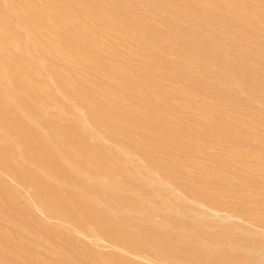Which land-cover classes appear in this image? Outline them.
I'll return each instance as SVG.
<instances>
[{
	"label": "rangeland",
	"instance_id": "obj_1",
	"mask_svg": "<svg viewBox=\"0 0 264 264\" xmlns=\"http://www.w3.org/2000/svg\"><path fill=\"white\" fill-rule=\"evenodd\" d=\"M4 2H5V6H6V8H8V9H16V10H19V9H17V8H20V7H22V5H24L27 1L30 3V4H33V6H35V7H37V8H39V9H41V13H42V15L41 16H44V18L46 17L47 18V20L48 21H45L46 23H38L40 26H38V27H36V25H35V27L34 26H30V28L28 27V28H22L24 31L26 30L27 32H24L22 29H20V28H17L18 26H14V27H5V26H2V20H1V18L2 17H0V89H1V87H2V90L4 91V92H1L0 93V100H1V103H0V109L2 110V111H0V122L2 121V123H0V135H1V137L0 138H3L2 137V135L4 136V138H5V136H6V139H2L3 141H5L6 143L4 144L3 143V141H1V139H0V162H2L1 163V165H0V182L2 183H0V191L2 192H0V194H3V193H7L6 195L5 194H3L4 196H6V197H3V195H0V199H2L1 201L3 202H0V229H1V231L2 232H0V239H2V238H7V239H9V240H4V239H2V240H0L1 242H0V259L2 260V262H1V260H0V264H73V262H74V264H109L108 262H110L111 264H156V256H155V254L154 255H152V252H151V255L149 254V252H150V250H147L146 249V247H140V246H143V244H141V245H137L136 247L134 246V249H132V248H129V246H128V248L127 249H129L130 250V252L131 251H135V253L136 252H138V249L140 248V250H139V253H136V255L135 254H132L133 256H134V258H132L131 257V255H130V252H128L127 253V250H126V247L127 246H124V245H122V244H120V243H118L119 245H117V244H115V246H118L117 248V250H116V248L113 246V247H111L112 246V244L111 243H113L112 241H111V239H115V236H113L114 234H115V232H116V238H117V235L119 236V238H117V241H121V240H123L122 238H126L125 239V241H128L129 242V239L130 238H128L126 235H124V234H121V230H120V233L119 232H117V230L119 229V228H116V230L115 229H113V228H111V227H109L108 228V230H107V228H102V226L100 227V226H98L99 225V222H100V220H96V221H93L94 219H96L95 217H96V215L95 214H97V213H101V210L103 209L104 211H106V210H109V209H111V208H108L107 209V207L105 208V206L104 205H98L97 207L96 206H93L94 208H93V212H97V213H93L91 210H92V206L90 207L91 208V210H90V208L88 209V204L86 205V203H85V206L87 207V208H84V200L85 199H83L82 197H81V195L82 194H86L87 196H88V194H89V196H91L90 198H93L92 200H94V201H102L101 199H103L104 197V195L103 194H101L102 193V191L103 192H105V193H107V191H111L112 193H114V194H118V195H122V196H134V197H137V198H142V200L144 199V197L142 196V195H144L145 196V203H147V208L148 209H152V212L153 211H155L156 213L155 214H157L158 213V217H160V215L162 214V217H166L165 215H167L168 217H171L172 218V216H173V218H176V219H179V220H181V219H183V220H185V221H187V220H190V218L192 219V218H194V216L193 215H195L196 214V212L194 213V211L193 210H197V208H198V206L196 205V204H190V203H188V202H185L183 199H182V197H189V198H191V199H195L197 202H200V203H203V204H205V205H213L212 203H211V201H212V197L215 199V200H217L219 203H222L221 205H222V207L223 208H227V209H231L230 211H231V213H233V212H236V213H233V214H235V216H237V217H239V216H241V217H239V218H241V220L242 221H244V222H246L245 220H250V219H252V220H250L251 222H254L253 221V219H257V218H262V219H264V217H261V216H264V215H262V214H264V212H262V211H264V185H262V184H260L261 182H264V179H262V178H264V177H260V174L259 175H255V177H257V176H259V177H257V178H259V179H256V178H254V174L253 173H255L254 172V170H257V169H259V170H261L262 169V167H264V146H261V143H262V145H264V141H260V142H258L259 140H262V139H264V137H261V136H264V134H259V133H264V127H262L261 125V127L259 126V125H257V124H260V122H262V123H264V120H262V119H264V117H262V116H264V102H261L262 100H264V97H262L261 95H264V92H262V91H264V90H261L262 88L261 87H264V86H262V85H264V83H262V82H264V80H262V78H264V76H262V75H264V74H262V72H264V71H261V70H264V69H262V68H264V65H262V64H264V62H262L261 60H260V57H259V55L261 56V55H264V50H261L260 51V49H264V47H262V46H264V44H262V42L261 41H264V39H262V40H260L261 38H264V33H260V31L262 30V32H264V28H262V27H264V26H262V25H264V23H262V22H264V21H261L260 19L261 18H264V15H261L260 16V14H264V11H262V10H264V9H262V8H264V4H262V3H260L261 1H259V0H251V1H253L252 3H251V1L250 0H245V1H249L248 3H246L245 1H243V0H237V2H235L236 0H234V2H232L233 0H218V1H216V0H213V1H215V2H211V0H204V2L202 1V0H184V2H183V5H186V6H183L184 8L182 9V1H181V5H178L177 6V4H180V2H179V0H178V2L179 3H177V0H173L174 1V3L176 2L177 4L175 5V6H177V7H180L179 9L181 10L180 12H179V10H175V8H174V10H172L173 8L171 7H169V9H168V7L167 6H165V4H166V2H170L169 0H167L166 2H165V0L163 1H160V3H162V5L161 6H163V7H165L166 9H164L163 7H159L158 9L161 11L162 10V12L165 14V15H167L168 14V12H167V10L169 11V17H171V15L173 14L172 12L174 11V14H175V16L176 15H178V18L176 17V20H174L175 19V16H174V18L173 17H171L170 18V20H171V22H170V20L168 19L169 17H168V15L166 16V20H165V18H164V21H166V22H163L162 21V19H161V22H160V20L158 19V17H157V15H153L152 16V14H147V12H145V13H142L139 9H135V10H128V12H127V10L126 9H124V8H120V9H123V11L122 10H120V12H118L119 10H118V6H116V5H114L113 4V2H112V0H14V1H16V2H14V1H12L13 3L11 4L10 3V0H7V1H9V2H7L6 0H3ZM45 1V2H44ZM49 1H50V3H49ZM57 1V2H56ZM80 3H79V2ZM91 1V2H90ZM135 1H137V2H139V3H137L138 4V6L139 5H141V6H149V7H147V8H149L150 9V7H152L151 9H150V12L151 11H153L154 9H156L157 10V7H158V5H160V3H158V4H155V7H154V3H156V2H153L152 3V1H150L149 3L148 2H144L143 0H135ZM154 1H156V0H154ZM159 1V0H158ZM172 1V0H171ZM173 1L171 2L172 4H174L173 3ZM209 1V2H208ZM219 1H220V3H219ZM229 1V3H227ZM240 1V2H239ZM60 2V3H59ZM165 2V3H164ZM193 2V3H192ZM196 2V3H195ZM201 4H200V3ZM216 2H217V5H218V3H219V6L221 5V2L225 5V6H222V10H223V12H222V10H220V8H219V10L220 11H218V7L219 6H217V5H215L216 4ZM239 2V3H238ZM242 2V3H241ZM245 2V3H244ZM256 2H259V3H256ZM262 2H264V1H262ZM49 3V4H48ZM57 3V4H56ZM107 3V4H106ZM164 3V4H163ZM170 3V4H171ZM188 3V4H187ZM211 3H215L214 4V6H212V4ZM255 5V7L256 8H254V7H252V5ZM52 4V5H51ZM104 4H106V5H104ZM152 4H153V6H152ZM169 3H167L166 5H168ZM209 4V5H208ZM231 4H235L234 6L233 5H231ZM239 4V5H238ZM241 4H243V5H245V6H243V8L245 7V9L246 8H248V6H249V9L250 8H253V9H250V10H248V9H246V10H248V12L250 13V12H252L251 10H253V11H255L256 9H258L257 11H255L254 12V14L252 13V15L250 14V17H248V18H246V17H242L243 16V13H242V11L240 10L239 11V7L240 8H242L241 6ZM257 4H260V5H257ZM10 5V6H9ZM50 5V6H49ZM157 5V6H156ZM188 5H190V6H188ZM201 5H203V6H206L205 7V9H204V7L203 6H201ZM251 5V6H250ZM0 6L2 7V6H4V3L2 2V0H0ZM45 6V7H44ZM49 6V7H48ZM93 6V7H92ZM102 6V7H101ZM114 6V7H113ZM198 6H201V7H198ZM237 7L236 9H234V7ZM262 6V7H261ZM154 7V8H153ZM212 7V8H211ZM223 7H225V10H226V12H230L231 10V14L229 13V14H227L226 12H225V10L223 9ZM116 10H115V9ZM162 8V9H161ZM200 8V9H199ZM204 9V11H203V9ZM208 8H209V10L210 9H213V11H209L208 10ZM8 9L5 11V9H3L2 11L4 12V14L3 15H1V16H6V14L8 15L9 14V12H8ZM47 9V10H46ZM75 9V10H74ZM262 9V10H261ZM103 10V11H102ZM105 10V11H104ZM115 10V11H114ZM164 10V11H163ZM166 10V11H165ZM199 10V11H198ZM201 10H202V12L203 13H201ZM216 10V11H215ZM237 12H235V11ZM125 11V12H124ZM132 11H133V15L131 14L132 13ZM172 11V12H171ZM207 11H209L208 13H204V12H207ZM216 13H215V12ZM8 12V13H7ZM68 13V15H67V13ZM135 12V13H134ZM139 12H141V13H139ZM211 12V13H210ZM217 12H219V14L221 15V14H224V16L223 15H221L222 17H219L218 15V13ZM225 12V13H224ZM260 12V13H259ZM56 13V14H55ZM83 13V14H82ZM138 13V14H137ZM167 13V14H166ZM172 13V14H171ZM200 13H201V15H203V14H206V15H203L202 16V18H201V15H200ZM240 13H242V14H240ZM257 15H259V16H257ZM259 13V14H258ZM52 15V17H51V15ZM112 14L114 15V16H112ZM128 14V15H127ZM134 14H135V16H134ZM190 14V15H189ZM195 16H194V15ZM207 14H208V16H209V18H207ZM211 14H212V17L213 16H216V17H213V18H216L215 20H213V19H211L212 17H210L211 16ZM237 14H240V15H236ZM58 15V16H57ZM67 15V16H66ZM92 15H94V17L92 16ZM127 15V16H126ZM149 16V18H150V23H151V25H153V26H142V28H140L141 27V25H140V23L138 24V22L140 21V19L139 20H137L139 17L141 18V16H142V18H141V20L143 19V17L144 18H146L147 16ZM151 15V16H150ZM193 15V16H192ZM255 15V16H254ZM23 16H25L26 17V15H25V13H23V14H21L20 16H18V20H17V22H20V21H22L21 19H22V17ZM137 16V17H136ZM182 16V17H181ZM228 16V17H227ZM244 16H246V15H244ZM253 16V17H252ZM64 17V18H63ZM133 17H135V18H137V19H134ZM184 17H186V18H184ZM255 17H256V20H254L255 19ZM258 17H260V18H258ZM88 18H90V19H88ZM148 17H147V19H149ZM153 18V19H152ZM160 18V17H159ZM195 18H197V19H195ZM206 20H205V19ZM222 18H224V19H222ZM230 18V19H229ZM252 20V22H254L255 24L253 25V23H250L251 22V20ZM252 18H254V19H252ZM67 19V20H66ZM121 19V20H120ZM146 19V20H147ZM156 19H158V20H156ZM190 21L191 20V22H189L188 20ZM220 20L221 21V23H223L224 24V22H222L223 20L224 21H226V22H228V20H225V19H229V22H231V21H233V20H231V19H234L235 20V23L233 22V24H230L229 23V25H226V24H224V25H226L225 27H224V25L223 24H221L219 21L217 22V20ZM244 19V20H243ZM249 19V20H248ZM51 22H50V21ZM72 20H75V21H78V24L79 25H71L70 23L72 22ZM116 20V21H115ZM143 20H145V19H143ZM154 22V20H156L155 22L158 24L157 26L159 27V24H164V23H166L165 24V26L164 27H166V25L167 26H169V28L168 29H165L164 27H162V26H160V28L162 27V28H164V29H162V31L164 30V31H167V32H162L161 33V31H158V34H159V36L160 37H163L161 40H160V37L159 36H157V34L156 35H154V32L153 31H155V32H157V30H161L160 28H158V27H156L154 24H153V22ZM169 20V21H168ZM179 20V22L180 23H183V21H184V23L183 24H185V27L182 29V28H179L176 24H175V22H177ZM185 20H187V21H185ZM195 20V21H194ZM208 20H210V22L208 21ZM262 20H264V19H262ZM114 21V22H113ZM135 21H137L136 23H137V25H135L136 23H135ZM172 21H173V25H171L172 24ZM182 21V22H181ZM195 23V25H194V23ZM248 21H250V22H248ZM258 21H260V23L258 22ZM16 22V21H15ZM113 22V23H112ZM134 24H133V23ZM197 22V23H196ZM198 22H201V23H204V25L203 24H200L199 23V25H198ZM237 22V23H236ZM170 23V24H169ZM239 23V24H238ZM262 23V24H261ZM16 24V23H15ZM53 24V25H52ZM191 24H193V26L192 27H190V25ZM206 24L208 25V26H206ZM213 25V26H211V25ZM238 24V25H237ZM244 24H247V25H244ZM257 24V25H256ZM259 24V25H258ZM110 25V26H109ZM114 25V26H113ZM171 25V26H170ZM217 25H218V27L220 28L221 27V29H219L218 30V28H217V30L221 33V35H220V33L218 32V31H216V29H214V28H216L217 27ZM233 25V26H232ZM260 25H261V27H260ZM79 26V27H78ZM82 26L84 27V28H82ZM173 26H175V28H174V30L173 31H175L176 30V28H178L176 31H177V34H175V32L173 33V31H171L172 30V28H173ZM199 26V27H198ZM206 26V27H205ZM210 26V27H209ZM214 26H216V27H214ZM229 26V27H228ZM232 26V27H231ZM244 26V27H243ZM245 26H246V28H245ZM250 26V27H249ZM255 26V27H254ZM259 28H257V27ZM107 27V28H106ZM188 27V28H187ZM194 27H196V28H194ZM200 29V30H204V27H205V30L206 31H204L203 32V30L202 31H200L198 28ZM201 27V28H200ZM212 27V28H211ZM227 27V28H226ZM102 28V29H101ZM150 28H152V29H150ZM154 28H155V30H154ZM156 28H158L157 30H156ZM167 28V27H166ZM193 28V29H192ZM226 29V31H228V32H230V33H228V34H226V35H228V36H230L229 34H231V36L233 37V34H234V36L235 37H242V36H239V35H243L244 36V39H246L245 37L247 36L246 34H251V35H248V37H247V39L246 40H248V39H251V40H249V42H250V46L252 47H250L249 46V48L247 47L246 48V46L247 45H245V44H242V45H244L243 46V48L242 47H240L239 48V46L237 45L238 43L236 42V41H233L232 43H235L236 42V44H231V43H229V45L227 44L228 42H226V44L225 45H223L224 43H221V41L223 42L224 41V39H221V38H224V35H225V33H227V32H225L224 30H222V29ZM231 28H232V30H231ZM260 28H261V30H260ZM31 29V30H30ZM35 29V30H34ZM110 29V30H109ZM129 29V30H128ZM145 29H146V31H145ZM182 29V30H181ZM191 29V30H190ZM211 29H213V32H212V30ZM228 29V30H227ZM230 29V30H229ZM235 29H237V30H235ZM255 31H254V30ZM1 30H2V32H1ZM97 30H99V31H97ZM131 30V31H130ZM249 30V31H248ZM30 33H29V32ZM45 31V32H44ZM127 31V32H126ZM132 31H134V32H132ZM142 31V32H141ZM179 31V32H178ZM215 31H216V34H215ZM222 31V32H221ZM234 31H235V33H234ZM236 31H237V33H236ZM240 31H242V32H240ZM145 32V33H144ZM148 32H149V34H148ZM168 32H170V33H168ZM173 34H175V35H173ZM197 34H196V33ZM207 32V33H206ZM210 34H209V33ZM232 32V33H231ZM245 32V33H244ZM256 32H258V33H256ZM24 33H26V34H29L28 36H25V34ZM122 33V35H117V34H121ZM133 33H135V34H133ZM161 33V34H160ZM167 35H166V34ZM180 33H182L183 34V36H184V38H183V36L180 34ZM192 33V34H191ZM203 33V34H202ZM204 33H206V34H204ZM213 33V34H212ZM218 33V34H217ZM222 33H224V34H222ZM253 33H256L259 37L257 38V35L256 34H254L255 35V37L258 39V41L260 40V42H261V45H260V42H258L257 40H256V38H253L254 37V35H253ZM260 33V34H259ZM33 36H32V35ZM111 34H112V36H111ZM125 34H128V35H125ZM153 34V38L154 39H152L151 38V35ZM163 34H164V36H163ZM179 34V35H178ZM186 36H185V35ZM202 36V38L199 36ZM207 34H209L210 35V39H212V41H210V40H207V39H209V38H207ZM165 35L167 36V37H165ZM168 35H171V36H168ZM192 35V36H191ZM203 35H205V37H203ZM214 35H218V37H220V38H217L216 36H214ZM253 35V36H252ZM95 36V37H94ZM116 36H117V38H116ZM127 36V37H126ZM139 36V37H138ZM157 36V37H156ZM182 38H181V37ZM223 36V37H222ZM250 36H251V38H250ZM27 37H29V38H27ZM134 38L132 41H131V39L130 38ZM188 37V38H187ZM191 37H193V38H191ZM200 37V38H199ZM215 37V38H214ZM32 38V39H31ZM110 38V39H109ZM140 38H142V41H139V39ZM165 38V39H164ZM173 39V40H168V39ZM176 38V39H175ZM204 38L206 39V40H204ZM216 38H217V40H216ZM253 38V39H252ZM27 39H29V40H27ZM112 39V40H111ZM143 39L146 41V40H148L149 42H145V41H143ZM189 39V40H188ZM191 39H192V41H191ZM221 39V40H220ZM100 40V41H99ZM115 40V41H114ZM141 40V39H140ZM164 40V41H163ZM178 40V41H177ZM187 41V42H189V41H191L192 43H196V44H193L192 45V43L191 42H189V44H187V42H185V41ZM197 42H196V41ZM201 40V41H200ZM203 40L204 41H206L205 43L203 42ZM216 40V41H215ZM99 41V42H98ZM117 41V42H116ZM131 41V42H130ZM150 41H151V43H150ZM170 41H174L173 43L172 42H170ZM182 41V42H181ZM212 42V44L210 43V42ZM257 41V42H256ZM16 44H15V43ZM33 42V43H32ZM53 42V43H52ZM56 42V43H55ZM125 42V43H124ZM139 42H141V43H144L145 42V44L147 43V45H145V44H141V43H139ZM166 42H168V43H166ZM186 44H185V43ZM203 42V43H202ZM207 42L209 43V44H207ZM216 42H217V47L219 46V44H220V46L219 47H221V48H223V50L225 49L226 50V48L227 47H225L226 45L227 46H229L228 48H227V50H229L228 52L227 51H222L221 50V48L219 49V47H218V49H216L217 50V52H215L216 50H214L215 49V47L216 46H214L213 44H215L216 45ZM220 42V43H219ZM254 44H253V43ZM108 44V45H106V44ZM159 43V44H158ZM181 43V45H179ZM5 44H7L8 45V47H10V48H12V50L13 51H15V54H18L16 57H14V58H12V59H6L5 57H4V46H5ZM27 44V45H26ZM55 44L57 45V47L55 46ZM94 44V45H93ZM136 44H141L142 45V47H138ZM148 44H150V45H148ZM174 44H175V46L177 47H175L174 46ZM177 44V45H176ZM205 44H207V45H205ZM222 44V45H221ZM4 45V46H3ZM12 45H14V46H12ZM19 46V47H21V49H19V47H17V46ZM54 45V46H53ZM111 45V46H110ZM113 45V46H112ZM136 45V46H135ZM167 45V46H166ZM178 45H179V47H178ZM182 45H183V47H182ZM191 45V46H190ZM195 45H197V46H195ZM209 45V46H208ZM213 46L212 48L213 49H211V48H209V47H211V46ZM232 45V46H231ZM235 46V48H233L232 50H231V48L232 47H234ZM236 45L238 46V48L236 47ZM241 45V44H240ZM33 46V47H32ZM106 46V47H105ZM108 46V47H107ZM144 46V47H143ZM167 47L166 48V50H165V48L164 47ZM180 46L182 47V48H185L184 50H182V48L180 49ZM193 46H195V47H197V49L196 48H193ZM201 46V47H200ZM207 46V47H206ZM225 48H224V47ZM31 47V48H30ZM97 47V48H96ZM105 47V48H104ZM118 47H120V48H118ZM163 47V48H162ZM186 47H187V51H186ZM260 49H259V48ZM262 47V48H261ZM14 48H15V50H14ZM25 48H27V49H25ZM34 48V49H33ZM59 48V49H58ZM107 48H110L112 51H110L109 49L107 50ZM116 48H118V49H120V50H118V49H116ZM153 48V49H152ZM170 48V49H169ZM190 48H191V50L192 49H195V52L196 53H193V55H192V53H190L191 51H190ZM255 48H257V49H255L256 51H257V53H254V52H256L254 49ZM149 49V50H148ZM189 49V50H188ZM202 49V50H201ZM237 51L238 49H242L243 51L244 50H246L245 52H244V56H242V54L243 53H241V51H237L238 52V57H242L244 60H248L247 62H245L244 63V65L243 66H245V67H241L240 65H237L234 61H235V57H237V54L235 55V53H237L235 50ZM247 49L249 50L248 52H247ZM22 52H21V51ZM97 50H101V53L100 52H97ZM174 50V51H173ZM200 50L202 53H204L205 52V50H206V52L204 53V55H202L201 54V52L199 53L198 51ZM231 50V51H230ZM252 52H251V51ZM34 51V52H33ZM110 51V52H109ZM127 51V52H126ZM137 51V52H136ZM159 51V52H158ZM170 51V52H169ZM214 53H213V52ZM242 51V52H243ZM258 51H260V53L258 52ZM24 52V53H23ZM31 53L30 54V56H29V54L28 53ZM129 52V53H128ZM168 52V53H167ZM186 52V53H185ZM188 52V53H187ZM194 52V51H193ZM239 52L241 53V55L239 54ZM252 54H251V53ZM28 55H27V54ZM54 53V54H53ZM126 53V54H125ZM174 53V54H173ZM190 53V54H189ZM206 53H209V55H214V56H212V57H214V58H211V60L208 58V56H207V54ZM218 55H216V54ZM219 53V54H218ZM225 56V57H227V59L229 58V60H231V61H228V60H226V63L224 64V65H227V66H223L222 64V62H225L222 58H221V55L222 54ZM227 53H229V54H227ZM230 53H231V55H230ZM234 53V54H233ZM248 53V54H247ZM195 54L196 55H198L197 57L195 56ZM202 55V57H203V59H202V57H201V55ZM227 54V55H226ZM232 54L235 56H233V57H231L232 56ZM250 54H251V56H250ZM27 55V56H26ZM42 55V56H41ZM111 55V56H110ZM193 57H192V56ZM229 55H230V57H229ZM249 55V56H248ZM166 56V57H165ZM253 56H255V57H253ZM32 57V58H31ZM112 57V58H111ZM136 57V58H135ZM139 57V58H138ZM177 57V58H176ZM196 57V58H195ZM198 57H200L199 59H198ZM217 57H218V59H217ZM256 57H257V59H256ZM38 58H39V60L41 59V62H42V64L39 62V60H38ZM47 58V59H46ZM160 58V59H159ZM222 59V62H220V60ZM252 58H255V59H252ZM1 59H3V60H1ZM35 59H37V60H35ZM119 60L118 61V63H117V60ZM138 59V60H137ZM179 59H181V60H179ZM220 62V63H218L217 62V60ZM233 59V60H232ZM47 60V61H46ZM127 60V61H126ZM163 60V61H162ZM209 60L211 61V62H213L212 64H211V62H209ZM214 60V61H213ZM255 60V61H254ZM76 61V62H75ZM116 61V62H115ZM171 61V62H170ZM251 62V63H248V62ZM40 63L41 65H42V67H38L37 65H38V63ZM128 62V63H127ZM136 62V63H135ZM203 62H205L206 64H203ZM231 62L233 63V66H232V64H231ZM256 62V63H255ZM70 63V64H69ZM117 63V64H116ZM200 63L201 64H203L202 65V67L200 66ZM209 63V64H208ZM219 65H218V64ZM222 63V64H221ZM230 63V64H229ZM246 63H248V65L249 64H253L254 65V70L252 71V73L254 72L255 74H253L254 75V77L256 78V79H254V77H253V79L252 80H250L251 78H252V74H250V72H248V69H247V67L246 66H248ZM262 63V64H261ZM8 64V65H7ZM121 64V65H120ZM145 64V65H144ZM192 66H191V65ZM220 64L222 65V67L220 66ZM259 64H261V65H259ZM4 65V66H3ZM53 65H55V66H53ZM185 65V66H184ZM209 65V66H208ZM211 65H213L212 67H211ZM214 65H215V67H214ZM229 65H230V67H233V68H231V70H233V71H230L229 70V72H231V74H229V72H228V68H230L229 67ZM235 65V66H234ZM135 66V67H134ZM188 66H191V67H189V68H191L192 69V67L194 68V69H192V70H194V72H192L191 73V69H189L188 68ZM196 66H199V67H197L196 68ZM218 66H220V67H218ZM240 66V67H239ZM261 66H262V68H261ZM74 67V68H73ZM128 67V68H127ZM139 67V68H138ZM206 67V68H205ZM209 67L211 68V70H209ZM224 67H225V69H224ZM228 67V68H227ZM235 67V68H234ZM237 67H239V68H237ZM258 67V68H257ZM260 67V68H259ZM42 68L44 69L43 71H42ZM81 68V69H80ZM184 68V69H183ZM196 68V69H195ZM202 68V69H201ZM220 68H222V69H224V70H227V72L226 71H224L223 72V70L222 69H220ZM242 68V69H241ZM139 69V70H138ZM142 69V72L140 71ZM188 69V70H187ZM212 69H214V71L212 70ZM237 69V70H236ZM244 69H246V70H244ZM16 70V71H15ZM87 70V71H86ZM137 70V71H136ZM190 70V71H189ZM203 72H202V71ZM222 70V71H221ZM239 70V72H240V74L241 75H237L236 73H238L239 74V72H237ZM78 71V72H77ZM144 71V72H143ZM154 73H153V72ZM200 71V72H199ZM218 71H221V73H218L217 75L215 74V73H217ZM242 71V72H241ZM63 72V73H62ZM146 72V73H145ZM152 72V73H151ZM160 72H162V73H160ZM225 72H226V74H229L228 76L226 75V78H225V80H223L224 78H222L221 80H217L216 78H219V77H221L220 76V74H224L225 75ZM234 72V73H233ZM259 74H258V73ZM18 73V74H17ZM191 73V74H190ZM194 73H196V74H194ZM202 73V74H201ZM212 73V74H211ZM257 73V74H256ZM49 75V77H50V79L48 78V76L47 75ZM139 74V75H138ZM152 74V75H151ZM154 74H156V76L154 75ZM199 74L202 76V75H204V76H199ZM213 74H215V76H216V78H214V75ZM222 74V75H223ZM233 74H235L234 76H233ZM243 74V75H242ZM250 74V75H249ZM76 75H79L78 77L76 76ZM85 75H87V76H85ZM138 75V76H137ZM158 75V76H157ZM193 75V76H192ZM210 75H211V78L214 80H212V79H210ZM213 75V76H212ZM247 75H249V76H247ZM256 75V76H255ZM260 75H261V78H259L260 77ZM47 76V77H46ZM77 78H76V77ZM144 76V77H143ZM161 76V77H160ZM192 78H191V77ZM197 76H198V78L199 79H201V83H197ZM230 76H232V77H230ZM237 76V77H236ZM247 77V78H250V76H251V78L250 79H246V81L244 80V78L243 77ZM257 76H259V77H257ZM31 77V78H30ZM38 77V78H37ZM81 77V78H80ZM121 79H120V78ZM225 77V76H224ZM235 77V78H234ZM240 77H241V79H240ZM245 77V78H246ZM46 78H48V79H46ZM83 78V79H82ZM112 78V79H111ZM190 78H191V80H190ZM194 78V79H193ZM207 78H209L211 81L210 82H212L211 84H210V82H209V80L207 79ZM229 78H233L234 79V81L236 80V78H238L239 80H237V81H235V83H233V79H230V81H227V80H229ZM27 79V80H26ZM121 81H120V80ZM145 79V80H144ZM169 79V80H168ZM196 79V80H195ZM257 79H260V80H262V81H260V80H257ZM31 80H36V82L38 83V81L40 82V84L43 86H41V85H37V84H33V81H31ZM51 80H52V84H51ZM83 80V81H82ZM223 80V81H222ZM242 80L245 82L244 83V85H243V83H242ZM247 80H249L248 82L249 83H247ZM50 81V82H49ZM149 81H151V83L149 82ZM163 81V82H162ZM217 81V82H216ZM222 82V84H219L218 82ZM232 81V89H231V86L230 85H228V82H231ZM239 81H241V82H239ZM26 83V84H24V83ZM45 82V83H44ZM47 82V83H46ZM95 82V83H94ZM118 82V83H117ZM148 82V83H147ZM153 82V83H152ZM167 82V83H166ZM209 82V84H207ZM215 82H216V84H215ZM220 82V83H221ZM224 82H225V84H224ZM236 82H237V85H236ZM260 83V85L258 84V83ZM21 83H23V84H21ZM30 83V84H29ZM32 83V84H31ZM34 83H35V81H34ZM44 83V84H43ZM55 83V84H54ZM252 83V84H251ZM253 83L254 84H256V85H258V87H256L255 85H253ZM28 84V85H27ZM46 84V85H45ZM84 84V85H83ZM121 84H122V86H121ZM141 84V85H140ZM143 84V85H142ZM147 84V85H146ZM148 84H150V87H148ZM151 84L153 85V86H151ZM212 84H214V85H212ZM234 84V85H233ZM248 85V84H251L252 86H254L252 89L254 90V88H255V91H256V89H258L259 88V90H257L256 92V94H255V91H253L251 88H250V90H249V87H251L250 85H249V87L247 86L246 87V85ZM44 85H45V87H44ZM81 85V86H80ZM99 85V86H98ZM106 85V86H105ZM140 85V86H139ZM202 85H207V86H205V87H207L206 88V90L207 91H205L204 89H205V87L203 88V90H204V92H203V90H202ZM226 85H228L227 86V88H226ZM241 87H240V86ZM23 86V87H22ZM28 87V89H27V87ZM37 86V87H36ZM61 88H60V87ZM104 86V87H103ZM108 86V87H107ZM210 86V87H209ZM219 86V87H218ZM236 86H238L237 87V90L238 89H242L243 88V86H244V88L241 90V91H243L242 93H240L241 91H237L236 90ZM261 86V87H260ZM24 87H25V92L23 91V89H24ZM40 88V90H38L39 88ZM123 87V88H122ZM200 87V88H199ZM215 87V88H214ZM240 87V88H239ZM246 87V88H245ZM23 88V89H22ZM36 88V89H35ZM43 88V89H42ZM45 88V89H44ZM48 88L50 89V91L51 92H49V90H48ZM118 88V89H117ZM160 88V89H159ZM218 88V89H217ZM229 88V89H228ZM235 88V89H234ZM31 89H32V91H34L35 93V99H34V94L32 95V91H31ZM41 89H42V91H43V93L41 92ZM198 89V90H197ZM199 89H200V91H199ZM215 89L219 94H216V91H215V93H212V95H211V92H214L213 90ZM246 89H248V90H246ZM29 90H30V93L29 94H27L28 92H29ZM46 90V91H45ZM98 90V91H97ZM105 90V91H104ZM141 90V91H140ZM179 90V91H178ZM219 90V91H218ZM40 91V92H39ZM48 91V92H47ZM60 94H58L57 92ZM103 91L104 93H101V92ZM142 91L144 92V93H142ZM151 91V92H150ZM189 91H191V92H189ZM249 91V92H248ZM258 91H260V92H262V94L260 95L261 97H262V100H261V97H260V99H259V94H260V92H258ZM24 92V93H23ZM32 92V93H31ZM110 92V93H109ZM146 92V93H145ZM194 92V93H193ZM196 92V93H195ZM206 92V93H205ZM210 92V93H209ZM221 92H224V94L223 93H221ZM227 92H228V95H230V93L229 92H231V94L233 95V93H235L236 92V94H234L233 96L232 95H230V96H227L226 94H227ZM239 92V93H238ZM252 93L253 95H255V98L257 99H255L254 98V96L250 93L249 95L248 94H245V93ZM40 93V94H39ZM47 93H49V95H50V93H51V96H48L47 95ZM95 93V94H94ZM113 93H114V95H113ZM122 93V94H121ZM136 93V94H135ZM203 93H205V95L203 94ZM30 94L32 95V96H30ZM38 94V95H37ZM42 94H44V95H42ZM46 94V95H45ZM105 94V95H104ZM156 94H158V97H157V95ZM162 96H161V95ZM165 94V95H164ZM191 94V95H190ZM193 94H194V96L196 97H193ZM202 94H203V96H202ZM207 94V95H206ZM215 96H214V95ZM238 94V96H236V98H232V97H235V95H237ZM242 94L244 95V98H245V100L244 101H242V98H243V96H242ZM42 95V96H41ZM54 95H56V97L54 96ZM96 95V96H95ZM117 95H119L120 96V99H119V97L118 98H116V96ZM208 95L210 96L209 98H208ZM218 95H220V96H218ZM227 96V97H229V98H227V97H224V96ZM239 95H241V97L242 98H240L239 97ZM247 95V96H246ZM253 96L252 98L251 97H248V96ZM57 96L59 97V99L57 98ZM126 96H128V98L126 97ZM133 96V97H132ZM155 96V97H154ZM159 96H160V98H159ZM213 96V97H212ZM218 96V100L216 99V97ZM221 96H223L222 98H221ZM31 97V98H30ZM33 97V98H32ZM51 97V98H50ZM53 97V98H52ZM82 97V98H81ZM126 97V98H125ZM144 97V98H143ZM203 97V98H202ZM219 97H220V99H219ZM239 97V98H238ZM37 98V99H36ZM49 98V99H48ZM125 98V99H124ZM164 98V99H163ZM188 98V99H187ZM198 98V99H197ZM207 98V99H206ZM225 98L226 99H228V100H225ZM232 98V99H231ZM238 98V99H237ZM51 99V100H50ZM65 99V100H64ZM129 99V100H128ZM141 99V100H140ZM205 99V100H204ZM236 99V100H235ZM258 99L260 100L259 102H260V104L262 103V105H260L259 104V102H257L258 101ZM81 100V101H80ZM85 100V101H84ZM107 100L109 101V102H107ZM136 100H137V102H136ZM144 100V101H143ZM225 100V101H224ZM239 100H241V101H239ZM114 101L116 102L115 104H114ZM122 101V102H121ZM188 101V102H187ZM194 101H195V103H194ZM199 101L201 102V103H199ZM205 101V102H204ZM207 101H209V102H207ZM213 101H214V103L216 104L217 102V104H216V106H214L215 107V109L213 108V105H215L214 103H213ZM226 102V101H228L227 103H229V101H230V103H232L233 104V106L231 107V106H229L228 105V109L229 108H233L234 106L236 107V106H238L239 105V107H242V105H244V107H245V105H246V107H245V109L244 110H246V108H248V110L247 111H245V112H243L242 110V108H244V107H242V108H239V107H237V108H239L238 110H237V108H233L234 110L232 111L233 113H231V110L232 109H229V110H227L226 108H227V103H225V105L226 106H223L224 104L222 103V102ZM233 101H236V102H233ZM237 101H239L240 103H238ZM255 101V102H254ZM54 102V103H53ZM60 102V103H59ZM62 102H64V103H62ZM74 103V105H73V103ZM111 102H113V103H111ZM120 102V103H119ZM131 102V103H130ZM136 102V103H135ZM253 102V103H252ZM62 103V104H61ZM67 103V104H66ZM110 103V104H109ZM123 103V104H122ZM130 103V104H129ZM135 103V104H134ZM147 103V104H146ZM164 103H168V104H165V105H163ZM177 104V106H176V104ZM187 105H186V104ZM189 103H190V105H189ZM199 103V104H198ZM212 103H213V105H212ZM234 103H237L236 105L234 104ZM242 103V104H241ZM18 104H20V105H18ZM108 104V105H107ZM119 104L121 105V107H123V106H127L128 108H132V109H128L126 106L124 107V109H122L120 106H119ZM138 104V105H137ZM197 104H198V107H197ZM207 104V105H206ZM209 104H211L210 106H209ZM223 104V105H222ZM30 105H32V106H30ZM65 105V106H64ZM69 105V106H68ZM113 105V106H112ZM116 105H117V108H116ZM133 105V106H132ZM223 106L222 108H224V107H226L224 110L223 109H221V107H219L218 108V106ZM241 105V106H240ZM7 106V107H6ZM76 106L78 107V109L76 108ZM110 106H112V108L113 107H115V108H111ZM135 106H139L138 108L137 107H135ZM172 106V107H171ZM174 106H175V109L173 110L172 108H174ZM195 106V107H194ZM70 107V108H69ZM144 107V108H143ZM171 108V110H170V108ZM206 107V108H205ZM208 107V108H207ZM8 108H9V111H8ZM41 108H42V110H41ZM110 108V109H109ZM129 110V112H128V114H127V109ZM134 108V109H133ZM136 108V109H135ZM142 108V109H141ZM180 108V109H179ZM210 108V109H209ZM212 108V109H211ZM252 109V112L254 111L255 113L258 111V110H260V111H258L256 114H254V112L252 113V115H253V117H254V120L255 121H250V118H248V117H250V115H247V113H249V110L250 109ZM261 108V109H260ZM10 109H12V110H14V112L15 113H9V112H11V110ZM24 109V110H23ZM38 110V112L39 111H43L42 113L41 112H39V113H41V114H37L38 112H37V110ZM82 110L81 111V113L83 114L82 116L83 117H80V112L78 111V110ZM115 109H117V111L115 110ZM121 111H119V110ZM139 109V110H138ZM195 109V110H194ZM203 109H205V110H203ZM217 109H219L218 110V112L219 111H221V112H219V113H217L218 115H215V116H217V117H215L214 116V114H216L215 112H217ZM241 109V110H240ZM254 109V110H253ZM74 112L73 114L71 113L72 111ZM124 110H126V111H124ZM145 110V111H144ZM164 110V111H163ZM189 111L188 113H186L187 111ZM193 110V112H191ZM211 110V111H210ZM45 111V112H44ZM46 111H48V112H50V115L52 116V118H51V116H48L49 115V113L48 112H46ZM55 113H54V112ZM70 111V112H69ZM77 111H78V113H77ZM115 111V112H114ZM146 111H148V112H146ZM166 111V112H165ZM176 111V112H175ZM198 112V113H196V112ZM230 112L231 113V115H230V113L228 114V113H226L227 114V116H228V118H231V120L232 119H234L235 117V120H232V122H231V120H230V122H231V124H230V122H229V120H227V116H226V114H225V112ZM240 111V112H239ZM13 112V111H12ZM53 112V113H52ZM67 112V113H66ZM113 112L114 113H116V114H113ZM119 113V115H118V113ZM170 112H173V113H170ZM184 112V113H183ZM199 112L201 113V114H199ZM203 112V113H202ZM208 113V117H210V120H211V122H209L210 120H209V118L207 117V115H206V113ZM242 112L244 113V114H242ZM29 113V114H28ZM100 113V114H99ZM122 113V114H121ZM154 113V114H153ZM220 113H221V115L223 116V114H224V116L222 117L221 115H220ZM235 113V114H234ZM241 113V114H240ZM260 113H261V115H260ZM27 114L28 115H30V114H34L33 116H27ZM35 114H37L38 116H36ZM43 114V115H42ZM44 114H45V116H44ZM48 114V115H47ZM55 116V114H57V116H59L58 118H60L59 120H58V118L57 119H54L53 118V115ZM165 114V115H164ZM189 114H191V115H193V116H195V114H197L196 116H198V119H197V117H193V116H191V115H189ZM245 114H246V117H245ZM41 115H42V117L44 118H42L41 117ZM89 115V116H88ZM106 115H108V116H106ZM199 115H201V118L199 117ZM204 115H206V117L208 118V120L209 121H204L203 119H205V116ZM210 115V116H209ZM239 117H238V116ZM242 115H244V118L246 119V121H245V119H242L243 117H242ZM252 115H251V120H253L252 119ZM258 115H260V116H258ZM13 116V118H14V120L16 119V121H17V123H13L12 124V122H11V124L8 122L7 123V120L9 119V117H12ZM48 118H47V117ZM63 116V117H62ZM64 116H65V118H64ZM77 116V117H76ZM110 116H111V118H110ZM118 117V119L116 118L115 119V117ZM135 116V118H134V120H132L133 119V117ZM170 116V117H169ZM191 118H190V117ZM212 116H214V117H212ZM226 116V117H225ZM257 118H260V117H262L260 120H256V117ZM30 117H33L32 119L30 118ZM61 117H62V119H63V122L65 121L67 124H69L68 123V120H69V122H71L72 123V120H74L75 121V123H76V125L78 124L79 126H83L84 128H86V130L83 132L84 133V135L85 134H87V135H85V136H83L82 135V132L80 133V132H78L77 130H75L76 129V125H72V124H75L74 123V121H73V123L72 124H70V129H69V127H68V125H66L65 124V122L62 124V125H64L65 126V128H64V126H62L60 123H62L61 121H62V119H61ZM86 117V118H85ZM89 117V118H88ZM113 117V118H112ZM124 117H127V122L126 123H128V127H126L127 125H125L124 123H125V121H123L125 118ZM128 117H130V119L132 120V122L131 121H128L129 119H128ZM139 117V118H138ZM144 118V119H142V118ZM173 119H172V118ZM186 117V118H185ZM219 117H220V120H221V124H223L222 122H224L223 120L224 119H226V122H229V124L231 125H229V124H223V129H226V130H228V131H226V132H223V131H225V130H223L222 131V127L220 126V128H219V125H221L220 124V122H216L215 120H217V119H219ZM241 117V118H240ZM5 118V119H4ZM29 118V119H28ZM56 118V117H55ZM83 118V119H82ZM122 118V119H121ZM182 118V119H181ZM215 118V119H214ZM222 118V119H221ZM22 119H23V123H22ZM31 119V120H30ZM33 119H34V121H33ZM111 119V120H110ZM142 119V120H141ZM147 119L149 120V121H147ZM162 119V120H161ZM38 120V121H37ZM39 120H40V123H39ZM42 120L44 121V123L42 122ZM58 120V121H57ZM88 120V121H87ZM91 120V121H90ZM102 120V121H101ZM136 120H139V121H142L141 123H143V124H140L139 123V121L138 122H136ZM144 120V121H143ZM168 120V121H167ZM174 120V121H173ZM27 121V122H26ZM46 121H49L48 123L46 122ZM85 121V122H84ZM89 122V123H87V122ZM94 121H96V122H98V123H100L98 126H97V124H96V122H94ZM111 121V122H110ZM115 121V122H114ZM119 121H121V123H122V121H123V125L125 126V128H124V126L119 122ZM133 121H135V122H133ZM145 121H147V123L145 122ZM219 121V120H218ZM233 121H234V123H233ZM250 121V122H249ZM26 122V123H25ZM36 122V123H35ZM41 122H42V124H41ZM52 122V123H51ZM112 122H114V123H112ZM145 122V123H144ZM168 122V123H167ZM171 122V123H170ZM194 123V125L192 124V123ZM198 122V123H197ZM226 122H224V123H226ZM237 122V123H236ZM243 122V125H244V128H243V126L242 127H238V126H240V124ZM244 122H245V124H244ZM248 122V126H247V123ZM259 122V123H258ZM22 123V124H21ZM24 123L25 124H28L29 126H31V128L33 129V130H37L36 132H38V134H40L39 132H42V134H40L39 136H41L42 138H44V140L47 142L46 144H48V146L46 145V148L47 147H51V149L50 150H52L53 152H51L48 148V150L50 151V153H51V155H53V153H54V155L53 156H51L48 152H45V151H48L46 148L44 149V148H42L43 150H45V151H43L42 149H38V148H36L35 149V147L32 145V143L30 142V140H28L27 138H24L25 140L27 139V141H25V140H23V137L21 138V133L23 132H25V129L23 128V126L22 125H24ZM39 123V124H38ZM50 123V124H49ZM86 123H87V125H86ZM94 123V124H93ZM101 123H102V125H101ZM116 123V124H115ZM120 125H119V124ZM129 123L131 124L132 123V125H135V128L137 129V131H136V133L134 132L136 129L133 127V129H132V127L131 126H129ZM134 123V124H133ZM138 123V124H137ZM184 123H186L187 125H185L184 126ZM196 123H197V125H196ZM200 123L203 125V127L204 126H206V127H204V129L205 130H203L204 131V135L206 136H204L203 134H201L202 135V137H201V135L199 136V138H198V140H197V138H195L197 135H199L200 133H202V132H200V131H202L201 129H203L202 127L199 129V125H200ZM218 123V124H217ZM233 123V124H232ZM252 124V127H253V129H251L250 128V132L248 131V130H245L246 129V127L245 126H247V127H250L251 126V124ZM257 123V124H256ZM4 124H6V128L4 127ZM46 124L48 125H50V127H49V125L47 126V127H49L48 128V130H47V127H46ZM53 124H55V125H53ZM57 124V125H56ZM88 124H89V127H88ZM108 124V125H107ZM112 124H113V126H112ZM149 124V125H148ZM158 124H159V126H158ZM161 124V125H160ZM168 124V125H167ZM176 124H178V125H176ZM191 124V125H190ZM238 125V126H235V125ZM12 125V126H11ZM32 125H33V127H32ZM44 127H43V126ZM52 125V126H51ZM61 125V126H60ZM94 125V126H93ZM105 125H107V127L106 128H104L105 127ZM139 125L141 126V127H139ZM155 125V126H154ZM174 125V126H173ZM193 125V126H192ZM201 125V126H202ZM217 125H218V128H217ZM225 125H226V128H225ZM15 126H16V128H15ZM40 126H41V128H40ZM54 126V129L53 128H51V127H53ZM55 126H58L59 128H61V127H63V128H61V129H56V131H55V128H58V127H55ZM147 126V127H146ZM152 126V128L150 129V127ZM155 128H154V127ZM156 126H158V127H161L160 128V130H159V128H158V132L157 133H155L157 130H155L156 129ZM162 126H164V127H162ZM169 126V127H168ZM190 129H188L187 127ZM191 126V127H190ZM199 126V127H198ZM209 126H210V128H209ZM211 126H212V129H214V132L212 133V131L213 130H211ZM258 126V127H257ZM13 127V128H12ZM18 127V128H17ZM20 127V128H19ZM43 127V128H42ZM114 128V129H112V128ZM147 128V129H145V128ZM215 127V128H214ZM230 127V129H228ZM231 127H234L233 129H231ZM237 127V128H236ZM31 128H30V130H31ZM67 128V129H66ZM75 128V129H74ZM78 128V127H77ZM99 128V129H98ZM109 128V132L106 130V129H108ZM154 128V133H153V131H152V129ZM180 128V129H179ZM185 128V129H184ZM193 128V129H192ZM240 128H241V130H242V128H243V131L241 132V130H240ZM257 128L259 129V130H257ZM16 129V130H15ZM43 129V130H42ZM47 130V133L46 132H44V131H46ZM51 129V131L50 132H52L53 131V133H51L50 134V132H49V130ZM92 129V130H91ZM120 130L121 132H118V131H116V130ZM127 129H129V130H127ZM130 129H132V130H130ZM150 129V130H149ZM187 129V130H186ZM193 130V132L196 134V133H198L197 135H195L193 132H192V130ZM211 130V132H209V131H207V130ZM215 129H216V131H215ZM217 129L219 130L220 129V131H217ZM249 129V128H248ZM255 129H256V131H255ZM10 131V132H8V131ZM22 132H21V131ZM59 130H60V133H59ZM111 130H113V132L111 131ZM125 130V131H124ZM134 130V131H133ZM163 131V133H164V136L162 135L163 133H162V131ZM194 130H196V131H194ZM200 130V131H199ZM229 130H231V131H233L232 132V135L233 134H237L238 136H231V134H230V132L231 131H229ZM234 130H236L235 131V133H234ZM255 131L254 133H255V135H253L254 133H253V131ZM3 131H5V133L3 132ZM64 131H66V133L64 132ZM134 132L135 134H139V136H138V134H137V136L135 135V137H134V134H131L132 132ZM145 131V132H144ZM152 131V132H151ZM259 131V132H258ZM62 132V133H61ZM68 132V133H67ZM76 132L78 133L77 135H76ZM100 132V133H99ZM105 132H107V133H105ZM127 132V133H126ZM161 132V133H160ZM167 132V133H166ZM172 132V133H171ZM174 132H175V134H174ZM188 132H189V134H188ZM223 132V133H222ZM7 133V134H6ZM22 133V134H23ZM63 133H65V134H63ZM126 133V134H125ZM129 133V134H128ZM151 133V134H150ZM153 133V134H152ZM183 133V134H182ZM226 133V134H225ZM230 135H229V134ZM240 133H242L241 135H239ZM245 133H248V134H252L251 135V137H250V135H248V134H245ZM55 134H57V135H55ZM68 135V136H71V138H75V137H77L78 139H79V141L81 140L82 141V146H80L79 144L78 145H75V146H73V147H71V150H70V148H65V145H64V148L63 147H60L59 146V149H58V147H56L57 145H60V144H57V140L58 139H60L61 137H63V136H59V135ZM114 134H115V136H114ZM119 134V135H118ZM121 134H122V136H121ZM124 134V135H123ZM158 134V135H157ZM161 134V136H159ZM208 134H212L211 136H213V137H211L210 135H208ZM215 136H214V135ZM217 134H219V135H217ZM248 135V136H244V135ZM257 134H259V138L258 137H256L257 136ZM13 135V136H12ZM19 135V136H18ZM52 137V140H54V139H56V138H54L53 139V136H56L57 137V140L55 141V142H52V140L50 139V137ZM74 135V136H73ZM133 135V136H132ZM143 135V136H142ZM155 135H157V136H155ZM172 135H174V136H172ZM187 135V136H186ZM194 135V136H193ZM223 135L225 136V137H223ZM83 137V138H81V137ZM92 136V137H91ZM127 136V137H126ZM146 137V139H145V137ZM208 136L210 137V138H208ZM240 136L242 137L241 139H240ZM244 136V137H243ZM17 137V138H16ZM60 137V138H59ZM85 137H86V139H85ZM87 137H89V138H91V139H88ZM102 137V138H101ZM110 137H112L113 139L114 138H116V137H118V140H111L112 138H110ZM133 137V138H132ZM160 137H165V138H160ZM175 137V138H174ZM218 137L221 139H223V140H226V144L224 143V142H222L221 140H219L218 139ZM236 137H238L239 138V140L236 138ZM41 138V139H42ZM50 140H49V139ZM100 138V139H99ZM122 140H121V139ZM128 140H127V139ZM158 138H160V139H158ZM259 140H258V139ZM103 139V141H101ZM119 139L122 141H119ZM139 139H143V140H139ZM158 139V140H157ZM167 139V140H166ZM171 139H173V140H171ZM181 139H184V140H182V142H181ZM213 139H214V141H213ZM235 139H237V140H235ZM252 139V140H251ZM254 139H256V140H254ZM15 141V143H14V141ZM19 140V141H18ZM20 140H21V142H20ZM113 141V143L111 142V141ZM126 140V141H125ZM131 140H135V142L133 141V143L134 144H132V142H131ZM199 140H200V142H199ZM206 140V141H205ZM241 140H243V141H241ZM258 140V141H257ZM7 141H10L9 143L11 144H8L7 143ZM22 141H23V143H22ZM44 141V142H45ZM85 143H84V142ZM89 141H91V142H89ZM95 141H98L99 143H100V146L99 145H95V144H99V143H96ZM104 141H106V143H104ZM116 141V142H115ZM130 141V142H129ZM158 141V142H157ZM160 141H162V142H160ZM165 143H164V142ZM188 143H187V142ZM231 142V145H233V148H231L232 146L230 145V143L229 142ZM253 141H255V143L253 142ZM29 142V143H28ZM118 142H120L119 144H118ZM160 142V143H159ZM168 142V143H167ZM209 142V144L207 145L206 143H208ZM216 142H219V143H216ZM237 142H238V144H237ZM251 142V143H250ZM258 144H257V143ZM13 143V144H12ZM26 144V146H25V144ZM52 143V144H51ZM89 145H88V144ZM90 143H92V144H90ZM95 143V144H94ZM111 145H110V144ZM126 143H128L126 146H125V144ZM136 143V144H135ZM140 143V144H139ZM183 145H181V144ZM214 143V144H213ZM223 143V144H222ZM259 143H260V145H259ZM55 144H57L56 146H55ZM86 144H87V147H86ZM103 144H104V146H103ZM131 144V145H130ZM142 144V145H141ZM159 144V145H158ZM167 144H169V145H167ZM210 144H212V145H210ZM217 145L218 146V150L216 149V147L217 146H213V145ZM225 144V145H224ZM234 144H235V146H234ZM9 145H10V147H9ZM18 145V146H17ZM21 145V146H20ZM54 145V146H53ZM95 145V146H94ZM107 145V146H106ZM109 145V146H108ZM118 145V146H117ZM119 145H120V147H119ZM130 145V146H129ZM133 145V147L134 146H136V147H134L133 149H134V151L132 152V148H129V147H131ZM139 145V146H138ZM144 145L145 146H147V147H144ZM153 145L155 146L156 145V148L157 147H159V148H157V150H156V148L155 147H153ZM163 145H165V146H163ZM169 146V147H167V146ZM171 145V146H170ZM246 145V147L244 148V146ZM251 145V146H250ZM5 146V147H4ZM14 146H15V148H14ZM24 146H25V148H24ZM98 146V147H97ZM103 146V147H102ZM137 146H138V151H137ZM140 146H142L144 149H142V147H140ZM213 146V147H212ZM226 146V147H225ZM236 146H239L240 148H242V150L238 147H236ZM7 147V148H6ZM9 147V148H8ZM55 147L57 148V149H55ZM86 149H84V148ZM116 147V148H115ZM166 147V148H165ZM170 147H171V150H174L175 151V149H176V153H177V150L179 151V154H181L182 153V155H179V154H175V152H173V151H171L170 150ZM179 147V148H178ZM228 147H230V149L228 148ZM249 147V149L248 150H251V151H248V150H246L247 148ZM254 148V149H251V148ZM259 149H258V148ZM4 148H6V150L4 149ZM17 148V149H16ZM34 148V149H33ZM53 148V149H52ZM60 148H61V150H60ZM62 148H63V152H64V149H68L67 151L65 150V154H63V152H62ZM72 148H75V151H73L74 149H72ZM129 148V149H128ZM153 148V149H152ZM182 148H184V149H186V151L184 150V149H182ZM191 148H193L192 150H191ZM199 148V149H198ZM211 148V149H210ZM228 148V149H227ZM236 148L237 149H240V151H238L237 152V150H236ZM257 148V149H256ZM2 149V150H1ZM9 149V150H8ZM20 149V150H19ZM28 149H29V151H28ZM37 149L39 150V154H37L36 152H37ZM76 149H78V150H82V151H85V153L84 152H82V151H78V150H76ZM88 149H93L92 151L94 152H92V151H90V150H88ZM95 149V150H94ZM117 149V150H116ZM146 149H147V152H146ZM199 150V155L197 156L196 154H194L193 155V153L192 152H194V153H197V152H195V151H197V150ZM205 150V151H203V150ZM13 152H12V151ZM16 150V151H15ZM101 150V151H100ZM120 150V151H119ZM142 150V151H141ZM148 150H149V152H148ZM170 152H169V151ZM227 150V151H226ZM236 150V151H235ZM254 150V151H253ZM258 150V151H257ZM261 150V152H259ZM5 153H4V152ZM9 151V152H8ZM17 151H19V152H17ZM30 151H31V153H30ZM36 151V152H35ZM100 151V152H99ZM108 152V153H106V152ZM188 151L190 152V153H188ZM201 151H203V153H201ZM223 151H224V153H223ZM248 151V152H247ZM41 152V153H40ZM44 152L46 153V154H44ZM68 152V153H67ZM69 152H72L73 154H72V156L74 155V157H75V154H76V157L78 158H74V157H72V156H70L69 155ZM93 154V156H96L95 158H97V156H98V158L100 159V161L102 162V164H101V162L100 161H98V160H96L95 158H93V156L90 154ZM97 152V154H95ZM134 152H135V154L137 155H135L134 154ZM142 152H144V153H142ZM155 152V153H154ZM187 153V154H185V153ZM219 152H221V153H219ZM229 153V152H231V153H229L228 155H226L225 153ZM240 152V153H239ZM244 152H246V153H248V156H247V154L246 153H244ZM252 152H254V153H252ZM22 155H21V154ZM29 153L31 154V155H29ZM47 153L49 154V156H48V158L46 157L47 156ZM80 155L81 154V157H79L78 156V154ZM99 153V154H98ZM103 153V155L105 156V157H103V155H101ZM110 153L112 154V156H110ZM116 153L117 154H119V155H116ZM127 153V154H126ZM152 153V154H151ZM156 153H158L157 154V156H156ZM185 155H184V154ZM235 153H237V154H235ZM256 153H258V154H256ZM15 154L16 155H18L19 154V157H18V159H16L17 157L15 156ZM35 154V155H34ZM41 154V155H40ZM57 156H56V155ZM63 154V155H62ZM67 154V155H66ZM86 154H89V155H86ZM139 154H140V156H139ZM142 154V155H141ZM169 154H171V156L169 155ZM173 154V155H172ZM192 155V156H194L195 158H193L192 156L191 157H189V155ZM206 154V156H205V158H207V157H210V158H208V159H205V158H203L204 157V155ZM214 156H213V155ZM231 154H233V156L231 155ZM255 155L256 157H254L253 155ZM4 155H5V157H4ZM8 155H9V157H8ZM33 155H34V157H33ZM36 155H38L39 156V158H38V161L40 162V163H38L37 162V157H36ZM45 155V156H44ZM65 155V156H64ZM136 157H134V156ZM164 155V156H163ZM166 155V156H165ZM188 155V156H187ZM216 155H218V156H216ZM239 155H241L240 157L242 158H244L245 160H247V161H244L243 159L242 160H240L241 158L240 157H238ZM252 155V156H251ZM259 155V158H260V155L262 156V158H258L257 156ZM8 158H7V157ZM11 156H12V158H11ZM60 156H62V157H60ZM69 156V157H68ZM99 156H101V157H99ZM113 156H115V157H113ZM177 157V159H175V157ZM178 156H179V160H181L182 162H178ZM201 156H203L202 158H201ZM216 156V157H215ZM221 156H227L228 158H230L229 160H228V158L226 157V159H225V157H221ZM237 156V157H236ZM249 156L252 158H258V160H257V162L260 160L261 162H256L255 164L254 163H252V162H254V161H256V159L254 160V159H249ZM14 157H16V158H14ZM22 157V158H21ZM40 157H41V160H40ZM54 158V157H57V158H54V159H52V158ZM67 157L69 158V159H67ZM87 159H89V160H87ZM106 157H108V159L106 158ZM119 157V158H118ZM137 157H139V158H137ZM185 157H187V158H185ZM199 157H200V159H199ZM235 157V158H234ZM47 158V159H46ZM51 158V159H50ZM61 158V159H60ZM71 158V159H70ZM81 158H83L82 160H81ZM127 158V159H126ZM131 159L130 161L128 160V159ZM144 158V159H143ZM188 158H190V159H195V160H197V158H198V161L200 162V161H206L207 163L211 160V158H212V160L209 162V165H207V166H204V164H202V166L199 164V162H198V164L197 165H199V167H197V168H199L197 171H196V169L197 168H194V166L196 167V165L194 164V163H197V162H194L195 160H189ZM213 158H215V161H214V159ZM216 158L218 159V161L216 160ZM220 158V159H219ZM10 159V160H9ZM12 159H15L16 161H18L17 163H19V161L21 162V160L20 159H22V162L20 163V165L19 164H17L16 163V161H13ZM24 159L26 160V161H24ZM46 159V160H45ZM48 159H49V161L51 160V162H49L48 161ZM59 160V161H57V162H55V160ZM74 159V160H73ZM90 159H92V160H90ZM170 159H172V160H170ZM189 160L188 161V163H186L187 162V160ZM222 159V160H221ZM31 160V162H29ZM34 160H36V162L34 161ZM63 160V162H61ZM69 160H71V165L69 166ZM77 160V161H76ZM96 160V161H95ZM104 160H107L108 162H105ZM111 160H114V161H111ZM119 160V161H118ZM123 160H126L127 161V165H125L124 167L123 166H121L122 164L124 165L125 163H121V162H123ZM150 160H151V162H150ZM173 160H174V163H176V164H174V163H172L173 162ZM209 160V161H208ZM240 160V161H239ZM251 161V163H249L248 161ZM24 161V162H23ZM32 161H34V164L35 165H33V162ZM49 163H48V162ZM89 161V162H88ZM116 161H118V163L120 164H117V162ZM135 161V162H134ZM184 161H185V163H184ZM222 161H223V166L221 165V163H222ZM10 162H11V164H10ZM27 162V163H26ZM44 162H46V165H45V163ZM54 162V163H53ZM65 162V163H64ZM75 162H77V163H75ZM96 162V164H94ZM114 164H113V163ZM125 162V161H124ZM130 162H131V165L129 166V164H130ZM205 162V163H206ZM217 162H218V164H217ZM232 162H236V163H232ZM25 165V163H26V165H27V167H26V165L24 166L23 164ZM30 163H32V164H29ZM38 163V164H37ZM56 163H57V165L59 164V166H61V165H63L64 167H62L61 166V168H63L65 171H66V176L69 178H66L65 180H64V178H65V176L63 177L62 176V178L60 177V176H57V175H55V174H53L54 172L53 171H55L56 172V170H57V168L59 169V167H57L56 166ZM82 163V165H84V164H86V166H84V167H81L80 168V164ZM88 163H90V164H88ZM100 164L102 167H104V166H109V167H112L113 165L116 167V168H114V167H112V169L110 168V169H106V167L103 169L101 166L99 167L98 166V164ZM105 163V164H104ZM129 163V164H128ZM143 163V164H142ZM151 165H149V164ZM219 163H220V165H219ZM232 163V164H231ZM237 163H239L238 164V166L236 167V165H237ZM243 163V165H245V164H249V165H246L245 167L247 168L246 169V173H247V175H248V177L250 178V179H253L252 181H254V182H256V180H257V182H258V180L260 181V182H258L257 184L258 185H260L259 187H260V189H259V191H256V190H254V189H251V188H247V192H245L246 191V189L244 190V191H241V190H237V192H235V191H233V189L232 188H228V186H225V187H223V188H220L219 189V193H220V195L221 194H223V192H224V194H225V190L227 191V193H226V196L228 195V196H231V197H229L230 199L228 200H224V199H220L219 198V194L217 193V195L218 196H216V194L215 193H213V192H209V191H206V188H204V186L205 187H210L211 185L213 186V184H216V180H215V178L216 177H214L215 175H213L212 174V176H213V179H210V178H212V176H211V173H215V174H217V173H219L221 170V172L220 173H222L223 172V170H224V173H225V171H226V173H227V176L228 175H230V173H233L234 175L233 176H236L237 174V177H239V176H241L242 174H244V170H245V168L243 169V167L241 168L240 167V165ZM43 164H44V166H43ZM48 164H49V166H48ZM73 164H75V166L77 167H79V168H76V169H74V165ZM78 164V165H77ZM88 164V165H87ZM92 164H94V166L95 165H97V166H95L96 168H94V166L92 165ZM108 164H110V165H108ZM153 164L157 167V168H155V167H153ZM157 164V165H156ZM162 164V165H161ZM180 164V165H179ZM191 164V165H190ZM193 164V165H192ZM210 164L212 165H215V167H213V165L211 166L212 168H213V170L212 169H210V167H208V166H210ZM224 164H227V165H224ZM234 164H236V165H234ZM255 165L256 166V168H254L255 166H253V165ZM258 164V165H257ZM262 164V165H261ZM2 165H3V168H4V170H5V168L7 169V172L9 173V176H10V180L11 179H14V181L16 182L15 184H13L12 182H14L13 180H11V182H10V180H7L8 178H9V176L7 175V172H6V175H5V172H4V170L2 169ZM13 165V166H12ZM22 165V166H21ZM37 165H38V167H40L39 169H38V167H37ZM40 165V166H39ZM55 165V166H54ZM81 165V166H82ZM135 165V166H134ZM176 168V169H174V167ZM190 165V166H189ZM206 165V164H205ZM253 166V167H251V166ZM47 166V167H46ZM54 167V168H52V167ZM91 166H93V168L94 169H91ZM161 166V167H160ZM177 166H180V167H183L182 169H185V170H183V172H182V170H180L179 169V167L177 168ZM193 166V167H192ZM217 166V167H216ZM228 168H233L231 171L229 170V172H228V170H226L227 169V167ZM230 166V167H229ZM260 166V167H259ZM33 168L34 167V169L36 170V172H35V170H29V168ZM50 167V168H49ZM56 167V168H55ZM118 167H119V169L121 168V170H120V172H118ZM131 168V171H133V172H129V170L128 169H130ZM136 169H134V168ZM186 167V168H185ZM204 167H208V169H210V170H208L207 168H204ZM218 167H220V168H222L221 170H220V168L218 169ZM9 168V169H8ZM28 168V169H27ZM31 168V169H32ZM85 168V169H84ZM99 168V169H98ZM103 169L102 171L100 170V169ZM114 168V169H113ZM127 169L126 171L124 170V169ZM137 168H139V169H137ZM144 168V169H143ZM158 168H160L161 170H164L163 172H160V171H157L158 170ZM194 170L195 169V171L197 172H194L192 169ZM203 169V170H200V169ZM217 168V169H216ZM230 168V169H231ZM239 168V169H238ZM248 168H251V169H249V170H252L253 171V175L252 174H250V172L249 171H247L248 170ZM17 169V170H16ZM41 169H42V174L40 173V171H41ZM50 169V170H49ZM56 169V170H55ZM70 172H72V173H70L69 174V171ZM84 169V170H83ZM118 169V170H117ZM154 169V170H153ZM172 169H174V170H172ZM189 169H190V171L193 173L192 175H189L191 172L189 171ZM207 169V170H206ZM243 169V170H242ZM254 169V170H253ZM53 170V171H52ZM77 170V171H76ZM82 170V171H81ZM105 170H107V172L105 171ZM111 170H114L116 173L118 172V173H120L119 174V177H117L118 176V174H116V173H114V171H113V173L115 174V175H113V173H111L112 171ZM117 170V171H116ZM122 170H124V172L125 173H123V171ZM141 170H142V172H141ZM166 170H168V171H166ZM172 170V171H171ZM175 170H177V171H181V172H176ZM201 171V173H205V174H202L203 176V178L202 177H200V175H201V173H200V171ZM235 170H238L239 172L241 171H243L242 172V174H241V172L239 173L238 171H236L235 172ZM17 171V172H16ZM79 171V172H78ZM81 171V172H80ZM145 173H144V172ZM154 171V172H153ZM188 171L190 172L189 174H188ZM198 171H199V176H198ZM203 171V172H202ZM251 171V172H252ZM258 171V170H257ZM35 172V173H34ZM38 172H39V174L40 175H38ZM83 172H86V173H83ZM106 172V173H105ZM109 172V173H108ZM167 172H169V173H167ZM176 172V173H175ZM185 172V173H184ZM187 172V173H186ZM207 172V173H206ZM210 172V173H209ZM2 173H3V175H2ZM46 173V174H45ZM94 173V174H93ZM103 173V175H100V174H102ZM132 175H131V174ZM153 174V176H152V174ZM167 173V174H166ZM172 173V174H171ZM176 175H180V177H178V176H176ZM229 173V174H228ZM256 173H259V172H256ZM16 174V175H15ZM24 174H26L27 175V179H26V175L24 176ZM45 174V175H44ZM74 174L76 175V176H74ZM81 174V175H80ZM90 174V175H89ZM110 174H111V176H110ZM197 174V175H196ZM207 174V176H205ZM208 174L211 176H208ZM236 174V175H235ZM4 175H5V177H4ZM44 175V176H43ZM47 175L48 176H50L51 177V179H50V177H47ZM70 175H72L71 177H70ZM84 175V176H83ZM92 175H95V176H92ZM97 175V176H96ZM136 175V177H134ZM157 175V176H156ZM168 175V176H167ZM185 176V177H187L186 179L183 177V176ZM196 175V176H195ZM232 175V174H231ZM252 175V176H251ZM82 176V178H80ZM103 176V177H102ZM129 176H130V178L131 179H129ZM140 178H139V177ZM149 176H152V177H149ZM159 176V177H158ZM182 176V177H181ZM189 176L191 177V178H189ZM205 176V177H204ZM252 178H251V177ZM261 176H264V175H261ZM8 177V178H7ZM45 177H47L45 180H44V178ZM59 177V178H58ZM78 177V178H77ZM98 177H100V178H98ZM101 177L103 178V179H101ZM147 177H149V179H146ZM170 177V178H169ZM3 178V179H2ZM5 178H6V180L7 181H5ZM25 178V179H24ZM29 178H30V180H29ZM49 178V179H48ZM55 178H58V182H56L57 180H54ZM74 178H76V181L74 180ZM86 180H88V181H86ZM91 180H90V179ZM94 178H96V179H94ZM127 178V179H126ZM135 180H133V179ZM152 178H154V179H152ZM161 178L163 179V180H161ZM169 178V180H167ZM171 178H173V179H171ZM175 178L176 179H178L177 181L179 182V180H183V179H185L184 181H180L179 183H175L176 181H175ZM188 178H189V180H188ZM200 179V180H202V182L201 181H198V180H196V179ZM204 178L206 179L207 178V180H204ZM21 179V180H20ZM40 180L41 182V184L39 183V181L38 180ZM62 179V180H61ZM68 179V180H67ZM79 179H81V180H84V181H86V183H88V184H92L93 186H94V190H84L82 187H81V183H78L77 184V181L79 180ZM98 179V180H97ZM138 179V180H137ZM165 179V180H164ZM190 179L192 180V181H190ZM196 181H195V180ZM256 179V180H255ZM27 180H29V182L27 181ZM53 180V181H52ZM63 180L65 181L63 184H62V186H61V183L63 182ZM69 182V184H67L68 182ZM122 180H127V182H123ZM129 180H130V182H129ZM150 180H151V182H150ZM214 180V181H213ZM8 181H9V184H7L8 183ZM48 181H49V183H48ZM52 181V182H51ZM70 181H72L73 183H71ZM91 183H90V182ZM122 181V182H121ZM132 181V182H131ZM155 181V182H154ZM169 181H173V183L172 182H169ZM189 183H191V182H193V183H191V184H189ZM195 181V182H194ZM199 182V183H196V182ZM31 182V183H30ZM67 182V183H66ZM76 182V183H75ZM93 182V183H92ZM166 182H168V183H166ZM181 182H183L184 184L183 185H179V184H181ZM204 182V183H203ZM205 182H207V183H205ZM11 183V184H10ZM44 183V184H43ZM129 183H131V184H129ZM134 183V184H133ZM188 183V184H187ZM208 183H212L211 185L209 184L208 185ZM16 184H17V186H19V187H17L16 186ZM32 184V185H31ZM51 184V185H50ZM52 184H54V185H52ZM59 184V185H58ZM75 184H77V185H79L78 187L77 186H75ZM95 184H96V187H95ZM139 184V185H138ZM142 184L144 185V187L146 186V187H148V189L150 190V192H149V190L146 188V189H144V187H142ZM176 184V185H175ZM197 184H198V186H199V184H200V187L199 188H196L194 185H196L197 186ZM4 185V186H3ZM9 185H11L12 187H14L15 189H13L12 187H10ZM24 185V186H23ZM34 185V186H33ZM44 185V186H43ZM50 185V186H49ZM65 185H66V187H65ZM128 185V186H127ZM155 185V186H154ZM161 186V187H159V186ZM166 187H165V186ZM170 185V188H171V190H170V188L168 187ZM175 187H174V186ZM185 185L187 186V187H185ZM202 185V186H201ZM56 186H58V187H56ZM116 186V187H115ZM132 186V187H131ZM140 186V188H138ZM173 186V187H172ZM181 186H184V187H181ZM6 187H7V189H6ZM50 187V188H49ZM68 187V189H69V191L70 190H74L72 187H75V189H76V187H77V189H76V191H78V188L80 189V191H79V197L78 196H76L77 195V193L78 192H76L75 193V195H73L72 196V194L70 195L69 194V192H68V189H63V188H67ZM84 187V186H83ZM135 187L136 188H138V189H144V190H140V193L142 192L143 194H141V195H139L140 193H138L139 192V190H136L135 189ZM151 187H155V189L154 190H152V188ZM201 187H203L205 190H203V188H201ZM18 188V189H17ZM33 188V189H32ZM56 188H57V190H56ZM96 188V189H95ZM133 188H134V190H135V192L134 191H132L133 190ZM160 188H162L163 190L164 189H168V190H165V191H162ZM177 188V189H176ZM183 188V189H182ZM185 188V189H184ZM187 188H190V190L189 189H187ZM23 191V193L24 194H26V195H24L23 193H22V191ZM25 189V190H24ZM37 189V190H36ZM102 189V191H100ZM193 189V190H192ZM250 189H251V192H248V191H250ZM31 190H33L32 192H31ZM36 190V191H35ZM62 190H63V193H61L62 192ZM65 190V191H64ZM67 190V191H66ZM99 190V192H97ZM122 190V191H121ZM220 190L221 191H223V192H220ZM233 191V192H231V191ZM5 191V192H4ZM8 191H11V192H8ZM15 191H17V192H15ZM21 192V195H19L20 193L19 192ZM25 191V192H24ZM38 191H40V194H38L39 192ZM55 191V192H54ZM81 191H83V192H81ZM84 191H85V193H84ZM136 191H138V192H136ZM154 191H158V192H154ZM167 191V192H166ZM178 193H177V192ZM228 191H229V194H228ZM254 191H256V192H254ZM13 192H15V195H13L14 193ZM37 192V193H36ZM66 192V193H65ZM89 192V193H88ZM145 192H147L148 194H149V197L148 198H146L148 195L145 193ZM152 192V193H151ZM190 192H192V193H194V194H192V193H190ZM258 192V193H257ZM31 193V194H30ZM68 194L67 196L68 197H65L66 195H64V197H63V194ZM99 194L98 196L97 195H95V194ZM151 193V194H150ZM156 194L154 197H153V194ZM159 193L161 194V195H159ZM162 193L165 195V196H167V199L170 201V204H167V205H162L161 203H159V198H161V197H164V198H166L164 195H162ZM167 193H169V195H167ZM230 193H231V195H230ZM232 193H234V194H232ZM242 193V194H241ZM245 193H247V194H249V195H246ZM255 194V195H252V194ZM28 194V195H27ZM34 196H33V195ZM236 194V195H235ZM238 194V195H237ZM17 195V196H16ZM23 195V196H22ZM43 195V196H42ZM45 195V196H44ZM55 195V196H54ZM62 195V198L60 197ZM101 195V196H100ZM103 195V196H102ZM183 195V196H182ZM252 195V196H251ZM10 196V197H9ZM16 196V197H15ZM27 196H29V197H27ZM36 197V198H38V199H36V198H33V197ZM42 196V197H41ZM100 196V197H99ZM151 196V197H150ZM157 196V197H156ZM161 196V197H160ZM173 196V197H172ZM193 196H195L194 198H193ZM232 196H233V198H232ZM234 196H236V197H234ZM250 196V197H249ZM253 196H258V199L257 200H259V201H255L254 200V202L257 204V205H260V207H258V206H253V205H256V204H252V206H251V204L250 203H245V202H250L249 200H251L252 199V197ZM3 197V198H2ZM243 197H245V198H247V197H249V199L246 201L245 200V198H243ZM10 198V199H9ZM22 198H25V199H22ZM29 200V199H31V200H27V199ZM45 198V199H44ZM66 198H68V199H66ZM81 198H82V200H81ZM150 198H152V199H150ZM237 198H239L240 200L241 199H243V200H241V201H239V199H237ZM253 198H255V197H253ZM34 199H36V202H37V204H39V203H42V204H39V205H37L36 204V202H34L33 200ZM65 199V200H64ZM74 199H76V201L77 200H79V201H75ZM139 199V200H140ZM148 199V200H147ZM156 199H158L157 201V203L156 204H158L159 203V205H155V203H153V202H156ZM235 199V201L236 202H240V204L241 203H243L242 205H243V207L245 208V209H248L249 211V213H247V210L245 211V209H244V212L242 211L243 210V208H242V210L241 209H237V208H235V209H237L238 210V212H237V210H235V209H233V205H235L236 203H234V204H232V200H234ZM256 199V198H255ZM260 199H261V202H260ZM7 200V201H6ZM10 202H9V201ZM41 202H40V201ZM70 200V201H69ZM74 201V203L72 202V203H70L71 201ZM151 201V202H149V203H151V205L148 203V201ZM152 200H154V201H152ZM172 200V201H171ZM245 200V201H244ZM253 200V199H252ZM27 203H26V202ZM51 201V202H50ZM66 201V202H65ZM83 203H81V202ZM207 201V202H206ZM209 201V202H208ZM234 201V202H235ZM244 201V202H243ZM48 202H50V203H48ZM68 202V203H67ZM80 203V205L79 204H77V203ZM173 202V203H172ZM229 202H231L230 203V205H232V206H230L229 205ZM1 203H2V205H1ZM26 203V204H25ZM47 203V204H46ZM52 203H55L54 204V206H53V204ZM101 203H103V201L101 202ZM176 203V206H174V204ZM177 203H179L180 205H182V206H180V205H177ZM183 203V204H182ZM228 203V204H227ZM258 203H260V204H258ZM5 206H4V205ZM9 204H10V206H9ZM12 204H16L15 206L14 205H12ZM64 204V205H63ZM81 204L83 205L82 206V208H84L83 210H82V208L80 207L81 206ZM192 206L191 207V209H188L186 206ZM247 205V206H244V205ZM249 204V205H248ZM31 205V206H30ZM35 206V208L34 207H32V206ZM62 205H63V208H62ZM75 205V207L73 208V206ZM195 205V206H194ZM226 205V207H224ZM238 205H239V203H238ZM30 207V208H27V207ZM41 206H42V208H41ZM67 207V209H66V207ZM70 206V207H69ZM78 206V207H77ZM159 206V207H158ZM185 206V207H184ZM8 208L9 210H6L5 208ZM10 207V208H9ZM16 207H19V208H16ZM31 207H32V209H31ZM36 207H39L38 209L36 208ZM51 207V208H50ZM55 207H56V209H55ZM155 207H157V209L155 208ZM181 207V208H180ZM182 207H184V208H182ZM195 209H194V208ZM235 207V206H234ZM252 207V208H251ZM257 209H256V208ZM262 207V208H261ZM4 208V209H3ZM15 208L16 210H13V209ZM23 208V209H22ZM47 208H48V210H49V212L47 211ZM54 208V209H53ZM62 208V209H61ZM71 208V209H70ZM97 208H99V210L97 209ZM159 208V209H158ZM192 208H193V210H192ZM258 208H261V209H258ZM6 210V211H8V214H6L7 212L6 211H4L5 213H3V210ZM18 209H21L20 211L18 210ZM25 209H30L29 211L31 212L32 210H34V211H32V213H31V218H33L31 221H27L26 219V217H27V214H26V212H25ZM39 209H42L43 210V212H44V214H45V216L42 214L43 212H42V210L40 211ZM52 209V210H51ZM76 209V210H75ZM87 209V210H86ZM95 209V210H94ZM106 209V210H105ZM154 209V210H153ZM162 209H164V210H162ZM179 209H181L180 211H182V212H180L179 211ZM23 210V211H22ZM63 210V211H62ZM85 210V211H84ZM102 210V211H103ZM166 210V211H165ZM169 210H170V213L171 212H173L172 214H170L169 213ZM172 210V211H171ZM183 210H185V211H183ZM233 210V211H232ZM243 212H241V211ZM253 210H254V212H253ZM256 210H258L257 212H259V214H252V213H257L256 212ZM10 211V212H9ZM11 211H13V215H12V213H11ZM22 211V212H21ZM51 211H53V212H51ZM56 211V212H55ZM57 211H58V213H57ZM68 213H67V212ZM71 211V212H70ZM79 211H81V212H79ZM14 212H16V213H14ZM23 212H25V213H23ZM42 212V213H41ZM62 212H64V213H62ZM69 212H70V214H69ZM87 212V213H86ZM89 212H90V214H92L93 213V215L92 216H94V219L92 220V218H91V215L89 214ZM110 212H111V210H109V211H106V213L107 214H110ZM180 212V213H179ZM184 212V213H183ZM185 212H187L186 214H185ZM248 214V216H250L251 215V217H248L247 218V214ZM262 212V213H261ZM12 215H10V214ZM23 213V214H22ZM36 213V214H35ZM48 213H49V215H48ZM53 213V214H52ZM61 213V214H60ZM78 213V217H77V221L75 220V218H76V216H75V214H77ZM112 213H113V211H112ZM112 213H111V215H112ZM183 213V214H182ZM238 213H239V216H238ZM245 213V214H244ZM261 213V214H260ZM30 214V213H29ZM35 214V215H34ZM52 214V215H51ZM58 214H60V215H62V216H59ZM89 214V215H88ZM241 214H244V215H241ZM6 215H8V216H10L9 217V219H8V217L6 216ZM19 216V218H20V216H21V220L22 221H20V219L18 218V216ZM43 215V216H42ZM50 215L51 216H55L56 215V217L58 218V219H56L55 217H50ZM68 215V216H67ZM170 215H172V216H170ZM190 215V216H189ZM255 216V217H253V216ZM256 215H258V217L256 216ZM260 215V216H259ZM16 216V217H15ZM42 216V217H41ZM47 216H49L50 218H48ZM87 216V217H86ZM175 216V217H174ZM187 218H186V217ZM244 216H246L245 218H243ZM41 217V218H40ZM43 217H45V218H47L46 220H45V218H43ZM65 217V218H64ZM74 217V218H73ZM83 219H81V218ZM94 222V224L93 223H91V224H89V222L91 221L89 218ZM162 217H160V218H162ZM182 217V218H181ZM189 217V218H188ZM196 217V216H195ZM3 219V221H1L2 219ZM16 218H18V220H16ZM197 218V217H196ZM11 219H13L12 221H11ZM15 219V220H14ZM42 219V220H41ZM79 219H80V221H79ZM244 219V220H243ZM7 220V221H6ZM10 220V221H9ZM24 220V221H23ZM49 220H51L50 222H48ZM54 220H56V222L54 221ZM260 220V219H259ZM13 221H15V222H18L19 224H23L22 226H19V224L17 225L15 222H13ZM27 221V222H26ZM33 221V222H32ZM41 221H43L44 223H42ZM46 221V222H45ZM65 221V222H64ZM247 221V222H248ZM32 222V223H31ZM48 222V224L49 225H47V224H45V223H47ZM87 222V223H86ZM196 222H198V221H196ZM204 222H206L207 223V225H209V223H211L209 226L212 228V227H214L215 226V224H217L216 222H214V221H204ZM244 222H239V223H236V222H233V221H229V222H222L220 225H222V228H225L226 226L227 227H229V226H231L232 224H234L235 223V225L237 224L238 226L239 225H241V227L243 228V226H245L244 227V229H249L250 231L252 230H254V228H251L250 226L252 225L250 222H246L245 224H244ZM15 223V224H14ZM62 223V224H61ZM74 223H76V224H74ZM85 224V227H86V229H87V231L85 232V227L83 226V228L81 227L82 226V224ZM198 223H201V222H198ZM203 223V222H202ZM206 223H203V225L204 224H206ZM34 225V227H33V225ZM63 224H65V225H63ZM81 226H80V225ZM91 225V226H88V225ZM93 224V225H92ZM97 224V225H96ZM101 224V223H100ZM247 224H250V226H248ZM30 225V226H29ZM68 225V226H67ZM74 225V230H73V228H72V226ZM76 225V226H75ZM77 225H79V227L77 226ZM211 225H213V226H211ZM219 225V224H218ZM218 225H216L215 227H216V229H212L214 232V234H218V233H216V232H218L219 231V234L220 233H222V229H220L221 227L220 226H218ZM225 225V226H224ZM247 225V226H246ZM19 226V227H18ZM92 226H94V227H92ZM137 226V225H136ZM141 226H142V224H141ZM173 226H175V227H170L168 230H170V234H175V233H177V227H176V225H173ZM218 226V227H217ZM224 226V227H223ZM3 229H2V228ZM8 227V228H7ZM96 227V228H95ZM135 227V226H134ZM143 227H145V226H142V228ZM220 227V228H219ZM247 227V228H246ZM249 227V228H248ZM253 227V226H252ZM82 228V229H81ZM93 228L97 231V232H94L93 231ZM97 228H98V230H97ZM102 228V229H101ZM140 226L138 225L137 226V229L138 230H140ZM175 228V229H174ZM11 229V230H10ZM85 229V230H84ZM99 229H101V232H100V230ZM107 231H106V230ZM111 229H113V231H111ZM136 229V228H135ZM135 229H133V230H135ZM136 229V230H137ZM20 230V231H19ZM24 230H26V231H24ZM36 230V231H35ZM39 230V231H38ZM84 230V231H83ZM92 230V231H91ZM102 230H104V233L105 232H107L108 233V235L107 234H104V233H102ZM135 230V231H136ZM168 230H166L168 233H169V231ZM23 231V232H22ZM28 231H30V232H28ZM43 231V234H44V232L46 233V235L44 236L41 232ZM52 231V232H51ZM83 231V232H82ZM109 231H111L110 232V234H109ZM141 231H142V229H141ZM230 231H232V230H230ZM229 231V232H230ZM14 232V233H13ZM19 232V233H18ZM24 232H26V233H24ZM39 232V233H38ZM54 232V233H53ZM76 232V233H75ZM85 232V234L87 233H89L87 236L85 235V234H83ZM136 232H140V231H136ZM97 233V234H96ZM100 233H101V236H102V238H101V236H100ZM123 233V232H122ZM141 233V232H140ZM11 234V235H10ZM18 234V235H17ZM112 234V235H111ZM230 234L233 236V238H231L230 237ZM230 234L228 233L227 235V237L226 238H224V237H222V235L220 234L219 235V240H221V242H223V244L221 243V244H219V242L220 241H216L215 243H212V245H211V248H212V250L213 251H215V252H219V251H217V250H220V252H223V251H225V248H226V250L227 251H230L232 248H233V252H235L234 250V248L236 247V250L238 249V248H240V247H242V248H240V249H238V252H253L254 251V249H251V247L252 248H254V244H256L257 242V240H255L256 239V237L255 236H251L250 235V237H248V236H245L244 237V235L243 234H239L237 231H235V230H233V232H230ZM239 236H238V235ZM23 235L26 237V239H25V237H23ZM49 235V236H48ZM78 235V236H77ZM82 235H83V237H82ZM89 235H90V237H89ZM94 235H99L100 236V238L102 239V241H104V242H101V241H99V242H94V240L92 239L93 237H94ZM237 235V236H236ZM241 235V236H240ZM14 236V237H13ZM48 237V239L50 240H46L47 239V237ZM50 236H52V237H50ZM81 236V237H80ZM110 236V237H109ZM123 236V237H122ZM221 236V237H220ZM243 236V237H242ZM88 237V238H87ZM122 237V238H121ZM246 237H248V238H246ZM253 237H255V238H253ZM14 238V239H13ZM19 238V239H18ZM32 238V239H31ZM53 239V241H51L52 239ZM80 238H82V240L80 239ZM86 238V239H85ZM91 238V239H90ZM110 238V239H109ZM230 238V239H229ZM246 238V239H245ZM16 239H18V240H16ZM25 239V240H24ZM119 239H121V240H119ZM239 239V240H238ZM253 239L255 240V241H253ZM16 240V241H15ZM22 240V241H21ZM29 240V241H28ZM30 240L32 241V242H30ZM36 241V243H35V241ZM69 240V241H68ZM91 242H90V241ZM108 240H110V241H108ZM230 240H232L231 242L234 244V242H235V240H236V242H235V244H234V246L232 245V243H230ZM237 240L239 241L238 243L241 245H238L237 244ZM240 240H242V242L240 241ZM245 240H247V241H250L251 242V240L254 242V244H252V245H254V246H252L251 244H246L245 242L243 243V241H245ZM63 241L65 242V243H63ZM89 241V242H88ZM106 241H108V242H110L109 244H107L106 243ZM116 241V239H115V241L114 242H117ZM226 241H229L228 243L226 242ZM4 242H6V244L4 243ZM10 242V243H9ZM13 242V243H12ZM21 242H23V243H21ZM55 242V243H54ZM122 242H124V240L122 241ZM11 245H9V244ZM38 243V244H37ZM103 243V244H102ZM104 243H106V244H104ZM218 243V244H217ZM226 243V244H225ZM9 245L8 247H6V246H4V247H2V245ZM14 244H16L15 246H16V248L17 247H19L18 248V250L15 248V250L13 251V246H14ZM22 244V245H21ZM91 244H94V245H91ZM111 244V245H110ZM114 244V243H113ZM228 244H230V245H228ZM246 244V245H245ZM13 245V246H12ZM26 247H24V246ZM56 245H58V246H56ZM98 245H102V246H100V247H98ZM109 245V246H108ZM214 245V247H212ZM247 245L249 246V247H247ZM251 245V246H250ZM83 246V247H82ZM92 246V247H91ZM145 246V245H144ZM229 246H231V247H229ZM240 246V247H239ZM5 247H6V249H5ZM23 247V248H22ZM63 247V248H62ZM101 247H103L104 249H101ZM219 247V248H218ZM95 248H96V250H98V251H96L95 250ZM107 248V249H106ZM109 248V249H108ZM125 248V249H124ZM142 248H143V250H142ZM218 248V249H217ZM21 249V250H20ZM35 249V250H34ZM76 249V250H75ZM101 249V250H100ZM115 249V250H114ZM119 249H121V250H119ZM146 249V250H145ZM223 249V250H222ZM247 249V250H246ZM248 249H249V251H248ZM117 253H115L114 251ZM128 250V251H129ZM222 250V251H221ZM68 251V252H67ZM124 251V252H123ZM30 252H31V254H30ZM82 252H86V253H83V254H81ZM122 252V253H121ZM126 252V253H125ZM144 252H146V253H144ZM237 252V251H236ZM33 253V254H32ZM39 253V254H38ZM80 253V254H79ZM124 253V254H123ZM36 254V255H35ZM71 254V255H70ZM85 254V255H84ZM108 254V255H107ZM119 254V255H118ZM127 254H128V256H127ZM19 255V256H18ZM75 255V256H74ZM118 255V257H116ZM147 255V256H146ZM150 255V256H149ZM73 256V257H72ZM153 256V257H152ZM2 257V258H1ZM21 257V258H20ZM88 257H89V259H88ZM99 259H97V258ZM125 257H126V260H125ZM148 257V258H147ZM150 257V258H149ZM46 260H45V259ZM91 258V259H90ZM110 258H112V259H110ZM121 258V259H120ZM138 258V259H137ZM153 258V259H152ZM11 261H10V260ZM93 259V260H92ZM102 259V260H101ZM108 259V260H107ZM131 261L132 263H130L129 261ZM131 259H133V261L131 260ZM145 261H144V260ZM31 260V261H30ZM87 262H86V261ZM90 260V261H89ZM98 260V261H97ZM115 260V261H114ZM142 260V261H141ZM150 261V263H148V261ZM153 262H152V261ZM29 261L30 262H32V263H29ZM46 261V262H45ZM120 263H119V262ZM8 262V263H7ZM146 262V263H145Z\"/></svg>",
	"mask_w": 264,
	"mask_h": 264
},
{
	"label": "bare ground",
	"instance_id": "obj_2",
	"mask_svg": "<svg viewBox=\"0 0 264 264\" xmlns=\"http://www.w3.org/2000/svg\"><path fill=\"white\" fill-rule=\"evenodd\" d=\"M6 1H7V0H6ZM12 1H14V0H10V3H11V4L13 3ZM25 1H26V0H25ZM81 1H82V0H81ZM81 1H80V2H81ZM83 1H84V0H83ZM143 1L149 3V2L152 1V0H143ZM160 1H162V0H159V1H158V0L154 1V0H153L152 3H153V2H156V3H154V7H155V4L160 3ZM163 1H164V0H163ZM166 1H167V0H165V2H166ZM169 1H170V2H166V4H167V3H169V4H168V5L165 4V6H167V7L169 6L170 8L172 7V8H173L172 10H174V8H175V10L177 9V10H179V12H180V11H181V10H180L181 8H180V7H177V6H178V5H181V1H182V9L184 8L183 6H186V5H183L184 0H179L180 4H177V3H179L178 0H177V3H176V2L174 3V1L172 0L174 4L171 3V2H172L171 0H169ZM189 1H190V0H189ZM197 1H198V0H197ZM202 1L204 2V0H202ZM216 1H218V0H216ZM243 1H245V0H243ZM250 1H251V0H250ZM255 1H256V0H255ZM259 1H261L260 3L264 4V2H262V1H264V0H259ZM2 2L4 3V6H2V7L0 6V17H2V18H1V20H2V26H5V27L8 28V27H14V26L16 25V26H18L17 28L22 29V28H28V27L30 28V26H34V27H35V25H36V27H38V26H40L38 23L41 24L43 21H44L43 23H46L45 21H48L46 17L44 18V16H41V15H42V13H41V9H39V8H37V7H35V6H33V4H30L28 1H27L24 5H22V7L17 8V9H19V10H16V9H11V10H10V9L6 8V6H5V2H4L3 0H2ZM7 2H9V1H7ZM14 2H16V1H14ZM44 2H45V1H44ZM56 2H57V1H56ZM78 2H79V1H78ZM80 2H79V3H80ZM90 2H91V1H90ZM112 2H113L114 5L118 6V7H117L118 10H119L118 12H120V10L123 11V9H120V8H124V9H126L127 12H128V10L139 9L142 13L147 12V14H148V13H149V14H152V16H153V15H154V16L157 15V17L159 16L160 18L158 17V19L160 20V22H161V19H162L163 22H166V21H164V18H165V20H166V19L169 17V11H168V10H167L168 14L166 13V14L168 15V17L166 18L167 15H165V14L162 12V10L160 11V10L158 9V8L162 5V3H160V5H158L157 10L154 9L153 11L150 12V9H151L152 7H150V9H149V8H147V7H149V6H147V7H146V6L144 7V6H141V5L138 6L137 3H139V2H137V1H135V0H112ZM136 2H137V3H136ZM165 2H164V3H165ZM208 2H209V1H208ZM211 2H215V1L211 0ZM232 2H234V0H233ZM235 2H237V0H236ZM239 2H240V1H239ZM239 2H238V3H239ZM245 2L248 3L249 1H245ZM245 2H244V3H245ZM252 2H253V1H251V3H252ZM49 3H50V1H49ZM49 3H48V4H49ZM59 3H60V2H59ZM164 3H163V4H164ZM170 3H171V4H170ZM192 3H193V2H192ZM195 3H196V2H195ZM199 3H200V2H199ZM219 3H220V1H219ZM219 3H218V5H217V2H216V4H215V3H211V4H212V6H214V4L217 5V6H219ZM227 3H229V1H228ZM241 3H242V2H241ZM251 3H250V4H251ZM256 3H259V2H256ZM56 4H57V3H56ZM106 4H107V3H106ZM106 4H104V5H106ZM139 4H140V3H139ZM176 4H177V6H175ZM187 4H188V3H187ZM200 4H201V3H200ZM248 4H249V3H248ZM252 4H253V3H252ZM252 4H251V5H252ZM51 5H52V4H51ZM208 5H209V4H208ZM231 5H233V4H231ZM234 5H235V4H234ZM234 5H233V6H234ZM238 5H239V4H238ZM241 5H242V6H241L242 8L239 7V11L241 10L242 13H243V16H242V17H246V18L250 17V14H251V15H252V13L254 14V12L257 11V10L259 9V8H258V9H256L255 11H253L254 9H253V8H250V9H253V10H251L252 12L249 13V12H248V10H250V9H249V6H248V8H246V9H248V10H246L245 7L243 8V6H245L246 4H245V5L241 4ZM251 5H250V6H251ZM257 5H260V4H257ZM9 6H10V5H9ZM49 6H50V5H49ZM49 6H48V7H49ZM120 6H121V7H120ZM152 6H153V4H152ZM156 6H157V5H156ZM188 6H190V5H188ZM201 6H203V5H201ZM201 6H198V7H201ZM222 6H225V5L221 2V5L218 7V11L222 10V9H221ZM44 7H45V6H44ZM92 7H93V6H92ZM101 7H102V6H101ZM113 7H114V6H113ZM119 7H120V8H119ZM154 7H153V8H154ZM161 7H163V6H161ZM169 7H168V9H169ZM203 7H204V9H205L206 6H203ZM220 7H221V8H220ZM252 7L256 8L255 5H252ZM261 7H262V6H261ZM117 8H116V9H117ZM163 8L166 9L165 7H163ZM179 8H180V9H179ZM211 8H212V7H211ZM219 8H220V10H219ZM236 8H237V7L235 6L234 9H236ZM3 9H5V11L8 9L9 14H8V15L6 14V16H1V15L4 14V12L2 11ZM114 9H115V8H114ZM116 9H115V10H116ZM161 9H162V8H161ZM199 9H200V8H199ZM202 9H203V8H202ZM204 9H203V11H204ZM223 9L225 10V7H223ZM262 9H264V8H262ZM262 9H261V10H262ZM46 10H47V9H46ZM74 10H75V9H74ZM115 10H114V11H115ZM175 10H174V11H175ZM208 10H209V8H208ZM210 10L213 11V9H210ZM210 10H209V11H210ZM259 10H260V9H259ZM102 11H103V10H102ZM104 11H105V10H104ZM163 11H164V10H163ZM165 11H166V10H165ZM174 11H173V12L171 11V12L173 13V14L171 13V14H172L171 17H173V18H174V16H175ZM198 11H199V10H198ZM209 11L204 12V13H208ZM215 11H216V10H215ZM215 11H214V12H215ZM231 11H232V10H231ZM231 11H230V12H229V11L226 12V10H225V12H226L227 14H229V13L231 14ZM234 11H235V10H234ZM236 11H237V10H236ZM236 11H235V12H236ZM262 11H264V10H262ZM8 12H7V13H8ZM124 12H125V11H124ZM141 12H139V13H141ZM222 12H223V10H222ZM225 12H224V13H225ZM237 12H238V11H237ZM237 12H236V13H237ZM23 13H25L26 17L23 16L22 19H21L22 21L17 22V20H18V16H20V15L23 14ZM66 13H67V12H66ZM128 13H129V12H128ZM134 13H135V12H134ZM201 13H203L202 10H201ZM201 13H200V15H201ZM210 13H211V12H210ZM215 13H216V12H215ZM217 13L219 14V12H217ZM242 13H240V14H242ZM259 13H260V12H259ZM259 13H258V14H259ZM55 14H56V13H55ZM82 14H83V13H82ZM131 14L133 15V11H132ZM137 14H138V13H137ZM240 14H237V15H240ZM255 14H256V13H255ZM50 15H51V14H50ZM67 15H68V13H67ZM67 15H66V16H67ZM127 15H128V14H127ZM127 15H126V16H127ZM173 15H174V16H173ZM178 15H179V14H178ZM178 15L175 16V19H174V20H176V17L178 18ZM189 15H190V14H189ZM193 15H194V14H193ZM193 15H192V16H193ZM203 15H206V14H203ZM203 15H201V18H202ZM221 15L224 16V14H221ZM221 15L219 14L218 16H219V17H222ZM235 15H236V14H235ZM237 15H236V16H237ZM244 15H246V16H244ZM256 15H257V14H256ZM261 15H264V14H260V16H261ZM57 16H58V15H57ZM92 16L94 17V15H92ZM112 16H114V15L112 14ZM134 16H135V14H134ZM146 16H147V15H146ZM150 16H151V15H150ZM194 16H195V15H194ZM240 16H241V15H240ZM247 16H248V17H247ZM254 16H255V15H254ZM257 16H259V15H257ZM51 17H52V15H51ZM136 17H137V16H136ZM144 17H145V16H144ZM144 17H143V19H145V20H143V19L141 20L142 16H141V18L139 17L138 19L135 18V17H133V18H134V19H137V20L140 19V21L138 22V24L140 23V25H141L140 28H142V26H147V27H148V26H153V25H151V23H150V18H149V16H147L149 19H147V17H146V18H144ZM155 17H156V16H155ZM157 17H156V18H157ZM171 17H169L168 19L170 20ZM181 17H182V16H181ZM210 17H212V14H211ZM213 17H216V16H213ZM213 17H212L211 19L215 20L216 18H213ZM227 17H228V16H227ZM252 17H253V16H252ZM63 18H64V17H63ZM184 18H186V17H184ZM207 18H209L208 14H207ZM250 18H251V17H250ZM250 18H249V19H250ZM258 18H260V17H258ZM88 19H90V18H88ZM146 19H147V20H146ZM152 19H153V18H152ZM158 19H156V20H158ZM195 19H197V18H195ZM204 19H205V18H204ZM209 19H210V18H209ZM222 19H224V18H222ZM229 19H230V18H229ZM229 19H225V20H228V22H226V21H224V20H223L222 22H224V24H226V25H229V23H230V24H233V22L235 23V20H234V19H231V20H233V21H231V22H229ZM249 19H248V20H249ZM252 19H254V18H252ZM262 19H264V18H261L260 20H261V21H264V20H262ZM66 20H67V19H66ZM120 20H121V19H120ZM156 20H154V22H153L152 20H151V21L153 22V24L155 23L154 25H155L156 27H158V26H157V25H158V24H157L158 22H157V23L155 22ZM169 20H168V21H169ZM187 20H188V19H187ZM187 20H185V21H187ZM205 20H206V19H205ZM243 20H244V19H243ZM250 20H251V19H250ZM254 20H256V17H255ZM15 21H16V22H15ZM49 21H50V20H49ZM115 21H116V20H115ZM188 21H189V20H188ZM194 21H195V20H194ZM208 21L210 22V20H208ZM215 21H216V20H215ZM218 21L221 23V21H220L219 19L217 20V22H218ZM256 21H257V20H256ZM50 22H51V21H50ZM113 22H114V21H113ZM113 22H112V23H113ZM136 22H137V21H135V23H136ZM170 22H171V20H170ZM181 22H182V21H181ZM189 22H191V20H190ZM192 22H193V21H192ZM248 22H250V21H248ZM258 22L260 23V21H258ZM15 23H16V24H15ZM43 23H42V24H43ZM132 23H133V22H132ZM183 23H184V21H183ZM183 23H180L179 20H178L177 22H175V24H176L179 28H182V29L185 27V24H183ZM193 23H194V22H193ZM196 23H197V22H196ZM199 23L204 25V23H201V22H198V25H199ZM236 23H237V22H236ZM250 23H253V25L255 24L254 22H252V20H251ZM262 23H264V22H262ZM262 23H261V24H262ZM70 24L73 25V26H74V25H79V24H78V21H75V20H72V22H71ZM133 24H134V23H133ZM165 24H166V23H164L163 25H162V24H159V27H158V28H160V26L164 27ZM169 24H170V23H169ZM221 24H223V23H221ZM224 24H223V25H224ZM238 24H239V23H238ZM238 24H237V25H238ZM52 25H53V24H52ZM135 25H137V23H136ZM167 25H168V24H167ZM167 25H166L167 28L164 27L165 29H168V28H169V26H167ZM171 25H173V21H172V24H171ZM171 25H170V26H171ZM189 25H190V24H189ZM194 25H195V23H194ZM210 25H211V24H210ZM226 25H224V27H225ZM244 25H247V24H244ZM256 25H257V24H256ZM258 25H259V24H258ZM109 26H110V25H109ZM113 26H114V25H113ZM192 26H193V24L190 25V27H192ZM206 26H208V25L206 24ZM206 26H205V27H206ZM211 26H213V25H211ZM229 26H230V25H229ZM229 26H228V27H229ZM232 26H233V25H232ZM232 26H231V27H232ZM262 26H264V25H262ZM78 27H79V26H78ZM153 27H154V26H153ZM162 27L160 28L161 30H157L158 28H156L157 32L153 31V32H154V35L157 34V36H159L158 31H161V33L164 31V30L162 31V29H164V28H162ZM198 27H199V26H198ZM198 27H197V28H198ZM205 27H204V30L202 29L203 32L206 31V30H205ZM209 27H210V26H209ZM214 27H216V26H214ZM243 27H244V26H243ZM249 27H250V26H249ZM254 27H255V26H254ZM256 27H257V26H256ZM260 27H261V25H260ZM82 28H84V27L82 26ZM106 28H107V27H106ZM174 28H175V26H173V28H172L171 31H173ZM187 28H188V27H187ZM194 28H196V27H194ZM200 28H201V27H200ZM211 28H212V27H211ZM217 28H218V30L221 29V27L219 28L218 25H217V27L214 28V29H216V31H218ZM226 28H227V27H226ZM245 28H246V26H245ZM257 28H258V27H257ZM262 28H264V27H262ZM101 29H102V28H101ZM150 29H152V28H150ZM177 29H178V28H176V30H177ZM182 29H181V30H182ZM192 29H193V28H192ZM198 29H199V28H198ZM258 29H259V28H258ZM22 30H23V29H22ZM30 30H31V29H30ZM34 30H35V29H34ZM109 30H110V29H109ZM128 30H129V29H128ZM154 30H155V28H154ZM176 30H175V31H176ZM190 30H191V29H190ZM199 30H200V29H199ZM202 30H200V31H202ZM211 30H212V32H213V29H211ZM222 30H224L225 32H227V33H225L224 38H221V39H224L223 42L221 41V43H224L223 45H225L226 42H228V43H227L228 45H229V43H231V44H236V42H237V43H238L237 45L239 46V48H240V47L243 48L244 45H242V44L247 45L246 48H247V47L249 48V46H250V42H249V40H251V39H248V40H246V39H247L248 35H251L250 33H249V34H246V35H247V36L245 37L246 39H244V36H243V35H239V36H242V37H235L234 34H233V37H232L231 34H229L230 36L226 35V34H228V33H230V32L226 31L225 28L222 29ZM227 30H228V29H227ZM229 30H230V29H229ZM231 30H232V28H231ZM235 30H237V29H235ZM253 30H254V29H253ZM260 30H261V28H260ZM23 31H24V30H23ZM97 31H99V30H97ZM130 31H131V30H130ZM145 31H146V29H145ZM167 31H168V30H167ZM167 31H164V32H167ZM175 31H173V33H174ZM216 31H215V34H216ZM248 31H249V30H248ZM254 31H255V30H254ZM1 32H2V30H1ZM24 32H27V31L25 30ZM28 32H29V31H28ZM44 32H45V31H44ZM126 32H127V31H126ZM132 32H134V31H132ZM141 32H142V31H141ZM178 32H179V31H178ZM218 32H219V31H218ZM221 32H222V31H221ZM240 32H242V31H240ZM29 33H30V32H29ZM144 33H145V32H144ZM155 33H156V34H155ZM161 33H160V34H161ZM168 33H170V32H168ZM171 33H172V32H171ZM173 33H172V34H173ZM195 33H196V32H195ZM206 33H207V32H206ZM206 33H204V34H206ZM208 33H209V32H208ZM219 33H220V32H219ZM231 33H232V32H231ZM234 33H235V31H234ZM236 33H237V31H236ZM242 33H243V32H242ZM244 33H245V32H244ZM256 33H258V32H256ZM256 33H253V35L256 34ZM260 33L262 34V33H264V32H262V30H261ZM260 33H259V34H260ZM24 34H25V36H28V35H29V34H26V33H24ZM133 34H135V33H133ZM148 34H149V32H148ZM165 34H166V33H165ZM175 34H177V31L175 32ZM175 34H173V35H175ZM180 34L183 36L182 33H180ZM191 34H192V33H191ZM196 34H197V33H196ZM202 34H203V33H202ZM209 34H210V33H209ZM209 34L206 35L207 38L210 37ZM212 34H213V33H212ZM217 34H218V33H217ZM222 34H224V33H222ZM261 34H260V35H261ZM31 35H32V34H31ZM117 35H118V36H119V35H122V33H121V34H117ZM125 35H128V34H125ZM166 35H167V34H166ZM166 35H165V37H167ZM178 35H179V34H178ZM184 35H185V34H184ZM198 35H199V34H198ZM220 35H221V33H220ZM253 35H252V36H253ZM256 35H257V34H256ZM260 35H259V36H260ZM29 36H30V35H29ZM32 36H33V35H32ZM111 36H112V34H111ZM152 36H153V34L151 35V38L154 39L155 37L153 38ZM157 36H156V37H157ZM163 36H164V34H163ZM168 36H171V35H168ZM185 36H186V35H185ZM191 36H192V35H191ZM199 36H200V35H199ZM208 36H209V37H208ZM214 36H216V35H214ZM259 36L257 35V38H258ZM261 36H262V35H261ZM94 37H95V36H94ZM126 37H127V36H126ZM138 37H139V36H138ZM159 37H160V36H159ZM180 37H181V36H180ZM200 37L202 38V36H200ZM200 37H199V38H200ZM203 37H205V35H203ZM216 37H217V38H220V37H218V35H217ZM222 37H223V36H222ZM27 38H29V37H27ZM116 38H117V36H116ZM129 38H130V37H129ZM162 38H163V37H160V40H161ZM181 38H182V37H181ZM183 38H184V36H183ZM187 38H188V37H187ZM191 38H193V37H191ZM207 38H206V39H207ZM214 38H215V37H214ZM217 38H216V40H217ZM250 38H251V36H250ZM253 38H256L255 35H254ZM253 38H252V39H253ZM257 38H256V40L258 41ZM31 39H32V38H31ZM109 39H110V38H109ZM130 39H131V41H132L134 38H130ZM140 39H141V40H140ZM140 39H139V41H142V38H140ZM164 39H165V38H164ZM175 39H176V38H175ZM206 39L204 38V40H206ZM221 39H220V40H221ZM262 39H264V38H261L260 40H262ZM27 40H29V39H27ZM111 40H112V39H111ZM168 40H173V39H170V38H169ZM188 40H189V39H188ZM204 40H203V42L205 43L206 41H204ZM207 40L212 41V39H210V38L207 39ZM216 40H215V41H216ZM260 40H259L258 42H260ZM99 41H100V40H99ZM99 41H98V42H99ZM114 41H115V40H114ZM131 41H130V42H131ZM143 41H145V40L143 39ZM146 41L149 42L148 40H146ZM146 41H145V42H146ZM163 41H164V40H163ZM177 41H178V40H177ZM184 41H185V40H184ZM191 41H192V39H191ZM191 41H189V42H191ZM195 41H196V40H195ZM200 41H201V40H200ZM210 41H209V42H210ZM233 41H236V42H235V43H232ZM257 41H256V42H257ZM116 42H117V41H116ZM145 42H144V43L139 42V43H141V44H145ZM170 42L173 43L174 41H170ZM181 42H182V41H181ZM185 42H187V41H185ZM185 42H184V43H185ZM189 42H187V44H189ZM196 42H197V41H196ZM203 42H202V43H203ZM261 42H262V44H264V41H261ZM261 42H260V45H261ZM14 43H15V42H14ZM32 43H33V42H32ZM52 43H53V42H52ZM55 43H56V42H55ZM124 43H125V42H124ZM150 43H151V41H150ZM166 43H168V42H166ZM191 43H192V42H191ZM210 43L212 44V42H210ZM219 43H220V42H219ZM252 43H253V42H252ZM15 44H16V43H15ZM105 44H106V43H105ZM141 44H139V45L136 44V45H137L138 47H142ZM151 44H152V43H151ZM158 44H159V43H158ZM185 44H186V43H185ZM193 44H196V43H192V45H193ZM207 44H209V43L207 42ZM207 44H205V45H207ZM240 44H241V45H240ZM253 44H254V43H253ZM26 45H27V44H26ZM93 45H94V44H93ZM106 45H108V44H106ZM136 45H135V46H136ZM145 45H147V43H146ZM148 45H150V44H148ZM176 45H177V44H176ZM179 45H181V43H180ZM179 45H178V47H179ZM213 45L216 46L214 50L218 49V47L220 46V44H219V46L217 47V45H218L217 42H216V45H215V44H213ZM221 45H222V44H221ZM237 45H236V47L238 48ZM3 46H4V45H3ZM12 46H14V45H12ZM16 46H17V45H16ZM19 46H20V45H19ZM19 46H17V47H19ZM53 46H54V45H53ZM55 46L57 47L56 44H55ZM110 46H111V45H110ZM112 46H113V45H112ZM150 46H151V45H150ZM166 46H167V45H166ZM166 46L164 47L165 50H166V48H167ZM174 46H175V44H174ZM190 46H191V45H190ZM195 46H197V45H195ZM195 46H193V48H196V49H197V47H195ZM208 46H209V45H208ZM210 46H211V45H210ZM229 46H230V45H229ZM229 46L226 45L225 47L228 48ZM231 46H232V45H231ZM233 46H234V45H233ZM251 46H252V45H251ZM251 46H250V47H251ZM32 47H33V46H32ZM105 47H106V46H105ZM105 47H104V48H105ZM107 47H108V46H107ZM143 47H144V46H143ZM151 47H152V46H151ZM175 47H176V46H175ZM182 47H183V45H182ZM182 47L180 46V49H181ZM200 47H201V46H200ZM206 47H207V46H206ZM212 47H213V46H211V47H209V48L213 49ZM223 47H224V46H223ZM225 47H224V48H225ZM262 47H264V46H262ZM262 47H261V48H262ZM12 48H13V47H12ZM12 48L8 47V45L5 44V46H4V57H5L6 59H12V58H14V57H16V56L18 55V54H15V51H13ZM30 48H31V47H30ZM96 48H97V47H96ZM118 48H120V47H118ZM118 48H116V49H118ZM162 48H163V47H162ZM176 48H177V47H176ZM220 48H221V47H219V49H220ZM227 48H226V50H225V49L223 50V48H221V50H222V51H227V52H228L229 50H227ZM229 48H230V47H229ZM233 48H235V46L232 47L231 50H232ZM251 48H252V47H251ZM258 48H259V47H258ZM19 49H21V47H19ZM25 49H27V48H25ZM33 49H34V48H33ZM58 49H59V48H58ZM108 49H109L110 51H112L110 48H107V50H108ZM152 49H153V48H152ZM169 49H170V48H169ZM184 49H185V48H182V50H184ZM219 49H218V50H219ZM253 49H254V48H253ZM255 49H257V48H255ZM255 49H254V50H255ZM259 49H260V48H259ZM14 50H15V48H14ZM118 50H120V49H118ZM148 50H149V49H148ZM188 50H189V49H188ZM201 50H202V49H201ZM231 50H230V51H231ZM234 50H235V49H234ZM238 50L241 51V53H243L242 56H244V52H245L246 50H244V51H243L242 49H241V50L238 49ZM238 50H237V51H238ZM261 50H264V49H260V51H261ZM20 51H21V50H20ZM110 51H109V52H110ZM173 51H174V50H173ZM184 51H185V50H184ZM186 51H187V47H186ZM190 51H191L190 53H192V55H193V53H196V52H195V49H192V50H191V48H190ZM193 51H194V52H193ZM197 51H198V50H197ZM199 51H200V50H199ZM199 51H198V52H199ZM235 51H236V50H235ZM237 51H236V52H237ZM242 51H243V52H242ZM248 51H249V50L247 49V52H248ZM250 51H251V50H250ZM255 51H256V50H255ZM260 51H258V52L260 53ZM21 52H22V51H21ZM33 52H34V51H33ZM97 52H100V53H101V50H100V51L97 50ZM112 52H113V51H112ZM126 52H127V51H126ZM136 52H137V51H136ZM158 52H159V51H158ZM169 52H170V51H169ZM200 52H201V51H200ZM200 52H199V53H200ZM202 52H203V51H202ZM202 52H201V54L204 55V53L206 52V50H205L204 53H202ZM212 52H213V51H212ZM215 52H217V50H216ZM251 52H252V51H251ZM251 52H250V53H251ZM23 53H24V52H23ZM128 53H129V52H128ZM167 53H168V52H167ZM185 53H186V52H185ZM187 53H188V52H187ZM190 53H189V54H190ZM213 53H214V52H213ZM241 53L239 52L240 55H241ZM245 53H246V52H245ZM254 53H257V51L254 52ZM26 54H27V53H26ZM28 54H29V56H30L31 53L29 52ZM28 54H27V55H28ZM53 54H54V53H53ZM125 54H126V53H125ZM173 54H174V53H173ZM201 54H200V55H201ZM206 54H207V56L209 55V53H206ZM215 54H216V53H215ZM218 54H219V53H218ZM221 54H222V53H221ZM227 54H229V53H227ZM227 54H226V55H227ZM233 54H234V53H233ZM233 54H232L231 57L234 56ZM236 54H237V57L234 56V57H235V61H234V62H235L237 65H240V66L242 67V66L244 65V63L247 62L248 60H244L245 58L243 59L242 57H238V56H239V55H238V52L235 53V55H236ZM247 54H248V53H247ZM251 54H252V53H251ZM251 54H250V56H251ZM27 55H26V56H27ZM192 55H191V56H192ZM202 55H201V57H202ZM216 55H217V54H216ZM230 55H231V53H230ZM230 55H229V57H230ZM41 56H42V55H41ZM110 56H111V55H110ZM195 56L197 57L198 55L195 54ZM212 56H214V55H209L208 58L211 60V58H214V57H212ZM217 56H218V55H217ZM248 56H249V55H248ZM165 57H166V56H165ZM192 57H193V56H192ZM196 57H195V58H196ZM210 57H211V58H210ZM231 57H230V58H231ZM234 57H233V58H234ZM253 57H255V56H253ZM259 57H260V60H261L262 62H264V55H261V56L259 55ZM31 58H32V57H31ZM111 58H112V57H111ZM135 58H136V57H135ZM138 58H139V57H138ZM176 58H177V57H176ZM199 58H200V57H198V59H199ZM221 58H222L225 62H222V59H221ZM221 58H220V59H221L220 62L223 63V64L221 63L223 66H227V65H224V64L226 63V60L231 61V60H229V58L227 59V57H225L223 54L221 55ZM46 59H47V58H46ZM159 59H160V58H159ZM202 59H203V57H202ZM214 59H215V58H214ZM217 59H218V57H217ZM217 59H216V60H217ZM252 59H255V58H252ZM256 59H257V57H256ZM1 60H3V59H1ZM35 60H37V59H35ZM38 60H39V58H38ZM38 60H37V61H38ZM116 60H117V59H116ZM137 60H138V59H137ZM179 60H181V59H179ZM210 60H209V62H211ZM232 60H233V59H232ZM257 60H258V59H257ZM46 61H47V60H46ZM118 61H119V60H117V63H118ZM126 61H127V60H126ZM162 61H163V60H162ZM213 61H214V60H213ZM254 61H255V60H254ZM39 62L42 64L41 59L39 60ZM75 62H76V61H75ZM115 62H116V61H115ZM170 62H171V61H170ZM217 62L220 63L218 60H217ZM37 63H38V62H37ZM40 63H38V65H37L38 67H42V65H41ZM117 63H116V64H117ZM127 63H128V62H127ZM135 63H136V62H135ZM212 63H213V62H211V64H212ZM218 63H217V64H218ZM248 63H251V62L249 61ZM248 63H246V64L248 65ZM255 63H256V62H255ZM69 64H70V63H69ZM203 64H206V63L203 62ZM203 64L200 63V66L202 67ZM208 64H209V63H208ZM221 64H220V66L222 67ZM229 64H230V63H229ZM231 64H232V66H233V63H232V62H231ZM261 64H262V63H261ZM261 64H259V65H261ZM7 65H8V64H7ZM120 65H121V64H120ZM144 65H145V64H144ZM190 65H191V64H190ZM218 65H219V64H218ZM262 65H264V64H262ZM3 66H4V65H3ZM53 66H55V65H53ZM184 66H185V65H184ZM191 66H192V65H191ZM191 66H188V68L191 67ZM203 66H204V65H203ZM208 66H209V65H208ZM212 66H213V65H211V67H212ZM220 66H218V67H220ZM234 66H235V65H234ZM240 66H239V67H240ZM134 67H135V66H134ZM197 67H199V66H196V68H197ZM214 67H215V65H214ZM229 67H230V65H229ZM239 67H237V68H239ZM243 67H245V66H243ZM246 67H247V69H248V72H250V74H252V75L255 74L254 72L252 73V71L254 70V65H253V64H249V65L246 66ZM73 68H74V67H73ZM127 68H128V67H127ZM138 68H139V67H138ZM196 68H195V69H196ZM202 68H203V67H202ZM202 68H201V69H202ZM205 68H206V67H205ZM215 68H216V67H215ZM222 68H223V67H222ZM222 68H220V69H222ZM227 68H228V67H227ZM231 68H233V67L228 68V72H229V70H230V71H233V70H231ZM234 68H235V67H234ZM257 68H258V67H257ZM259 68H260V67H259ZM261 68H262V66H261ZM80 69H81V68H80ZM183 69H184V68H183ZM189 69H191V68H189ZM192 69H194V68L192 67ZM192 69H191V70H192ZM224 69H225V67H224ZM224 69H222L223 72H224V71L227 72V70H224ZM241 69H242V68H241ZM262 69H264V68H262ZM43 70H44V69L42 68V71H43ZM138 70H139V69H138ZM187 70H188V69H187ZM209 70H211L210 67H209ZM212 70L214 71V69H212ZM222 70H221V71H222ZM236 70H237V69H236ZM244 70H246V69H244ZM15 71H16V70H15ZM86 71H87V70H86ZM136 71H137V70H136ZM140 71L142 72V69H141ZM189 71H190V70H189ZM201 71H202V70H201ZM221 71H218V72L215 73V74L217 75L218 73H221ZM261 71H264V70H261ZM77 72H78V71H77ZM143 72H144V71H143ZM152 72H153V71H152ZM152 72H151V73H152ZM192 72H194V70H192L191 73H192ZM199 72H200V71H199ZM202 72H203V71H202ZM226 72H225V75H224L223 73H222L223 75L220 74L221 77H219V78H216L215 74H213V75H214V78H216L217 80H221L222 78H224L223 80H225L226 75L228 76L229 74H231V72H229V74H226ZM228 72H227V73H228ZM237 72H239V70H238ZM241 72H242V71H241ZM62 73H63V72H62ZM145 73H146V72H145ZM153 73H154V72H153ZM160 73H162V72H160ZM191 73H190V74H191ZM233 73H234V72H233ZM257 73H258V72H257ZM257 73H256V74H257ZM17 74H18V73H17ZM194 74H196V73H194ZM201 74H202V73H201ZM211 74H212V73H211ZM236 74H237V75H241L240 72H239V74H238V73H236ZM250 74H249V75H250ZM258 74H259V73H258ZM262 74H264V72H262ZM46 75H47V74H46ZM138 75H139V74H138ZM138 75H137V76H138ZM151 75H152V74H151ZM154 75L156 76V74H154ZM204 75H205V74H204ZM204 75H202V76H204ZM213 75H212V76H213ZM231 75H232V74H231ZM234 75H235V74H233V76H234ZM242 75H243V74H242ZM249 75H247V76H249ZM47 76H48V78L50 79L49 75H47ZM47 76H46V77H47ZM76 76L78 77L79 75H76ZM76 76H75V77H76ZM85 76H87V75H85ZM157 76H158V75H157ZM192 76H193V75H192ZM199 76H201V75L199 74ZM202 76H201V77H202ZM224 76H225V77H224ZM255 76H256V75H255ZM262 76H264V75H262ZM77 77H76V78H77ZM143 77H144V76H143ZM160 77H161V76H160ZM190 77H191V76H190ZM230 77H232V76H230ZM236 77H237V76H236ZM242 77H243V76H242ZM245 77H246V76H245ZM245 77H243L245 81H246V79H250V78H251V76H250V78H247V77L245 78ZM253 77H254V75L252 76V78H251L250 80H252ZM257 77H259V76H257ZM30 78H31V77H30ZM37 78H38V77H37ZM48 78H46V79H48ZM78 78H79V77H78ZM80 78H81V77H80ZM119 78H120V77H119ZM191 78H192V77H191ZM191 78H190V80H191ZM234 78H235V77H234ZM259 78H261V75H260ZM82 79H83V78H82ZM111 79H112V78H111ZM120 79H121V78H120ZM120 79H119V80H120ZM193 79H194V78H193ZM196 79H197V80H196ZM196 79H195V80L197 81L198 84L202 82L201 79L198 78V76H197ZM207 79H208L209 82H210V81H211L210 79H212V78H211V75H210V79H209V78H207ZM226 79H227V78H226ZM230 79H233V78H229V80H227V81H230ZM240 79H241V77H240ZM254 79H256V78L254 77ZM26 80H27V79H26ZM144 80H145V79H144ZM168 80H169V79H168ZM212 80H213V79H212ZM223 80H222V81H223ZM237 80H239V79L236 78L235 81H237ZM257 80H260V79H257ZM262 80H264V78H262ZM262 80H260V81H262ZM31 81H33V80H31ZM34 81H35V83H34ZM34 81H33V84H37V85L39 84V85H41L39 81H38V83L36 82V80H34ZM82 81H83V80H82ZM120 81H121V80H120ZM200 81H201V82H200ZM213 81H214V80H213ZM213 81H212V82H213ZM232 81H233V83H235L234 79H233ZM232 81H231V82H228V85L231 86V89H232V87H233V86L231 85V84H232ZM248 81H249V80H247V83H249ZM49 82H50V81H49ZM149 82L151 83V81H149ZM162 82H163V81H162ZM209 82H208L207 84H209ZM212 82H210V84H211ZM216 82H217V81H216ZM216 82H215V84H216ZM220 82H221V81H220ZM220 82H218V83H219V84H222V82H221V83H220ZM239 82H241V81H239ZM23 83H24V82H23ZM23 83H21V84H23ZM44 83H45V82H44ZM44 83H43V84H44ZM46 83H47V82H46ZM52 83H53V82H52V80H51V84H52ZM94 83H95V82H94ZM117 83H118V82H117ZM147 83H148V82H147ZM152 83H153V82H152ZM166 83H167V82H166ZM230 83H231V84H230ZM242 83H243V85H244L245 82L242 80ZM257 83H258V82H257ZM257 83H256V84H257ZM262 83H264V82H262ZM24 84H26V83H24ZM29 84H30V83H29ZM31 84H32V83H31ZM54 84H55V83H54ZM210 84H209V85H210ZM224 84H225V82H224ZM251 84H252V83H251ZM251 84H248V85L245 84L246 87H247V86L249 87V85L251 86V87H249V90H250V88L252 89V88L254 87V86H252ZM256 84L253 83V85H255L256 87H258V85H256ZM258 84L260 85V83H258ZM27 85H28V84H27ZM45 85H46V84H45ZM45 85H44V87H45ZM83 85H84V84H83ZM140 85H141V84H140ZM140 85H139V86H140ZM142 85H143V84H142ZM146 85H147V84H146ZM212 85H214V84H212ZM216 85H217V84H216ZM228 85H226V88H227ZM233 85H234V84H233ZM236 85H237V82H236ZM41 86H42V85H41ZM80 86H81V85H80ZM98 86H99V85H98ZM105 86H106V85H105ZM121 86H122V84H121ZM151 86H153V85L151 84ZM205 86H207V85H202V87H201L202 90H203V88H204ZM239 86H240V85H239ZM262 86H264V85H262ZM22 87H23V86H22ZM26 87H27V86H26ZM36 87H37V86H36ZM42 87H43V86H42ZM59 87H60V86H59ZM103 87H104V86H103ZM107 87H108V86H107ZM148 87H150V84H148ZM209 87H210V86H209ZM218 87H219V86H218ZM228 87H229V86H228ZM237 87H238V86L235 87L236 90H237ZM240 87H241V86H240ZM240 87H239V88H240ZM246 87H245V88H246ZM256 87H255V88H256ZM260 87H261V86H260ZM38 88H39V87H38ZM60 88H61V87H60ZM122 88H123V87H122ZM199 88H200V87H199ZM206 88H207V87H205V89H204L205 91H207ZM214 88H215V87H214ZM229 88H230V87H229ZM229 88H228V89H229ZM235 88H234V89H235ZM243 88H244V86H243ZM243 88H242V89H243ZM255 88H254V90H253V89H252V90L255 91ZM261 88H262L261 90H264V87H261ZM22 89H23V88H22ZM27 89H28V87H27ZM27 89H26V90H27ZM35 89H36V88H35ZM42 89H43V88H42ZM42 89H41V92L43 93L44 90L42 91ZM44 89H45V88H44ZM117 89H118V88H117ZM159 89H160V88H159ZM207 89H208V88H207ZM217 89H218V88H217ZM242 89H238V90L241 91ZM26 90H25V87H24L23 91L25 92ZM38 90H40V88H39ZM48 90H49V92H51L49 88H48ZM197 90H198V89H197ZM204 90H203V92H204ZM212 90H213V89H212ZM232 90H233V89H232ZM238 90H237V91H238ZM246 90H248V89H246ZM257 90H259V88L256 89V91H257ZM31 91H32V89H31ZM45 91H46V90H45ZM97 91H98V90H97ZM104 91H105V90H104ZM140 91H141V90H140ZM178 91H179V90H178ZM199 91H200V89H199ZM213 91H214V92H211V95H212V93H215L216 90L214 89ZM218 91H219V90H218ZM256 91H255V94L257 93ZM1 92H4V91L2 90V87H1V89H0V93H1ZM24 92H23V93H24ZM32 92H33V93H32ZM32 92H31V93H32V95H33L35 92H34V91H32ZM39 92H40V91H39ZM47 92H48V91H47ZM56 92H57V91H56ZM100 92H101V91H100ZM150 92H151V91H150ZM189 92H191V91H189ZM242 92H243V91H241L240 93H242ZM248 92H249V91H248ZM258 92H260V91H258ZM262 92H264V91H262ZM262 92H260V94L258 95V96H259V99H260L261 96L264 97V95H261ZM29 93H30V90H29V92H28L27 94H29ZM57 93H58V92H57ZM59 93H60V92H59ZM59 93H58V94H59ZM101 93H104V92L102 91ZM109 93H110V92H109ZM142 93H144V92L142 91ZM145 93H146V92H145ZM193 93H194V92H193ZM195 93H196V92H195ZM205 93H206V92H205ZM205 93H203V94L205 95ZM209 93H210V92H209ZM221 93L224 94V92H221ZM229 93H230V95H232L231 92H229ZM238 93H239V92H238ZM244 93H245V92H244ZM250 93H251V92H250ZM250 93H245V94H248V95H249ZM252 93H253V92H252ZM252 93H251V94H252ZM39 94H40V93H39ZM94 94H95V93H94ZM121 94H122V93H121ZM135 94H136V93H135ZM203 94H202V96H203ZM216 94H219V93L216 91ZM234 94H236V92L233 93V95H234ZM32 95L30 94V96H32ZM37 95H38V94H37ZM42 95H44V94H42ZM42 95H41V96H42ZM45 95H46V94H45ZM47 95H48V96H51V93H50V95H49V93H47ZM59 95H60V94H59ZM104 95H105V94H104ZM113 95H114V93H113ZM156 95H157V97H158V94H156ZM160 95H161V94H160ZM164 95H165V94H164ZM190 95H191V94H190ZM206 95H207V94H206ZM213 95H214V94H213ZM224 95H225V94H224ZM224 95H223V96H224ZM226 95H227V96H230V95H228V92H227ZM233 95H232V96H233ZM252 95H253V94H252ZM260 95H261V96H260ZM0 96H1V95H0ZM54 96L56 97V95H54ZM95 96H96V95H95ZM114 96H115V95H114ZM161 96H162V95H161ZM214 96H215V95H214ZM218 96H220V95H218ZM218 96L216 97V99L218 98ZM223 96H221V98H222ZM227 96H224V97H227ZM236 96H238V94L235 95V97H232V98H236ZM242 96H243V98L241 97V95H239V97L242 98V101H244V100H245L244 95L242 94ZM246 96H247V95H246ZM253 96H254V98H255V95H253ZM253 96L250 95V96H248V97H251V98H252ZM33 97H34V99H35V94H34ZM33 97H32V98H33ZM118 97H119V99H120V96H119V95L116 96V98H118ZM126 97L128 98V96H126ZM126 97H125V98H126ZM132 97H133V96H132ZM154 97H155V96H154ZM193 97H195L194 94H193ZM209 97H210V96L208 95V98H209ZM212 97H213V96H212ZM224 97H223V98H224ZM239 97H238V98H239ZM262 97H261V100H262ZM30 98H31V97H30ZM50 98H51V97H50ZM52 98H53V97H52ZM57 98L59 99L58 96H57ZM81 98H82V97H81ZM125 98H124V99H125ZM143 98H144V97H143ZM159 98H160V96H159ZM195 98H196V97H195ZM202 98H203V97H202ZM223 98H222V99H223ZM227 98H229V97H227ZM232 98H231V99H232ZM238 98H237V99H238ZM36 99H37V98H36ZM48 99H49V98H48ZM163 99H164V98H163ZM187 99H188V98H187ZM197 99H198V98H197ZM206 99H207V98H206ZM219 99H220V97H219ZM243 99H244V100H243ZM255 99H256V98H255ZM259 99H258L257 102L260 101ZM50 100H51V99H50ZM64 100H65V99H64ZM128 100H129V99H128ZM140 100H141V99H140ZM204 100H205V99H204ZM217 100H218V99H217ZM225 100H228V99L225 98ZM225 100H224V101H225ZM235 100H236V99H235ZM256 100H257V99H256ZM80 101H81V100H80ZM84 101H85V100H84ZM143 101H144V100H143ZM224 101L222 102L224 105H223V104H222V105H223V106H226L225 103H227L228 101H226V102H224ZM239 101H241V100H239ZM239 101H237V102L240 103ZM107 102H109V101L107 100ZM121 102H122V101H121ZM136 102H137V100H136ZM136 102H135V103H136ZM187 102H188V101H187ZM204 102H205V101H204ZM207 102H209V101H207ZM233 102H236V101H233ZM254 102H255V101H254ZM261 102H264V100H262ZM0 103H1V100H0ZM53 103H54V102H53ZM59 103H60V102H59ZM62 103H64V102H62ZM62 103H61V104H62ZM72 103H73V102H72ZM111 103H113V102H111ZM115 103H116V102L114 101V104H115ZM119 103H120V102H119ZM130 103H131V102H130ZM130 103H129V104H130ZM135 103H134V104H135ZM194 103H195V101H194ZM199 103H201V102L199 101ZM199 103H198V104H199ZM213 103H214V101H213ZM213 103H212V105H213ZM217 103H218V102H217ZM217 103H216V104H217ZM229 103H230V101H229ZM229 103H227V108H226V107L222 108V107H223L222 105H221V106H218V108L221 107V109H223V110H224L225 108H226L227 110L232 109V110H231V113H233V112H232V111L234 110L233 108H237V107H239V105H238V106H236V107L234 106L233 108H229V109H228V105H229V106H231V105L233 106L232 103H230L231 105H230ZM252 103H253V102H252ZM64 104H65V103H64ZM66 104H67V103H66ZM109 104H110V103H109ZM122 104H123V103H122ZM146 104H147V103H146ZM165 104H168V103H164L163 105H165ZM175 104H176V103H175ZM185 104H186V103H185ZM198 104H197V107H198ZM214 104H215V103H214ZM216 104L213 105V108H214V109H215L214 106H216ZM234 104L236 105L237 103H234ZM241 104H242V103H241ZM259 104H260V102H259ZM18 105H20V104H18ZM73 105H74V103H73ZM107 105H108V104H107ZM137 105H138V104H137ZM186 105H187V104H186ZM189 105H190V103H189ZM206 105H207V104H206ZM210 105H211V104H209V106H210ZM260 105H262V103H261ZM30 106H32V105H30ZM64 106H65V105H64ZM68 106H69V105H68ZM112 106H113V105H112ZM112 106H110V107L112 108ZM119 106L121 107L120 104H119ZM125 106H126V105H125ZM125 106H123V107H121V108L124 109ZM132 106H133V105H132ZM176 106H177V104H176ZM232 106H231V107H232ZM240 106H241V105H240ZM6 107H7V106H6ZM126 107H127V106H126ZM135 107H137V106H135ZM138 107H139V106H138ZM138 107H137V108H138ZM171 107H172V106H171ZM194 107H195V106H194ZM210 107H211V106H210ZM216 107H217V106H216ZM242 107H244V105H242ZM242 107H239V108H242ZM245 107H246V105H245ZM245 107L242 108V109H243V110H242L243 112H245V111L248 110V108H246V110H244ZM69 108H70V107H69ZM76 108L78 109L77 106H76ZM113 108H115V107H113ZM113 108H112V109H113ZM116 108H117V105H116ZM127 108H128V107H127ZM127 108H126V109H127ZM143 108H144V107H143ZM169 108H170V107H169ZM205 108H206V107H205ZM207 108H208V107H207ZM239 108H237V110H238ZM109 109H110V108H109ZM128 109L130 110V109H132V108H128ZM128 109H127V110H128ZM133 109H134V108H133ZM135 109H136V108H135ZM141 109H142V108H141ZM172 109L174 110V109H175V106H174V108H172ZM179 109H180V108H179ZM209 109H210V108H209ZM211 109H212V108H211ZM249 109H250V108H249ZM260 109H261V108H260ZM10 110H11V112H9L10 114H11V113H15L14 110H12V109H10ZM23 110H24V109H23ZM36 110H37V109H36ZM41 110H42V108H41ZM115 110L117 111V109H115ZM118 110H119V109H118ZM129 110L127 111V114H128V112H129ZM138 110H139V109H138ZM170 110H171V108H170ZM194 110H195V109H194ZM203 110H205V109H203ZM218 110H219V109H217V112H215L216 114H214V116H215V115H218L217 113L221 112V111L218 112ZM240 110H241V109H240ZM253 110H254V109H253ZM255 110H256V109H255ZM255 110H254V111H255ZM0 111H2V110L0 109ZM8 111H9V108H8ZM12 111H13V112H12ZM71 111H72V110H71ZM78 111L80 112V117H83V116H82V115H83V114H82L83 112L81 113L82 110L79 109ZM78 111H77V113H78ZM119 111H120V110H119ZM124 111H126V110H124ZM144 111H145V110H144ZM163 111H164V110H163ZM186 111H187V110H186ZM210 111H211V110H210ZM254 111H253V112H254ZM258 111H260V110H258ZM258 111H257V112H258ZM37 112H38V110H37ZM39 112H41V111H39ZM39 112H38L37 114H41L43 111H42L41 113H39ZM44 112H45V111H44ZM46 112H48V111H46ZM53 112H54V111H53ZM53 112H52V113H53ZM69 112H70V111H69ZM114 112H115V111H114ZM114 112H113V114H116V113H114ZM120 112H121V111H120ZM146 112H148V111H146ZM165 112H166V111H165ZM175 112H176V111H175ZM188 112H189V111H187L186 113H188ZM191 112H193V110H192ZM195 112H196V111H195ZM224 112H225V111H224ZM239 112H240V111H239ZM243 112H242V114H244ZM253 112H252V109H250V110H249V113H247V115H250V117H248V118H250V121H251V122H252V121H255V120H254V117H253V115H252ZM257 112H256V113H257ZM260 112H261V111H260ZM48 113H49V115H48V114H47V115H48V116H51V115H50V112H48ZM54 113H55V112H54ZM66 113H67V112H66ZM71 113L73 114L74 112L72 111ZM117 113H118V112H117ZM170 113H173V112H170ZM183 113H184V112H183ZM196 113H198V112H196ZM202 113H203V112H202ZM205 113H206V112H205ZM226 113H228V112H225V114H226ZM229 113H230V112H229ZM229 113H228V114H229ZM231 113H230V115H231ZM245 113H246V112H245ZM256 113L254 112V114H256ZM28 114H29V113H28ZM28 114H27V116H33V115H34V114H33V115H32V114L28 115ZM37 114H35V115L38 116ZM99 114H100V113H99ZM121 114H122V113H121ZM153 114H154V113H153ZM199 114H201V113L199 112ZM234 114H235V113H234ZM240 114H241V113H240ZM42 115H43V114H42ZM42 115H41V117H42ZM52 115H53V114H52ZM73 115H74V114H73ZM118 115H119V113H118ZM128 115H129V114H128ZM164 115H165V114H164ZM189 115H191V114H189ZM196 115H197V114H195V116H193V115H191V116H193V117H197V119H198V116H196ZM206 115H207V117H208V113H206ZM206 115H204V116H205V119H203V120H204V121H205V120H206V121H209V120H210V117H208V118H209V120H208V118L206 117ZM220 115H221V113H220ZM251 115H252V119H253V120H251ZM260 115H261V113H260ZM260 115H258V116H260ZM44 116H45V114H44ZM88 116H89V115H88ZM106 116H108V115H106ZM209 116H210V115H209ZM214 116H212V117H214ZM218 116H219V115H218ZM221 116H222V115H221ZM223 116H224V114H223ZM223 116H222V117H223ZM226 116H227V114H226ZM226 116H225V117H226ZM228 116H229V115H228ZM228 116H227V120H229V122H230L231 118H228ZM237 116H238V115H237ZM261 116H262V115H261ZM46 117H47V116H46ZM55 117H56V118H55ZM58 117H59V116H57V114H55V116L53 115V118H54V119H57ZM62 117H63V116H62ZM62 117H61V119H62ZM76 117H77V116H76ZM114 117H115V116H114ZM169 117H170V116H169ZM189 117H190V116H189ZM199 117L201 118V115H199ZM215 117H217V116H215ZM238 117H239V116H238ZM242 117H243L242 119H245V118H244V115H242ZM245 117H246V114H245ZM255 117H256V116H255ZM262 117H264V116H262ZM262 117H260V118H257V117H256V120H260ZM30 118L32 119L33 117H30ZM42 118H43V117H42ZM47 118H48V117H47ZM51 118H52V116H51ZM64 118H65V116H64ZM64 118H63V119H64ZM85 118H86V117H85ZM88 118H89V117H88ZM110 118H111V116H110ZM112 118H113V117H112ZM116 118L118 119V117H115V119H116ZM124 118H125V119H124L123 121L126 120L124 124L127 125L126 127H128V123H126V122H127V117H124ZM134 118H135V116L133 117L132 120H134ZM138 118H139V117H138ZM141 118H142V117H141ZM171 118H172V117H171ZM185 118H186V117H185ZM190 118H191V117H190ZM235 118H236V117H235ZM235 118L232 119V120H235ZM240 118H241V117H240ZM4 119H5V118H4ZM28 119H29V118H28ZM31 119H30V120H31ZM43 119H44V118H43ZM59 119H60V118H58V120H59ZM63 119H62V121H61L62 123H60L61 125L67 120V119H66V120L64 119L65 121L63 122ZM82 119H83V118H82ZM121 119H122V118H121ZM128 119H129L128 121H131V122H132V120L130 119V117H128ZM142 119H144V118H142ZM142 119H141V120H142ZM172 119H173V118H172ZM181 119H182V118H181ZM214 119H215V118H214ZM221 119H222V118H221ZM58 120H57V121H58ZM110 120H111V119H110ZM161 120H162V119H161ZM218 120H219V121H218ZM232 120H231V122H232ZM262 120H264V119H262ZM33 121H34V119H33ZM37 121H38V120H37ZM44 121H45V120H44ZM44 121L42 120L43 123H44ZM73 121H74V120H72V123H73ZM87 121H88V120H87ZM87 121H86V122H87ZM90 121H91V120H90ZM101 121H102V120H101ZM123 121H122V123H123ZM138 121H139V120H136V122H138ZM143 121H144V120H143ZM147 121H149V120L147 119ZM147 121H145V122L147 123ZM167 121H168V120H167ZM173 121H174V120H173ZM215 121H216V122H220V124H221L220 117H219V119H217V120H215ZM223 121L226 122V119H224ZM235 121H236V120H235ZM245 121H246V119H245ZM250 121H249V122H250ZM260 121H261V120H260ZM8 122H9L10 124H11V122H12V124H13V123H17L16 119L14 120L13 116H12V117H9V119L7 120V123H8ZM23 122H24V121H23V119H22V123H23ZM26 122H27V121H26ZM26 122H25V123H26ZM42 122H41V124H42ZM46 122L48 123L49 121H46ZM84 122H85V121H84ZM94 122H96V121H94ZM110 122H111V121H110ZM114 122H115V121H114ZM114 122H112V123H114ZM119 122L121 123V121H119ZM133 122H135V121H133ZM141 122H142V121H139L140 124H143V123H141ZM145 122H144V123H145ZM209 122H211V120H210ZM224 122H222V123H223V124H226V125L229 124V122H226V123H224ZM231 122H230V124H231ZM0 123H2V121H1ZM22 123H21V124H22ZM25 123H24V125H22L23 128L25 129V132L23 133V132L20 130V131L23 133V134L21 133V138L23 137V140H25L24 138H27L28 140H30V142H31L32 145L35 147V149H36V148H38V149H42V148H44V149H45V148H46V145L48 146V144H46L47 142L44 140V138L41 137L42 135L39 136L40 134H42V132H39L40 134H38V132H36L37 130H36V131L33 130V129L31 128V126H29L28 124H25ZM35 123H36V122H35ZM39 123H40V120H39ZM39 123H38V124H39ZM51 123H52V122H51ZM68 123H69V124H67V123L65 122V124L68 125V127H69L70 124H72V123L69 122V120H68ZM74 123H75V121H74ZM87 123H89V122H87ZM87 123H86V125H87ZM97 123H98V122H96V124H97ZM122 123H121V124H122ZM167 123H168V122H167ZM170 123H171V122H170ZM191 123H192V122H191ZM197 123H198V122H197ZM197 123H196V125H197ZM211 123H212V122H211ZM233 123H234V121H233ZM233 123H232V124H233ZM236 123H237V122H236ZM240 123H241V122H240ZM258 123H259V122H258ZM49 124H50V123H49ZM49 124H48V125H49ZM65 124H64V125H65ZM89 124H90V123H89ZM89 124H88V127H89ZM93 124H94V123H93ZM99 124H100V123H98L97 126H98ZM115 124H116V123H115ZM118 124H119V123H118ZM133 124H134V123H133ZM137 124H138V123H137ZM192 124L194 125V123H192ZM217 124H218V123H217ZM223 124L219 125V128H220V126L222 127ZM230 124H229V125H230ZM244 124H245V122H244ZM246 124H247V126H248V122H247ZM250 124H251V123H250ZM256 124H257V123H256ZM261 124H262V125H261ZM13 125H14V124H13ZM48 125L46 124V127H47ZM53 125H55V124H53ZM56 125H57V124H56ZM61 125H60V126H61ZM64 125H62V126H64ZM72 125H76V123H75V124H72ZM101 125H102V123H101ZM107 125H108V124H107ZM107 125H105L104 128H106ZM119 125H120V124H119ZM122 125H123V124H122ZM135 125H136V124H135ZM135 125H132V123H131V124L129 123V126H131L132 129H133V127L135 128ZM148 125H149V124H148ZM160 125H161V124H160ZM167 125H168V124H167ZM176 125H178V124H176ZM185 125H187V124L184 123V126H185ZM190 125H191V124H190ZM193 125H192V126H193ZM201 125H202V124L200 123V125H199L200 127H199V126H198V127H199V129H200L201 127H202L203 129H201L202 131L199 130L200 132H202V133H200L199 135H197L198 133L195 134V133L193 132V130H192L193 128L191 129L192 132H193L195 135H197L195 138H197V137L199 138V136H200L201 134L204 135V131H203V130H205L204 127H206V126L203 127V125H202V126H201ZM226 125H225V128H226ZM241 125H242L243 128H244L243 122L240 124V126H238L237 124H236L235 126L242 127ZM257 125H259V126L261 125L262 127H264V123H262V122H260V124H257ZM11 126H12V125H11ZM42 126H43V125H42ZM51 126H52V125H51ZM76 126H77L78 128H77V127H76V129L74 128L75 130H77V131L80 132V133L82 132V135H83V136L87 135V134L84 135V133H83V132L86 130V128H84L82 125L79 126L78 124H77ZM93 126H94V125H93ZM112 126H113V124H112ZM123 126H124V125H123ZM136 126H137V125H136ZM154 126H155V125H154ZM154 126H153V127H154ZM158 126H159V124H158ZM158 126H156V129H155V130H157V131H156L155 133H157V132L160 130V128H161V127H158ZM173 126H174V125H173ZM187 126H188V125H187ZM187 126H186V127H187ZM230 126H231V125H230ZM247 126H245V127H246L245 130H248V131H249L250 128L252 127V124H251L250 127H247ZM261 126H260V127H261ZM0 127H1V126H0ZM4 127L6 128V124H4ZM32 127H33V125H32ZM43 127H44V126H43ZM43 127H42V128H43ZM49 127H50V125H49ZM49 127H47V130H48ZM55 127H58V126H55ZM113 127H114V126H113ZM139 127H141V126L139 125ZM146 127H147V126H146ZM162 127H164V126H162ZM168 127H169V126H168ZM190 127H191V126H190ZM223 127H224V126H223ZM223 127H222V131L225 130V131H223V132L228 131V130H226V129H223ZM253 127H254V126H253ZM253 127H252L251 129H253ZM257 127H258V126H257ZM7 128H8V127H7ZM7 128H6V129H7ZM12 128H13V127H12ZM15 128H16V126H15ZM17 128H18V127H17ZM19 128H20V127H19ZM30 128H31V130H30ZM40 128H41V126H40ZM51 128L54 129V126L51 127ZM61 128H63V127H61ZM61 128H59V127H58V128H55V131H56V129H61ZM64 128H65V126H64ZM64 128H63V129H64ZM111 128H112V127H111ZM124 128H125V126H124ZM144 128H145V127H144ZM151 128H152V126L150 127V129H151ZM154 128H155V127H154ZM154 128L152 129V131L154 130ZM158 128H159V130H158ZM187 128H188V127H187ZM209 128H210V126H209ZM214 128H215V127H214ZM217 128H218V125H217ZM233 128H234V127H231V129H233ZM236 128H237V127H236ZM243 128H242V130H241V128H240L241 132L243 131ZM248 128H249V129H248ZM0 129H1V128H0ZM66 129H67V128H66ZM69 129H70V127H69ZM98 129H99V128H98ZM112 129H114V128H112ZM125 129H126V128H125ZM132 129H130V130H132ZM135 129H136V128H135ZM145 129H147V128H145ZM150 129H149V130H150ZM161 129H162V128H161ZM179 129H180V128H179ZM184 129H185V128H184ZM188 129H189V128H188ZM228 129H230V127H229ZM15 130H16V129H15ZM42 130H43V129H42ZM45 130H46V129H45ZM47 130L44 131V132L47 133ZM61 130H62V129H61ZM91 130H92V129H91ZM106 130L108 131L109 128L106 129ZM127 130H129V129H127ZM155 130H154V131H155ZM186 130H187V129H186ZM189 130H190V129H189ZM211 130H213V131H212V133H213V132H214V129H212V126H211ZM211 130L208 129L207 131L211 132ZM257 130H259V129L257 128ZM7 131H8V130H7ZM50 131H51V129L49 130V132H50ZM111 131L113 132V130H111ZM116 131L121 132L119 129L116 130ZM124 131H125V130H124ZM133 131H134V130H133ZM136 131H137V129H136L134 132L136 133ZM152 131H151V132H152ZM154 131H153V133H154ZM161 131H162V130H161ZM163 131H164V130H163ZM163 131H162V133H163ZM194 131H196V130H194ZM215 131H216V129H215ZM217 131H220V129H219V130L217 129ZM229 131H231V130H229ZM235 131H236V130H234V133H235ZM250 131H251V130H250ZM250 131H249V132H250ZM252 131H253V130H252ZM255 131H256V129H255ZM255 131H253V133H254ZM3 132L5 133V131H3ZM8 132H10V131H8ZM64 132L66 133V131H64ZM108 132H109V131H108ZM131 132H132V131H131ZM134 132H132L131 134H134V137H135V135L137 136L138 133L135 134ZM144 132H145V131H144ZM164 132H165V131H164ZM196 132H197V131H196ZM223 132H222V133H223ZM232 132H233V131L230 132L231 136H233V135H234V136H235V135L238 136V135H237L238 133H237V134L235 133V134L232 135ZM256 132H257V131H256ZM258 132H259V131H258ZM51 133H53V131L50 132V134H51ZM59 133H60V130H59ZM61 133H62V132H61ZM65 133H63V134H65ZM67 133H68V132H67ZM99 133H100V132H99ZM105 133H107V132H105ZM126 133H127V132H126ZM126 133H125V134H126ZM153 133H152V134H153ZM160 133H161V132H160ZM166 133H167V132H166ZM171 133H172V132H171ZM250 133H251V132H250ZM6 134H7V133H6ZM47 134H48V133H47ZM77 134H78V133L76 132V135H77ZM128 134H129V133H128ZM139 134H140V133H139ZM139 134H138V136H139ZM150 134H151V133H150ZM174 134H175V132H174ZM182 134H183V133H182ZM188 134H189V132H188ZM225 134H226V133H225ZM228 134H229V133H228ZM230 134H229V135H230ZM241 134H242V133H240L239 135H241ZM245 134H248V133H245ZM259 134H264V133H259ZM259 134H257L256 137H258ZM51 135H52V134H51ZM55 135H57V134H55ZM68 135H69V134H68ZM68 135L65 136V135H62V134H61V135H59V136H63V137H61V138L59 137L60 139H58V140H57V137H56V136H53V139L56 138V139H54V140H52V137H50L49 135H48V136L50 137V139L52 140V142H55V141L57 140V141H56L57 144H60V145L55 144V146L57 145L56 147H58V149H59V146L64 148V145H65V148L67 147V148H70V150H71V147H73V146H75V145H78L79 143L81 144V145L79 144L80 146L83 145V144H82V141H81V140L79 141V139L77 138L78 136L75 137V138L73 139V138H71V136H68ZM118 135H119V134H118ZM123 135H124V134H123ZM157 135H158V134H157ZM157 135H155V136H157ZM162 135L164 136V133H163ZM208 135L211 136L212 134H208ZM213 135H214V134H213ZM217 135H219V134H217ZM243 135H244V134H243ZM248 135H250V134H248ZM248 135H244V136H248ZM251 135H252V134H251ZM251 135H250V137H251ZM253 135H255V133H254ZM12 136H13V135H12ZM18 136H19V135H18ZM73 136H74V135H73ZM114 136H115V134H114ZM121 136H122V134H121ZM132 136H133V135H132ZM138 136H137V137H138ZM142 136H143V135H142ZM159 136H161V134H160ZM172 136H174V135H172ZM186 136H187V135H186ZM193 136H194V135H193ZM204 136H205V135H204ZM214 136H215V135H214ZM241 136H242V135H241ZM241 136H240V139L242 138ZM244 136H243V137H244ZM0 137H1V135H0ZM2 137H3V138H0L1 141H3L2 139H6V136H5V138H4V136L2 135ZM80 137H81V136H80ZM91 137H92V136H91ZM126 137H127V136H126ZM144 137H145V136H144ZM201 137H202V135H201ZM205 137H206V136H205ZM211 137H213V136H211ZM223 137H225V136L223 135ZM238 137H239V136H238ZM238 137H236V138L239 140ZM261 137H264V136H261ZM16 138H17V137H16ZM41 138H42V139H41ZM81 138H83V137H81ZM87 138H88V139H91V138H89V137H87ZM101 138H102V137H101ZM110 138H112V137H110ZM116 138H117V139H116ZM116 138H114V139L112 138L111 140H115V139L118 140V137H116ZM132 138H133V137H132ZM160 138H165V137H160ZM160 138H158V139H160ZM174 138H175V137H174ZM198 138H197V140H198ZM208 138H210V137L208 136ZM258 138H259V137H258ZM258 138H257V139H258ZM27 139H26L25 141H27ZM48 139H49V138H48ZM50 139H49V140H50ZM85 139H86V137H85ZM99 139H100V138H99ZM120 139H121V138H120ZM120 139H119V141L122 140V139H121V140H120ZM126 139H127V138H126ZM145 139H146V137H145ZM158 139H157V140H158ZM218 139L221 140L222 142H224V143L226 144V140H223L222 138L220 139L219 137H218ZM237 139H235V140H237ZM91 140H92V139H91ZM111 140H110V141H111ZM127 140H128V139H127ZM139 140L141 141V140H143V139H139ZM160 140H161V139H160ZM166 140H167V139H166ZM171 140H173V139H171ZM182 140H184V139H181V142H182ZM251 140H252V139H251ZM254 140H256V139H254ZM258 140H259V139H258ZM258 140H257V141H258ZM13 141H14V140H13ZM18 141H19V140H18ZM44 141H45V142H44ZM101 141H103V139H102ZM125 141H126V140H125ZM133 141L135 142V140H131L132 144H134ZM205 141H206V140H205ZM213 141H214V139H213ZM241 141H243V140H241ZM260 141L262 142V141H264V139L259 140L258 142H260ZM9 142H10V141H7L8 144H10ZM20 142H21V140H20ZM83 142H84V141H83ZM89 142H91V141H89ZM95 142H96V143H99L98 141H95ZM111 142L113 143V141H111ZM115 142H116V141H115ZM121 142H122V141H121ZM129 142H130V141H129ZM157 142H158V141H157ZM160 142H162V141H160ZM160 142H159V143H160ZM163 142H164V141H163ZM186 142H187V141H186ZM199 142H200V140H199ZM228 142H229V141H228ZM243 142H244V141H243ZM253 142L255 143V141H253ZM3 143L5 144L6 142L3 141ZM14 143H15V141H14ZM22 143H23V141H22ZM28 143H29V142H28ZM84 143H85V142H84ZM104 143H106V141H104ZM119 143H120V142H118V144H119ZM164 143H165V142H164ZM167 143H168V142H167ZM187 143H188V142H187ZM216 143H219V142H216ZM229 143H230V145H231V142H229ZM250 143H251V142H250ZM256 143H257V142H256ZM12 144H13V143H12ZM24 144H25V143H24ZM45 144H46V145H45ZM51 144H52V143H51ZM87 144H88V143H87ZM87 144H86V147H87ZM90 144H92V143H90ZM94 144H95V143H94ZM109 144H110V143H109ZM127 144H128V143H126L125 146H126ZM135 144H136V143H135ZM139 144H140V143H139ZM180 144H181V143H180ZM206 144L208 145L209 142L206 143ZM213 144H214V143H213ZM222 144H223V143H222ZM225 144H224V145H225ZM237 144H238V142H237ZM257 144H258V143H257ZM10 145H11V144H10ZM10 145H9V147H10ZM88 145H89V144H88ZM95 145H99V146H100V143H99V144H95ZM95 145H94V146H95ZM110 145H111V144H110ZM130 145H131V144H130ZM130 145H129V146H130ZM141 145H142V144H141ZM158 145H159V144H158ZM167 145H169V144H167ZM167 145H166V146H167ZM181 145H182V144H181ZM210 145H212V144H210ZM259 145H260V143H259ZM17 146H18V145H17ZM20 146H21V145H20ZM25 146H26V144H25ZM25 146H24V148H25ZM53 146H54V145H53ZM103 146H104V144H103ZM103 146H102V147H103ZM106 146H107V145H106ZM108 146H109V145H108ZM117 146H118V145H117ZM138 146H139V145H138ZM138 146H137V151L140 149V148L138 149ZM163 146H165V145H163ZM170 146H171V145H170ZM182 146H183V145H182ZM213 146H217V145L215 144V145H213ZM213 146H212V147H213ZM231 146H232L231 148H233V145H231ZM234 146H235V144H234ZM250 146H251V145H250ZM261 146H264V145H262V143H261ZM4 147H5V146H4ZM9 147H8V148H9ZM56 147H55V149H57ZM86 147H85V148H86ZM97 147H98V146H97ZM119 147H120V145H119ZM134 147H136V146H134ZM134 147H133V145H132V146L129 147V148H132V149H133ZM140 147H142V146H140ZM144 147H147V146L144 145ZM153 147L156 148V145H155V146L153 145ZM167 147H169V146H167ZM225 147H226V146H225ZM236 147L238 148L239 146H236ZM245 147H246V145L244 146V148H245ZM6 148H7V147H6ZM6 148H4V149L6 150ZM10 148H11V147H10ZM14 148H15V146H14ZM47 148H48V149H49V148L51 149V147H47ZM47 148H46V149H47ZM63 148H62V152H63ZM83 148H84V147H83ZM85 148H84V149H85ZM115 148H116V147H115ZM129 148H128V149H129ZM157 148H159V147H157ZM157 148H156V150H157ZM165 148H166V147H165ZM178 148H179V147H178ZM217 148H218V146L216 147V149H217ZM228 148L230 149V147H228ZM228 148H227V149H228ZM237 148H236L237 152L240 151V149L242 150V148H240V147H239L240 149H237ZM254 148H255V147H254ZM254 148L252 147L251 149H254ZM257 148H258V147H257ZM257 148H256V149H257ZM16 149H17V148H16ZM33 149H34V148H33ZM38 149H37V152L35 151L37 154H39V150H38ZM48 149H47V150H48ZM50 149H49V150H50ZM52 149H53V148H52ZM72 149H74L73 151H75V148H72ZM86 149H87V148H86ZM86 149H85V150H86ZM134 149H135V148H134ZM134 149L132 150V152L134 151ZM142 149H144V148L142 147ZM152 149H153V148H152ZM182 149H184V148H182ZM186 149H187V148H186ZM186 149H184V150L186 151ZM192 149H193V148H191V150H192ZM198 149H199V148H198ZM210 149H211V148H210ZM248 149H249V147H248L246 150H248ZM258 149H259V148H258ZM1 150H2V149H1ZM8 150H9V149H8ZM19 150H20V149H19ZM42 150H43V149H42ZM49 150H48V151L43 150V151L48 152V153L51 155L50 151H51V152H53V151H52V150L49 151ZM60 150H61V148H60ZM65 150H66V149H64V152H65ZM67 150H68V149H67ZM67 150H66V151H67ZM76 150H78V149H76ZM88 150L92 151L93 149H88ZM94 150H95V149H94ZM116 150H117V149H116ZM144 150H145V149H144ZM170 150H171V147H170ZM196 150H197V149H196ZM202 150H203V149H202ZM217 150H218V149H217ZM236 150H235V151H236ZM11 151H12V150H11ZM13 151H14V150H13ZM13 151H12V152H13ZM15 151H16V150H15ZM28 151H29V149H28ZM68 151H69V150H68ZM78 151H82V150H78ZM100 151H101V150H100ZM100 151H99V152H100ZM119 151H120V150H119ZM141 151H142V150H141ZM168 151H169V150H168ZM171 151L175 152V154H179V151H178V150H177V153H176V149H175V151H174V150H171ZM203 151H205V150H203ZM203 151H201V153H203ZM226 151H227V150H226ZM248 151H251V150H248ZM248 151H247V152H248ZM253 151H254V150H253ZM257 151H258V150H257ZM3 152H4V151H3ZM8 152H9V151H8ZM17 152H19V151H17ZM45 152H44V154H46ZM64 152H63V154H65ZM82 152L85 153V151H82ZM92 152H93V151H92ZM92 152H91V153H92ZM105 152H106V151H105ZM138 152H139V151H138ZM146 152H147V149H146ZM148 152H149V150H148ZM169 152H170V151H169ZM195 152H197V153L192 152L193 155H194V154H196V155L198 154V155H199V153H198L199 150H197V151H195ZM205 152H206V151H205ZM259 152H261V150H260ZM4 153H5V152H4ZM30 153H31V151H30ZM30 153H29V155H31ZM40 153H41V152H40ZM48 153H47V156H46L47 158H48V156H49ZM54 153H55V152H54ZM54 153H53V155H54ZM67 153H68V152H67ZM89 153H90V152H89ZM91 153H90V154H91ZM93 153H94V152H93ZM106 153H108V152H106ZM142 153H144V152H142ZM149 153H150V152H149ZM154 153H155V152H154ZM184 153H185V152H184ZM184 153H183V154H184ZM188 153H190V152L188 151ZM206 153H207V152H206ZM219 153H221V152H219ZM223 153H224V151H223ZM229 153H231V152H229ZM229 153L226 152L225 154L228 155ZM239 153H240V152H239ZM244 153H246V152H244ZM252 153H254V152H252ZM261 153H262V152H261ZM20 154H21V153H20ZM63 154H62V155H63ZM72 154H73L72 152H69V155H70V156H72ZM77 154H78V153H77ZM95 154H97V152H96ZM98 154H99V153H98ZM126 154H127V153H126ZM134 154H135V152H134ZM151 154H152V153H151ZM157 154H158V153H156V156H157ZM185 154H187V153H185ZM185 154H184V155H185ZM235 154H237V153H235ZM246 154H247V156H248V153H246ZM256 154H258V153H256ZM21 155H22V154H21ZM34 155H35V154H34ZM34 155H33V157H34ZM40 155H41V154H40ZM53 155H51V156H53ZM55 155H56V154H55ZM66 155H67V154H66ZM86 155H89V154H86ZM91 155L93 156V154H91ZM101 155H103V153H102ZM116 155H119V154L116 153ZM135 155H136V154H135ZM137 155H138V154H137ZM137 155H136V156H137ZM141 155H142V154H141ZM158 155H159V154H158ZM169 155L171 156V154H169ZM172 155H173V154H172ZM179 155H182V153L179 154ZM188 155H189V154H188ZM188 155H187V156H188ZM198 155H197V156H198ZM212 155H213V154H212ZM231 155L233 156V154H231ZM252 155H253V154H252ZM252 155H251V156H252ZM15 156H16V157H17V156L19 157V154H18V155L15 154ZM37 156H38V155H36V157H37ZM44 156H45V155H44ZM56 156H57V155H56ZM64 156H65V155H64ZM78 156L81 157V154H80V155L78 154ZM110 156H112L111 153H110ZM133 156H134V155H133ZM139 156H140V154H139ZM163 156H164V155H163ZM165 156H166V155H165ZM191 156H192V155H189V157H191ZM194 156H195V155H194ZM194 156H192V157L195 158ZM205 156H206V154L204 155V157L201 156V158H202V157L205 158ZM213 156H214V155H213ZM216 156H218V155H216ZM216 156H215V157H216ZM240 156H241V155H239L238 157H240ZM253 156L256 157L255 155H253ZM4 157H5V155H4ZM6 157H7V156H6ZM8 157H9V155H8ZM8 157H7V158H8ZM16 157H14V158H16ZM18 157H17L16 159H18ZM60 157H62V156H60ZM68 157H69V156H68ZM68 157H67V159H69ZM72 157H74V155H73ZM95 157H96V156H93V158H95ZM99 157H101V156H99ZM103 157H105V156L103 155ZM113 157H115V156H113ZM134 157H135V156H134ZM174 157H175V156H174ZM221 157H225V156H221ZM226 157H227V156H226ZM226 157H225V159H226ZM236 157H237V156H236ZM257 157L259 158V155H258ZM11 158H12V156H11ZM21 158H22V157H21ZM38 158H39V156L37 157V162L40 163V162L38 161ZM47 158H46V159H47ZM51 158H52V157H51ZM51 158H50V159H51ZM54 158H57V157H54ZM54 158H52V159H54ZM74 158H75V159L77 158V157H76V154H75V157H74ZM85 158H86V157H85ZM97 158H98V156H97ZM97 158H95V159L98 160L99 158H98V159H97ZM106 158L108 159V157H106ZM118 158H119V157H118ZM135 158H136V157H135ZM137 158H139V157H137ZM185 158H187V157H185ZM193 158H192V159L188 158V159H189V160H195V159H193ZM208 158H210V157H207V158H205V159H208ZM227 158H228V157H227ZM234 158H235V157H234ZM240 158H241V157H240ZM250 158H251V157L249 156V159H250ZM258 158H253V157H252L251 159H254V160L256 159V161H254V162H252V163L255 164V163L257 162ZM260 158H262L261 155H260ZM260 158H259V159H260ZM46 159H45V160H46ZM60 159H61V158H60ZM70 159H71V158H70ZM77 159H78V158H77ZM82 159H83V158H81V160H82ZM86 159H87V158H86ZM126 159H127V158H126ZM139 159H140V158H139ZM143 159H144V158H143ZM175 159H177V157H175ZM199 159H200V157H199ZM213 159H214V161H215V158H213ZM219 159H220V158H219ZM229 159H230V158H228V160H229ZM242 159H243L244 161H247V160H245L243 157H242L240 160H242ZM9 160H10V159H9ZM12 160H13V161H16L15 159H12ZM20 160H21V162H22V159H20ZM26 160H27V159H26ZM26 160L24 159V161H26ZM40 160H41V157H40ZM42 160H43V159H42ZM42 160H41V161H42ZM73 160H74V159H73ZM87 160H89V159H87ZM90 160H92V159H90ZM96 160H95V161H96ZM128 160L130 161L131 159L129 158ZM170 160H172V159H170ZM181 160H182V159H181ZM181 160H179V156H178V162H179V161L182 162ZM186 160H187V159H186ZM189 160H187L186 163H188ZM211 160H212V158H211ZM211 160H210V161H211ZM216 160L218 161L217 158H216ZM221 160H222V159H221ZM230 160H231V159H230ZM230 160H229V161H230ZM240 160H239V161H240ZM24 161H23V162H24ZM34 161L36 162V160H34ZM34 161H32V162H33V165H35V164H34ZM48 161H49V159H48ZM48 161H47V162H48ZM57 161H59V160L56 159L55 162H57ZM69 161H70V162H69V166H70V165H71V160H69ZM76 161H77V160H76ZM98 161H100V159H99ZM104 161H105V162H108L107 160H104ZM111 161H114V160H111ZM118 161H119V160H118ZM118 161H116L117 164H119ZM124 161H125V162H124ZM197 161H198V158H197V160H195L194 162H197ZM208 161H209V160H208ZM210 161H209V162H210ZM251 161H252V160H251ZM251 161L249 160L248 162L251 163ZM17 162H18V161H16V163H17ZM21 162L19 161V163H17V164L20 165ZM29 162H31V160H30ZM49 162H51V160H50ZM49 162H48V163H49ZM61 162H63V160H62ZM88 162H89V161H88ZM100 162H101V161H100ZM134 162H135V161H134ZM150 162H151V160H150ZM189 162H190V161H189ZM198 162H199V161H198ZM198 162H197V163H194V164L196 165V167L194 166V168L199 167V165H197ZM205 162H206V161H205ZM205 162H204V161H200L199 164H200L201 166H202V164H204V166L209 165V162H208V163H207V162L205 163ZM215 162H216V161H215ZM258 162H261V161L259 160ZM258 162H257V163H258ZM1 163H2V162H0V165H1ZM26 163H27V162H26ZM26 163H25V165H26ZM38 163H37V164H38ZM44 163H45V165H46V162H44ZM53 163H54V162H53ZM64 163H65V162H64ZM75 163H77V162H75ZM108 163H109V162H108ZM112 163H113V162H112ZM121 163H125L124 165H123V164L121 165V166H123V167H124L125 165H127V161H126V160H123V162H121ZM172 163H174V160H173ZM184 163H185V161H184ZM232 163H236V162H232ZM232 163H231V164H232ZM10 164H11V162H10ZM22 164H23V163H22ZM28 164H29V163H28ZM30 164H32V163H30ZM30 164H29V165H30ZM88 164H90V163H88ZM88 164H87V165H88ZM94 164H96V162H95ZM94 164H92V165L94 166ZM97 164H98V163H97ZM101 164H102V162H101ZM104 164H105V163H104ZM113 164H114V163H113ZM128 164H129V163H128ZM142 164H143V163H142ZM148 164H149V163H148ZM174 164H176V163H174ZM205 164H206V165H205ZM217 164H218V162H217ZM238 164H239V163H237V165H236V164H234V165H236V167H237ZM240 164H241V163H240ZM258 164H259V163H258ZM258 164H257V165H258ZM23 165H24V164H23ZM25 165H24V166H25ZM73 165H74V169L79 168L78 166L76 167L75 164H73ZM77 165H78V164H77ZM81 165H82V163L80 164V168L86 166V164H84V165H82V166H81ZM108 165H110V164H108ZM119 165H120V164H119ZM130 165H131V162H130L129 166H130ZM149 165H150V164H149ZM156 165H157V164H156ZM161 165H162V164H161ZM179 165H180V164H179ZM190 165H191V164H190ZM190 165H189V166H190ZM192 165H193V164H192ZM212 165H213V164H212ZM212 165L210 164V166H208V167H210V169L213 170V168L211 167ZM219 165H220V163H219ZM221 165L223 166V161H222ZM224 165H227V164H224ZM242 165H243V163L240 165V167H241ZM246 165H249V164H245V165H243L244 167L242 166L243 169L245 168V170H244V174H242L243 171H242V172L240 171L242 175L239 176V177H237L238 174H237V175L235 174L236 176H233V175H234L233 173H230V175L227 176V173H226V171H225V173H224V170H223L222 173H220V172L222 171L221 169H222L224 166H223L222 168L218 167V169L220 168V170H221L219 173H217V174H215V173H211V176H212V174H213V175H215L214 177H216V178H215V180H216V184H213V186H212V185H211L212 183H211V184L208 183V185L210 184L211 186L208 187V188L204 186V188H206V191H209V192H213V193H215L216 196H218V195H217V193H218V194H219V198H220L221 200L224 199L225 201H226L227 199L229 200V199H230L229 197H231V196H228V195L226 196V193H227L226 190H225V194H224L223 191L220 190V192H223V194L220 195V193H219V189H220V188H223V187H225V186H228V188H232L233 191L236 190L235 192H237V190H238V191H239V190L244 191L245 189H246L245 192H247V188H251V189H254V190H256V191H259V189H260L259 186H260V185H258L257 183L260 182V181L258 180V182H257L256 179H259L260 177H261V178L264 177V176H261V175H264V167H262L261 170L257 169L258 171L253 169L255 173H253L252 170H249V169H251V168H248L247 171H249L250 174L253 173V174H254V178H256V179H255L256 182H254V181H252L254 178H253V179H250V178L248 177V175H247L248 172H247V173L245 172L246 169H247V168L245 167ZM252 165H253V164H252ZM261 165H262V164H261ZM12 166H13V165H12ZM21 166H22V165H21ZM39 166H40V165H39ZM43 166H44V164H43ZM48 166H49V164H48ZM54 166H55V165H54ZM56 166L59 167V169H58V168H57V170L55 169L56 172L52 170V171L54 172L53 174H55V175H57V176H60L61 178H62V176H63V177L65 176L64 180H65L66 178H68V177L66 176V174H67L66 171H65L63 168H61V166H62V167H64V166H63V165L59 166V164L57 165V163H56ZM71 166H72V165H71ZM93 166H91V169L96 168L95 166H97V165H95L94 168H93ZM98 166L100 167L101 165L98 164ZM98 166H97V167H98ZM110 166H111V165H110ZM115 166H116V165H115ZM115 166L113 165L112 167L116 168ZM134 166H135V165H134ZM150 166H151V165H150ZM172 166H173V165H172ZM250 166H251V165H250ZM253 166H255V165H253ZM253 166H251V167H253ZM26 167H27V165H26ZM37 167H38V165H37ZM44 167H45V166H44ZM46 167H47V166H46ZM51 167H52V166H51ZM75 167H76V168H75ZM101 167H102V166H101ZM105 167H106V166H104V167H102V168L104 169ZM112 167L107 166L106 169H107V168H108V169H110V168L112 169ZM153 167L157 168L154 164H153ZM160 167H161V166H160ZM173 167H174V166H173ZM175 167H176V166H175ZM175 167H174V169H176ZM178 167H179L180 170H182V172H183V170H185V169H182L183 167L177 166V168H178ZM192 167H193V166H192ZM202 167H203V166H202ZM208 167H204V168H207V169H208ZM213 167H215V165H213ZM216 167H217V166H216ZM226 167H227V166H226ZM229 167H230V166H229ZM242 167H241V168H242ZM259 167H260V166H259ZM31 168H32V167H31ZM31 168H29V170H31V171H32V170H35L34 167H33L32 169H31ZM39 168H40V167H38V169H39ZM49 168H50V167H49ZM52 168H54V167H52ZM55 168H56V167H55ZM102 168L100 169L101 171L103 170ZM114 168H113V169H114ZM121 168H122V167H121ZM121 168L119 169V167H118V169H119V170L117 169L118 172H120ZM129 168H130V167H129ZM133 168H134V167H133ZM185 168H186V167H185ZM230 168H231V167H230ZM230 168L227 167L226 170L229 169V170L231 171V170L233 169V168H231V169H230ZM254 168H256V166H255ZM2 169L4 170L3 165H2ZM8 169H9V168H8ZM27 169H28V168H27ZM84 169H85V168H84ZM84 169H83V170H84ZM98 169H99V168H98ZM108 169H107V170H108ZM134 169H135V168H134ZM137 169H139V168H137ZM143 169H144V168H143ZM159 169H160V168H158L157 171H160V170H161V169H160V170H159ZM174 169H172V170H174ZM191 169H192V168H191ZM198 169H199V168H197L196 171H197ZM207 169H206V170H207ZM210 169H208V170H210ZM216 169H217V168H216ZM238 169H239V168H238ZM243 169H242V170H243ZM16 170H17V169H16ZM39 170H40V169H39ZM49 170H50V169H49ZM67 170H68V169H67ZM107 170H105V171L107 172ZM117 170H116V171H117ZM124 170L126 171L127 169L125 168ZM124 170H122L123 173H125ZM128 170H129V172H133V171H131V168L128 169ZM135 170H136V169H135ZM153 170H154V169H153ZM172 170H171V171H172ZM192 170H193V169H192ZM192 170H191V171H192ZM200 170H203V169L201 168ZM200 170H199V171H200ZM229 170H228V172H229ZM68 171H69V170H68ZM76 171H77V170H76ZM81 171H82V170H81ZM81 171H80V172H81ZM103 171H104V170H103ZM103 171H102V172H103ZM111 171H112L111 173H113L114 170H111ZM163 171H164V170H161L160 172H163ZM166 171H168V170H166ZM175 171H176V172H181V171H177V170H175ZM189 171H190V169H189ZM189 171H188V174L191 172V171H190V172H189ZM193 171L196 172L195 169H194ZM199 171H198V176H199V174L201 173V171H200V173H199ZM203 171H204V170H203ZM203 171H202V172H203ZM232 171H233V170H232ZM232 171H231V172H232ZM236 171H238V170H235V172H236ZM251 171H252V172H251ZM4 172H5V175H6V172H7V169H6V168H5ZM16 172H17V171H16ZM35 172H36V170H35ZM35 172H34V173H35ZM78 172H79V171H78ZM106 172H105V173H106ZM118 172L116 173V172L114 171V173L118 174L117 177H119V174H120V173H118ZM126 172H127V171H126ZM141 172H142V170H141ZM143 172H144V171H143ZM153 172H154V171H153ZM176 172H175V173H176ZM238 172H239V171H238ZM240 172H239V173H240ZM256 172H259V173H256ZM40 173H41V174L43 173V172H42V169H41ZM70 173H72V172L69 171V174H70ZM83 173H86V172H83ZM108 173H109V172H108ZM114 173H113V175H115ZM144 173H145V172H144ZM167 173H169V172H167ZM167 173H166V174H167ZM175 173H174V174H175ZM184 173H185V172H184ZM186 173H187V172H186ZM196 173H197V172H196ZM206 173H207V172H206ZM209 173H210V172H209ZM260 173H261V174H260ZM45 174H46V173H45ZM45 174H44V175H45ZM72 174H73V173H72ZM93 174H94V173H93ZM130 174H131V173H130ZM132 174H133V173H132ZM132 174H131V175H132ZM151 174H152V173H151ZM171 174H172V173H171ZM192 174H193V173L191 172L189 175H192ZM202 174H205V173H201L200 177L203 176ZM228 174H229V173H228ZM231 174H232V175H231ZM248 174H249V173H248ZM253 174H252V175H253ZM256 174H257V175L260 174V177H259V176H257V177H259V178L255 177ZM2 175H3V173H2ZM5 175H4V177H5ZM7 175L9 176V173H8V172H7ZM7 175H6V176H7ZM15 175H16V174H15ZM25 175H26V174H24V176H25ZM38 175H40L39 172H38ZM44 175H43V176H44ZM80 175H81V174H80ZM89 175H90V174H89ZM100 175H103V173L100 174ZM175 175H176V174H175ZM196 175H197V174H196ZM196 175H195V176H196ZM252 175H251V176H252ZM71 176H72V175H70V177H71ZM74 176H76V175L74 174ZM83 176H84V175H83ZM92 176H95V175H92ZM96 176H97V175H96ZM103 176H104V175H103ZM103 176H102V177H103ZM110 176H111V174H110ZM152 176H153V174H152ZM152 176H149V177H152ZM156 176H157V175H156ZM167 176H168V175H167ZM176 176H178V175H176ZM182 176H183V175H182ZM182 176H181V177H182ZM205 176H207V174H206ZM205 176H204V177H205ZM208 176H210V175L208 174ZM211 176H210V177H211ZM251 176H250V177H251ZM47 177H50V176L47 175ZM47 177H45V178L43 177L44 180H45ZM102 177H101V179H103ZM134 177H136V175H135ZM138 177H139V176H138ZM149 177H147L146 179H149ZM158 177H159V176H158ZM178 177H180V175H179ZM183 177H184L185 179L187 178V177H185V176H183ZM7 178H8V177H7ZM58 178H59V177H58ZM58 178H55L54 180H57L56 182H58ZM71 178H72V177H71ZM77 178H78V177H77ZM80 178H82V176H81ZM98 178H100V177H98ZM139 178H140V177H139ZM169 178H170V177H169ZM169 178H168L167 180H169ZM189 178H191V177L189 176ZM189 178H188V180H189ZM202 178H203V177H202ZM251 178H252V177H251ZM2 179H3V178H2ZM24 179H25V178H24ZM26 179H27V175H26ZM48 179H49V178H48ZM50 179H51V177H50ZM68 179H69V178H68ZM68 179H67V180H68ZM82 179H83V178H82ZM84 179H85V178H84ZM89 179H90V178H89ZM94 179H96V178H94ZM126 179H127V178H126ZM129 179H131L130 176H129ZM132 179H133V178H132ZM152 179H154V178H152ZM171 179H173V178H171ZM185 179H183V180L181 179V180H179V182H180V181H184ZM195 179H196V178H195ZM195 179H194V180H195ZM210 179H213V176H212V178H210ZM262 179H264V178H262ZM7 180H10V176H9V178H8ZM7 180H6V178H5V181H7ZM11 180L14 181V179H11ZM11 180H10V182H11ZM20 180H21V179H20ZM29 180H30V178H29ZM29 180H27V181L29 182ZM37 180H38V179H37ZM46 180H47V179H46ZM46 180H45V181H46ZM61 180H62V179H61ZM64 180H63V182L61 183V186H62V184L65 182ZM67 180H66V181H67ZM74 180L76 181V178H74ZM85 180H86V179H85ZM90 180H91V179H90ZM97 180H98V179H97ZM133 180H134V179H133ZM137 180H138V179H137ZM161 180H163V179L161 178ZM164 180H165V179H164ZM177 180H178V179L175 178V181H176L175 183H179ZM186 180H187V179H186ZM196 180L202 182V180H200V179H196ZM196 180H195V181H196ZM204 180H207V178H206V179L204 178ZM38 181H39V183L41 182L40 180H38ZM52 181H53V180H52ZM52 181H51V182H52ZM86 181H88V180H86ZM86 181L79 179V180L77 181V184H78V183H81V184H82L81 187H82L84 190H88V191H89V190H94V186H93L92 184H88V183H86ZM122 181H123V182H127V180H126V181H125V180H122ZM122 181H121V182H122ZM134 181H135V180H134ZM190 181H192V180L190 179ZM195 181H194V182H195ZM198 181H197L196 183H199ZM213 181H214V180H213ZM67 182H68V181H67ZM67 182H66V183H67ZM70 182L73 183L72 181H70ZM89 182H90V181H89ZM129 182H130V180H129ZM131 182H132V181H131ZM150 182H151V180H150ZM154 182H155V181H154ZM169 182H172V183H173V181H169ZM184 182H185V181H184ZM187 182H188V181H187ZM0 183H1V182H0ZM12 183L15 184L16 182L14 181V182H12ZM30 183H31V182H30ZM48 183H49V181H48ZM75 183H76V182H75ZM90 183H91V182H90ZM92 183H93V182H92ZM166 183H168V182H166ZM188 183H189V182H188ZM188 183H187V184H188ZM191 183H193V182H191ZM191 183H189V184H191ZM203 183H204V182H203ZM205 183H207V182H205ZM1 184H2V183H1ZM7 184H9V181H8ZM10 184H11V183H10ZM40 184H41V183H40ZM43 184H44V183H43ZM67 184H69V182H68ZM77 184H75V186L78 187L79 185H77ZM129 184H131V183H129ZM133 184H134V183H133ZM173 184H174V183H173ZM183 184H184V183L181 182V184H179V185H183ZM260 184L264 185V182H261ZM31 185H32V184H31ZM50 185H51V184H50ZM50 185H49V186H50ZM52 185H54V184H52ZM58 185H59V184H58ZM138 185H139V184H138ZM144 185H145V184H144ZM144 185L142 184V187H144ZM175 185H176V184H175ZM191 185H192V184H191ZM3 186H4V185H3ZM9 186L12 187L11 185H9ZM16 186H17V184H16ZM23 186H24V185H23ZM33 186H34V185H33ZM43 186H44V185H43ZM54 186H55V185H54ZM83 186H84V187H83ZM127 186H128V185H127ZM154 186H155V185H154ZM158 186H159V185H158ZM164 186H165V185H164ZM173 186H174V185H173ZM173 186H172V187H173ZM194 186H195L196 188H199V187H200V184H199V186H198V184H197V186H196V185H194ZM201 186H202V185H201ZM17 187H19V186H17ZM56 187H58V186H56ZM62 187H63V186H62ZM65 187H66V185H65ZM77 187H76V189H77ZM95 187H96V184H95ZM115 187H116V186H115ZM131 187H132V186H131ZM145 187H146V186H145ZM145 187H144V189H146V188L148 189V187H146V188H145ZM159 187H161V186H159ZM165 187H166V186H165ZM168 187L170 188V185H169ZM174 187H175V186H174ZM181 187H184V186H181ZM185 187H187V186L185 185ZM12 188L15 189L14 187H12ZM19 188H20V187H19ZM49 188H50V187H49ZM72 188H73L74 190H70V191H69L70 188L68 189V187H67V188H63V189H68L69 194H70V195L72 194V196L75 195L76 192H78L77 195H76V196H78V195H79V191H80V189L78 188V191H76L75 187H72ZM138 188H140V186H139ZM138 188L135 187L136 190H139V192H138V191H136V192L140 193V190H141L142 188H141V189H138ZM151 188H152V190L155 189V187H154V188L151 187ZM201 188H203V187H201ZM204 188H203V190H205ZM6 189H7V187H6ZM17 189H18V188H17ZM32 189H33V188H32ZM95 189H96V188H95ZM144 189H142V190H144ZM160 189H161L162 191L168 190V189H164V190H163L162 188H160ZM176 189H177V188H176ZM182 189H183V188H182ZM184 189H185V188H184ZM187 189L190 190V188H187ZM251 189H250V191H248V192H251ZM7 190H8V189H7ZM20 190H21V189H20ZM24 190H25V189H24ZM36 190H37V189H36ZM36 190H35V191H36ZM56 190H57V188H56ZM148 190H149V189H148ZM170 190H171V188H170ZM192 190H193V189H192ZM1 191H2V190H1ZM1 191H0V192H1ZM21 191H22V190H21ZM32 191H33V190H31V192H32ZM64 191H65V190H64ZM66 191H67V190H66ZM100 191H102V189H101ZM121 191H122V190H121ZM132 191L135 192L134 188H133ZM230 191H231V190H230ZM233 191H231V192H233ZM256 191H254V192H256ZM4 192H5V191H4ZM8 192H11V191H8ZM15 192H17V191H15ZM15 192H13V193H14L13 195H15ZM18 192H19V191H18ZM24 192H25V191H24ZM38 192H39L38 194H40V191H38ZM54 192H55V191H54ZM81 192H83V191H81ZM97 192H99V190H98ZM149 192H150V190H149ZM154 192L156 193V192H158V191H154ZM166 192H167V191H166ZM176 192H177V191H176ZM1 193H2V192H1ZM19 193H20L19 195H21V192H19ZM22 193H23V191H22ZM36 193H37V192H36ZM61 193H63V190H62ZM65 193H66V192H65ZM65 193L63 194V197H64V195H66ZM84 193H85V191H84ZM88 193H89V192H88ZM145 193L148 195L146 198H148V197H149V194H148L147 192H145ZM151 193H152V192H151ZM151 193H150V194H151ZM155 193L153 194V197L157 194V193H156V194H155ZM177 193H178V192H177ZM190 193H192V192H190ZM257 193H258V192H257ZM3 194H5V193H3ZM3 194H0V195H3ZM6 194H7V193H6ZM6 194H5V195H6ZM23 194H24V193H23ZM30 194H31V193H30ZM94 194H95V193H94ZM99 194H100V193H99ZM99 194L97 193V194H95V195L98 196ZM101 194L104 195V196L102 195L104 198L101 199V200L103 201V203H101L102 201L100 202L99 200H98V201H94V200H92L94 197H93V198H90L92 195L89 196V194H88V196H87L86 194H82L81 197H82L83 199H85L84 202L82 201L84 204H83L81 201H80V202L84 205V208H87V207L89 206V207H88V209H89V208L92 206V207H91L92 210H91V208H90V210H91L92 212H93V208H94L93 206H96V207H97L99 204H100L101 206L104 205L105 208L107 207V209H108V208H111V209H109V210H111L110 214H107V213H106V211H109V210H106V209H105L106 211H104L102 208H101V209H102L103 211L100 209V210H101V213H100V214L97 213L98 211H97V212H96V211L93 212V213H97V214H95V215H96V217H95L96 219H94V216H95V215L92 216L93 213L90 214V212H89V214L91 215V218L93 217V218H92V220L94 219L93 221L100 220L98 226L101 225L102 228H103V227H104V228H107V230H108L109 227H111V228H113V229H115V230H116V228H119V229L117 230V232L120 233V230H121V231L123 232V233L121 232V234H124V235H126L128 238H130V239H129V242H128V241H125L126 238L124 239V238H122V237H123V236H122L121 238L124 240V242H122L123 240H121V239H119V240H121V241H117V238H119L120 235L118 234L119 236L117 235V238H116V235H115L116 232H115V234H114L113 236H115V239H116L117 242H114L115 239H111V241L114 243V244L111 243V244H112L111 247L114 246V247L116 248V250H117L119 247H118V246H115V244L119 245L118 243H120V244H122V245H124V246H127V247H126L127 253L130 252V250L127 249L128 246H129V248L134 249V246L136 247L137 245L139 246V245L143 244V246H140V247H146L147 250H150V252H149L150 255H151V252H152V255L155 254L156 259H157V260H156V264H264V219H262V218H257L256 220L253 219L254 222H251V221H250V220H252V219H250L249 221H248V220H245L246 222L248 221V222H250V223L252 224L251 226H250V224H247V225L250 226L251 228H254L253 231H252V230L250 231L249 229H248V230H247V229H244L245 226H243V228H242L241 225L238 226L237 224L235 225V223L232 224V225L229 226V227L226 226L225 228H222V225H220L222 222L233 221V222L239 223V222H244V221L241 220L242 217L239 216V213H238V216L241 217V218H239V217L235 216V214H233V213H236V212L231 213V211H230L231 209L223 208V207H222L223 204H222V203H219V202H218L217 200H215L213 197H212V201H211V203H212L213 205H205V204H203V203L197 202L195 199H191V198H189V197H185V196L182 197V199H183L185 202H188V203H190V204H196V205L198 206L197 210L195 209L196 207H195V208L193 207L195 210H193V208H192V210L194 211V213L196 212V214L193 215L194 218H192V219L190 218V220L185 221V220H183V219L179 220V219L173 218L172 215H170V216H172V218H171V217H168L167 215H165L166 217H162V214L160 215V217H162V218L158 217V216H157L158 213L155 214V213H156L155 211L152 212V209H151V208H150V209L147 208V203L144 202V201H145V196H144V195H142V196L144 197V199H143L144 201H143L142 198L140 199V198H137V197H134V196H122V195L120 196V195H118V194H114V193H112L111 191H110V192L107 191V193H105V192L102 191ZM141 194H143V193L141 192L139 195H141ZM192 194H194V193H192ZM228 194H229V191H228ZM232 194H234V193H232ZM241 194H242V193H241ZM245 194H246V195H249V194H247V193H245ZM24 195H26V194H24ZM27 195H28V194H27ZM32 195H33V194H32ZM40 195H41V194H40ZM67 195H68V194H67ZM67 195H66L65 197H68ZM159 195H161V194L159 193ZM162 195H164V194L162 193ZM167 195H169V193H167ZM230 195H231V193H230ZM235 195H236V194H235ZM237 195H238V194H237ZM252 195H255V194L253 193ZM252 195H251V196H252ZM16 196H17V195H16ZM16 196H15V197H16ZM22 196H23V195H22ZM33 196H34V195H33ZM33 196H32V197H33ZM42 196H43V195H42ZM42 196H41V197H42ZM44 196H45V195H44ZM54 196H55V195H54ZM100 196H101V195H100ZM100 196H99V197H100ZM164 196H165V195H164ZM182 196H183V195H182ZM3 197H6V196L3 195ZM3 197H2V198H3ZM9 197H10V196H9ZM27 197H29V196H27ZM60 197L62 198V195H61ZM78 197H79V196H78ZM150 197H151V196H150ZM156 197H157V196H156ZM160 197H161V196H160ZM165 197H166V198H164V197L159 198V203H161L162 205L170 204V201L167 199V196H165ZM172 197H173V196H172ZM194 197H195V196H193V198H194ZM234 197H236V196H234ZM249 197H250V196H249ZM249 197H247V198L243 197V198H245V200L247 201V200L249 199ZM253 197H255L256 199L253 198ZM253 197H252L253 200L251 199V200H249L250 202H245V203H250L251 206H252V204H256V203L254 202V200H255V201H259V200H257V199H258V196H253ZM6 198H7V197H6ZM33 198H36V197H33ZM82 198H81V200H82ZM232 198H233V196H232ZM9 199H10V198H9ZM22 199H25V198H22ZM26 199H27V198H26ZM36 199H38V198H36ZM36 199H34L33 201L36 202ZM44 199H45V198H44ZM66 199H68V198H66ZM94 199H95V198H94ZM139 199H140V200H139ZM150 199H152V198H150ZM237 199H239V198H237ZM1 200H2V199H0V202H2ZM27 200H28V199H27ZM29 200H31V199H29ZM29 200H28V201H29ZM64 200H65V199H64ZM74 200L76 201V199H74ZM147 200H148V199H147ZM157 200H158V199H156V202H153V203H155V205H159V203L156 204V203L158 202ZM241 200H243V199H241ZM241 200L239 199V201H241ZM245 200H244V201H245ZM6 201H7V200H6ZM8 201H9V200H8ZM39 201H40V200H39ZM69 201H70V200H69ZM77 201H79V200H77ZM77 201H76V202H77ZM152 201H154V200H152ZM171 201H172V200H171ZM232 201H233L232 204L236 203L235 205L232 206V205H230L231 202H229V205L232 206L233 209L237 208V209H241V210H242V208H243L242 211L244 212V209H245L246 207H245V208L243 207V205H242L243 203L240 204V202H236L235 199L232 200ZM234 201H235V202H234ZM244 201H243V202H244ZM9 202H10V201H9ZM25 202H26V201H25ZM40 202H41V201H40ZM50 202H51V201H50ZM50 202H48V203H50ZM65 202H66V201H65ZM72 202L74 203L73 200H72L70 203H72ZM149 202H151V201L149 200L148 203H149ZM206 202H207V201H206ZM208 202H209V201H208ZM260 202H261V199H260ZM2 203H3V202H2ZM2 203H1V205H2ZM26 203H27V202H26ZM26 203H25V204H26ZM67 203H68V202H67ZM85 203H86V205L88 204L87 207L85 206ZM172 203H173V202H172ZM238 203H239V205H238ZM36 204H37V202H36ZM39 204H42V203H39ZM39 204H37V205H39ZM46 204H47V203H46ZM52 204H53V206H54L55 203H52ZM77 204L80 205L79 202H78ZM82 204H81V206H80L81 208H82V206H83ZM149 204L151 205V203H149ZM182 204H183V203H182ZM221 204H222V205H221ZM227 204H228V203H227ZM258 204H260V203H258ZM3 205H4V204H3ZM12 205H14V204H12ZM15 205H16V204H15ZM15 205H14V206H15ZM63 205H64V204H63ZM63 205H62V208H63ZM177 205H180V204L177 203ZM184 205H185V204H184ZM248 205H249V204H248ZM4 206H5V205H4ZM9 206H10V204H9ZM30 206H31V205H30ZM174 206H176V203L174 204ZM180 206H182V205H180ZM185 206H186V205H185ZM185 206H184V207H185ZM194 206H195V205H194ZM234 206H235V207H234ZM244 206H247V205L245 204ZM253 206H258V207H260V205H257V204H256V205H253ZM26 207H27V206H26ZM32 207L35 208L34 205H33ZM32 207H31V209H32ZM65 207H66V206H65ZM69 207H70V206H69ZM74 207H75V205L73 206V208H74ZM77 207H78V206H77ZM158 207H159V206H158ZM184 207H182V208H184ZM186 207H187L188 209H191L192 206H191V207H190V206H186ZM224 207H226V205H225ZM4 208H5V207H4ZM4 208H3V209H4ZM9 208H10V207H9ZM16 208H19V207H16ZM27 208H30V207H27ZM36 208L38 209L39 207H36ZM41 208H42V206H41ZM50 208H51V207H50ZM62 208H61V209H62ZM84 208H82V210H83ZM155 208L157 209V207H155ZM180 208H181V207H180ZM251 208H252V207H251ZM255 208H256V207H255ZM261 208H262V207H261ZM261 208H258V209H261ZM3 209H2V210H3ZM5 209H6V210H9L8 208H5ZM12 209H13V208H12ZM22 209H23V208H22ZM42 209H43V208H42ZM42 209H39V210L41 211ZM53 209H54V208H53ZM55 209H56V207H55ZM66 209H67V207H66ZM70 209H71V208H70ZM97 209L99 210V208H97ZM158 209H159V208H158ZM237 209H235V210H237ZM256 209H257V208H256ZM6 210H3V213H5L4 211H6ZM13 210H16V209L14 208ZM18 210L20 211L21 209H18ZM29 210H30V209H25V212H26V214H27V217H26V218H27V219H26L27 221H31V220L33 219V218H31V213H32V211H34V210H32L31 212H30ZM51 210H52V209H51ZM75 210H76V209H75ZM86 210H87V209H86ZM94 210H95V209H94ZM100 210H99V211H100ZM153 210H154V209H153ZM162 210H164V209H162ZM180 210H181V209H179V211H180ZM241 210H240V211H241ZM246 210H247V213L250 212L248 209H245V211H246ZM22 211H23V210H22ZM22 211H21V212H22ZM47 211L49 212L48 208H47ZM62 211H63V210H62ZM84 211H85V210H84ZM112 211H113V213H112ZM165 211H166V210H165ZM171 211H172V210H171ZM183 211H185V210H183ZM232 211H233V210H232ZM242 211H241V212H242ZM248 211H249V212H248ZM257 211H258V210H256V212H257ZM6 212H7L6 214H8V211H6ZM9 212H10V211H9ZM25 212H23V213H25ZM42 212H43V210H42ZM42 212H41V213H42ZM51 212H53V211H51ZM55 212H56V211H55ZM66 212H67V211H66ZM70 212H71V211H70ZM70 212H69V214H70ZM79 212H81V211H79ZM180 212H182V211H180ZM180 212H179V213H180ZM237 212H238V210H237ZM243 212H242V213H243ZM253 212H254V210H253ZM259 212H260V211H259ZM259 212H257V213H252V214H259ZM262 212H264V211H262ZM262 212H261V213H262ZM11 213H12V215H13V211H11ZM14 213H16V212H14ZM23 213H22V214H23ZM29 213H30V214H29ZM57 213H58V211H57ZM62 213H64V212H62ZM67 213H68V212H67ZM86 213H87V212H86ZM111 213H112V215H111ZM169 213H170V210H169ZM172 213H173V212H171L170 214H172ZM183 213H184V212H183ZM183 213H182V214H183ZM186 213H187V212H185V214H186ZM245 213H246V212H245ZM245 213H244V214H245ZM247 213H246V214H247ZM250 213H251V212H250ZM261 213H260V214H261ZM9 214H10V213H9ZM35 214H36V213H35ZM35 214H34V215H35ZM42 214L45 216L44 212H43ZM52 214H53V213H52ZM52 214H51V215H52ZM60 214H61V213H60ZM60 214H58V215H59V216H62V215H60ZM89 214H88V215H89ZM236 214H237V213H236ZM244 214H241V215H244ZM10 215H11V214H10ZM12 215H11V216H12ZM43 215H42V216H43ZM48 215H49V213H48ZM51 215H50V217H55L56 219H58V218L56 217V215H55V216H54V215L51 216ZM76 215H77V216H76ZM262 215H264V214H262ZM6 216H7L8 219H9L10 216H8V215H6ZM17 216H18V215H17ZM42 216H41V217H42ZM67 216H68V215H67ZM75 216H76L75 220L77 221L78 213L75 214ZM189 216H190V215H189ZM195 216H196L197 218H196ZM246 216H247V218H248V217H251V215L248 216V214H247ZM246 216H244L243 218H245ZM252 216H253V215H252ZM256 216L258 217V215H256ZM259 216H260V215H259ZM15 217H16V216H15ZM41 217H40V218H41ZM47 217L50 218L49 216H47ZM86 217H87V216H86ZM174 217H175V216H174ZM185 217H186V216H185ZM253 217H255V216H253ZM261 217H264V216H261ZM18 218H19V216H18ZM18 218H16V220H18ZM20 218H21V216H20ZM20 218H19V219H20ZM43 218H45V217H43ZM64 218H65V217H64ZM73 218H74V217H73ZM80 218H81V217H80ZM88 218H89V217H88ZM181 218H182V217H181ZM186 218H187V217H186ZM188 218H189V217H188ZM1 219H2V218H1ZM46 219H47V218H45V220H46ZM81 219H82V218H81ZM89 219H90V218H89ZM259 219H260V220H259ZM12 220H13V219H11V221H12ZM14 220H15V219H14ZM41 220H42V219H41ZM82 220H83V219H82ZM90 220H91V219H90ZM92 220L89 222V224H91V223L94 224V222H93ZM243 220H244V219H243ZM1 221H3V219H2ZM6 221H7V220H6ZM9 221H10V220H9ZM20 221H22V220L20 219ZM23 221H24V220H23ZM27 221H26V222H27ZM50 221H51V220H49L48 222H50ZM54 221L56 222V220H54ZM79 221H80V219H79ZM196 221L201 222V223H198V222H196ZM204 221H207V222H208V221H214V222L217 223V224H215V226L219 224L218 226L221 227V228H220V227H219V228L222 229V233H220V234L222 235V237L225 236L224 238H226V237L228 236V235H227L228 233L230 234V232H233V230L237 231L239 234H243L244 237H245V236L250 237V235H251V236H255V237H256L255 240H257V241H256V242H257L256 244H254V242H253V241H255L254 239H253V241L251 240V242H250V241H247V240L243 241V243L245 242L246 244H251V245L254 244L255 246L252 245V246H254V248L251 247V249H254V251H253V252H243V251H242V252H238V249H240V248L243 247V246L240 247L241 245L238 243V242H239V241H238L239 239L237 240V244L240 245V246H239L240 248H238V249L236 250V247H235V248H234V249H235V250H234L235 252L232 251L233 248H232L230 251H227V250H226L227 247L225 248V251H223V252H220V250H217V251H219V252H215V251H213L212 248H211L212 243H215L217 240L220 241L219 244H221V243L223 244V242H221V240H219V235H220V234H219V231L216 232V233H218V234H214V233H213L215 230L213 231L212 229H213L215 226L211 228V227L209 226L211 223L208 222L209 225H207V223L204 222ZM3 222H4V221H3ZM13 222H15V221H13ZM32 222H33V221H32ZM32 222H31V223H32ZM41 222L44 223L43 221H41ZM45 222H46V221H45ZM48 222L45 223V224L49 225ZM64 222H65V221H64ZM202 222H203V223H206V224L203 225ZM246 222H244V224H245ZM248 222H247V223H248ZM15 223H16L17 225L19 224L18 222H15ZM15 223H14V224H15ZM86 223H87V222H86ZM100 223H101V224H100ZM61 224H62V223H61ZM74 224H76V223H74ZM93 224H92V225H93ZM141 224H142V226H145V227L142 228ZM22 225H23V224H22ZM22 225L19 224V226H22ZM32 225H33V224H32ZM63 225H65V224H63ZM79 225H80V224H79ZM79 225H77V226L79 227ZM87 225H88V224H87ZM96 225H97V224H96ZM136 225H137V226L139 225V226L141 227L140 230L137 229V226H136ZM173 225H176V227H177V230H176L177 233H175V234H170V230H168V229H169L170 227H172V228L175 227V226H173ZM247 225H246V226H247ZM19 226H18V227H19ZM29 226H30V225H29ZM67 226H68V225H67ZM71 226H72V225H71ZM75 226H76V225H75ZM80 226H81V225H80ZM83 226L85 227V224H84V223L82 224L81 227L83 228ZM88 226H91V225H88ZM101 226H100V227H101ZM134 226H135V227H134ZM211 226H213V225H211ZM218 226H217V227H218ZM224 226H225V225H224ZM224 226H223V227H224ZM252 226H253V227H252ZM33 227H34V225H33ZM73 227H74V225L72 226V228H73ZM92 227H94V226H92ZM1 228H2V227H1ZM7 228H8V227H7ZM82 228H81V229H82ZM95 228H96V227H95ZM102 228H101V229H102ZM135 228H136L137 230H136ZM246 228H247V227H246ZM248 228H249V227H248ZM2 229H3V228H2ZM85 229H86V227H85ZM85 229H84V230H85ZM101 229H99L100 232H101ZM113 229H111V231H113ZM133 229H135L136 231H140L141 233H140V232L138 233V232H136V231L133 230ZM141 229H142V231H141ZM174 229H175V228H174ZM214 229H216V227H215ZM10 230H11V229H10ZM73 230H74V228H73ZM84 230H83V231H84ZM97 230H98V228H97ZM105 230H106V229H105ZM107 230H106V231H107ZM166 230H168L169 233H168ZM230 230H232V231H230ZM19 231H20V230H19ZM24 231H26V230H24ZM35 231H36V230H35ZM38 231H39V230H38ZM83 231H82V232H83ZM86 231H87V229L85 230V232H86ZM91 231H92V230H91ZM93 231H94V232H97L94 228H93ZM111 231H109V234H110ZM229 231H230V232H229ZM0 232H2L1 229H0ZM22 232H23V231H22ZM28 232H30V231H28ZM51 232H52V231H51ZM85 232H84L83 234H85ZM87 232H88V231H87ZM13 233H14V232H13ZM18 233H19V232H18ZM24 233H26V232H24ZM30 233H31V232H30ZM38 233H39V232H38ZM41 233L43 234V231H42ZM53 233H54V232H53ZM75 233H76V232H75ZM102 233H104V230H102ZM44 234L46 235L45 232H44ZM44 234H43V235H44ZM86 234H87V233H86ZM86 234H85V235H86ZM88 234H89V233H88ZM88 234H87V235H88ZM96 234H97V233H96ZM104 234H107V235H108L107 232H105ZM10 235H11V234H10ZM17 235H18V234H17ZM45 235H44V236H45ZM87 235H86V236H87ZM111 235H112V234H111ZM223 235H224V236H223ZM237 235H238V234H237ZM237 235H236V236H237ZM48 236H49V235H48ZM77 236H78V235H77ZM100 236H101V233H100ZM100 236H99V235H94V237H93L92 239H93L94 242H96V243L99 242V241L104 242V241H102V239H101L103 235L101 236V238H100ZM233 236H234V235H233ZM233 236L230 234V237H231V238H233ZM238 236H239V235H238ZM240 236H241V235H240ZM0 237H1V236H0ZM13 237H14V236H13ZM23 237H25V236L23 235ZM46 237H47V236H46ZM50 237H52V236H50ZM80 237H81V236H80ZM82 237H83V235H82ZM89 237H90V235H89ZM109 237H110V236H109ZM220 237H221V236H220ZM242 237H243V236H242ZM248 237H246V238H248ZM255 237H253V238H255ZM52 238H53V237H52ZM52 238H51V239H52ZM87 238H88V237H87ZM227 238H228V237H227ZM246 238H245V239H246ZM2 239L6 240L7 238H6V239H5V238H2ZM2 239H0V240H2ZM13 239H14V238H13ZM18 239H19V238H18ZM18 239H16V240H18ZM25 239H26V237H25ZM25 239H24V240H25ZM31 239H32V238H31ZM49 239H50V238H49ZM49 239H48V237H47L46 240H49ZM80 239L82 240V238H80ZM85 239H86V238H85ZM90 239H91V238H90ZM109 239H110V238H109ZM229 239H230V238H229ZM7 240H9V239H7ZM16 240H15V241H16ZM21 241H22V240H21ZM28 241H29V240H28ZM34 241H35V240H34ZM49 241H50V240H49ZM51 241H53V239H52ZM68 241H69V240H68ZM89 241H90V240H89ZM89 241H88V242H89ZM108 241H110V240H108ZM108 241H106V243H107ZM111 241H110V242H111ZM231 241H232V240H230V243H232ZM240 241L242 242V240H240ZM0 242H1V241H0ZM30 242H32V241L30 240ZM90 242H91V241H90ZM110 242H108L107 244H109ZM226 242L228 243L229 241H226ZM235 242H236V240H235ZM235 242H234V244H235ZM4 243L6 244V242H4ZM9 243H10V242H9ZM9 243H8V244H9ZM12 243H13V242H12ZM21 243H23V242H21ZM35 243H36V241H35ZM54 243H55V242H54ZM63 243H65V242L63 241ZM106 243H104V244H106ZM8 244H7V245H2V247H4V246L8 247V246L10 245V244H9V245H8ZM37 244H38V243H37ZM102 244H103V243H102ZM111 244H110V245H111ZM136 244H137V245H136ZM217 244H218V243H217ZM225 244H226V243H225ZM234 244L232 243L233 246H234ZM246 244H245V245H246ZM15 245H16V244H14V246L12 245V246H13V251H14L15 248H16ZM21 245H22V244H21ZM91 245H94V244H91ZM144 245H145V246H144ZM228 245H230V244H228ZM251 245H250V246H251ZM10 246H11V245H10ZM23 246H24V245H23ZM56 246H58V245H56ZM100 246H102V245H98V247H100ZM108 246H109V245H108ZM6 247H5V249H6ZM24 247H25V246H24ZM82 247H83V246H82ZM91 247H92V246H91ZM117 247H118V248H117ZM212 247H214V245H213ZM229 247H231V246H229ZM244 247H245V246H244ZM244 247H243V248H244ZM247 247H249V246L247 245ZM18 248H19V247H17L16 249L18 250ZM22 248H23V247H22ZM25 248H26V247H25ZM62 248H63V247H62ZM218 248H219V247H218ZM218 248H217V249H218ZM101 249H104V248L101 247ZM101 249H100V250H101ZM106 249H107V248H106ZM108 249H109V248H108ZM124 249H125V248H124ZM146 249H145V250H146ZM20 250H21V249H20ZM34 250H35V249H34ZM75 250H76V249H75ZM95 250H96V248H95ZM114 250H115V249H114ZM114 250H113V251H114ZM119 250H121V249H119ZM128 250H129V251H128ZM139 250H140V248L138 249V252H136V253H139ZM142 250H143V248H142ZM222 250H223V249H222ZM222 250H221V251H222ZM246 250H247V249H246ZM96 251H98V250H96ZM121 251H122V250H121ZM236 251H237V252H236ZM248 251H249V249H248ZM67 252H68V251H67ZM114 252H115V251H114ZM123 252H124V251H123ZM83 253H86V252H82L81 254H83ZM115 253H116V252H115ZM121 253H122V252H121ZM125 253H126V252H125ZM131 253L136 255L135 251H131V252H130L131 257L133 256ZM144 253H146V252H144ZM153 253H154V254H153ZM30 254H31V252H30ZM32 254H33V253H32ZM38 254H39V253H38ZM79 254H80V253H79ZM116 254H117V253H116ZM123 254H124V253H123ZM128 254H129V253H128ZM128 254H127V256H128ZM146 254H147V253H146ZM35 255H36V254H35ZM70 255H71V254H70ZM84 255H85V254H84ZM107 255H108V254H107ZM118 255H119V254H118ZM118 255H117L116 257H118ZM150 255H149V256H150ZM18 256H19V255H18ZM74 256H75V255H74ZM146 256H147V255H146ZM72 257H73V256H72ZM128 257H129V256H128ZM152 257H153V256H152ZM1 258H2V257H1ZM20 258H21V257H20ZM96 258H97V257H96ZM132 258H134V256H133ZM147 258H148V257H147ZM149 258H150V257H149ZM44 259H45V258H44ZM88 259H89V257H88ZM90 259H91V258H90ZM97 259H98V258H97ZM110 259H112V258H110ZM120 259H121V258H120ZM137 259H138V258H137ZM152 259H153V258H152ZM0 260H1V259H0ZM9 260H10V259H9ZM45 260H46V259H45ZM92 260H93V259H92ZM98 260H99V259H98ZM98 260H97V261H98ZM101 260H102V259H101ZM107 260H108V259H107ZM112 260H113V259H112ZM125 260H126V257H125ZM127 260H128V259H127ZM131 260L133 261V259H131ZM143 260H144V259H143ZM10 261H11V260H10ZM30 261H31V260H30ZM30 261H29V263H32V262H30ZM85 261H86V260H85ZM89 261H90V260H89ZM114 261H115V260H114ZM128 261H129V260H128ZM141 261H142V260H141ZM144 261H145V260H144ZM147 261H148V260H147ZM151 261H152V260H151ZM1 262H2V260H1ZM45 262H46V261H45ZM74 262H75V261H74ZM74 262H73V264H74ZM86 262H87V261H86ZM118 262H119V261H118ZM129 262L132 263L131 261H129ZM152 262H153V261H152ZM7 263H8V262H7ZM108 263L111 264L110 262H108ZM119 263H120V262H119ZM145 263H146V262H145ZM148 263H150V261H148ZM8 264H9V263H8ZM10 264H11V263H10ZM15 264H16V263H15ZM20 264H21V263H20ZM45 264H46V263H45ZM125 264H126V263H125ZM153 264H154V263H153Z\"/></svg>",
	"mask_w": 264,
	"mask_h": 264
}]
</instances>
